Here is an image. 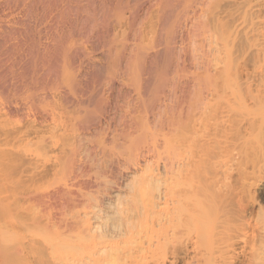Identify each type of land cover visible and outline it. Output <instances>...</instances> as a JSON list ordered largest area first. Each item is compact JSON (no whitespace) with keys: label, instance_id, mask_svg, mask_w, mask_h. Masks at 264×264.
<instances>
[{"label":"rangeland","instance_id":"obj_1","mask_svg":"<svg viewBox=\"0 0 264 264\" xmlns=\"http://www.w3.org/2000/svg\"><path fill=\"white\" fill-rule=\"evenodd\" d=\"M5 1V0H4ZM7 1V0H6ZM6 1L4 2V3H6ZM18 1V2H17ZM22 2H23V4L25 3V4H28V6H29V3L31 2L30 0H28V1H30L29 3L26 1V0H21ZM25 1V2H24ZM33 2H35V4H36V2L38 3V4H40L41 2H42V0H41V2L39 3V0H32ZM44 1V0H43ZM46 1V0H45ZM45 1H44V3H41L42 5L43 4H45V5H43L42 7H43V10H41V8H40V6H41V4H40V6L38 7L37 6V4H36V6L34 7V6H32V9L31 8H29V7H31V4H30V6L28 7L27 5L25 6V4L23 5L22 4V6H24L25 8H27L26 9V11L24 10V12H23V9H24V7L22 8V6L20 5L21 4V2H20V0H16V1H14L13 0V2L11 1H9V2H7L6 4H4L3 3V0H0V5H2V6H0V21L1 22H4V24L3 23H0L1 25H0V264H35V260L37 261L39 258H40V255H41V257H44V261L42 262L41 260H43V258H41V260H38L39 262L41 261V264H47V263H45V261H46V258L48 259L47 260V262L49 261V262H52L53 261V258L55 259V257L57 256H59L58 257V259H59V261L61 262V260H60V256H62L61 258L64 260V257H65V260L66 259H68L69 261H71V262H63V263H74V264H77V262L79 261V259H80V261H83V258H86V256H87V252H89L91 249L92 250H94V248H95V250L96 251H94L95 252V254L96 253H98V256L100 255V253H99V251L100 250H97L96 249V247L99 249L101 246H102V244L104 243H106L107 242V245H103L101 248H102V251H103V249L105 248V247H107L108 246V244H110L111 243V241H110V238H106V237H108L107 235H104V234H109V233H111V232H116V233H118V234H116V233H111L109 236L111 237V240L113 239V240H115V241H112V242H114L113 244H115V243H117L116 241H120L121 243H122V241H123V243H125V245L127 244L128 245V243L126 242V241H129L128 240V238H130V243H131V237H129L128 235V238L126 239V241L124 242V240H121V239H123L122 237H119V236H121V234L120 233H125L126 234V229H125V222H126V220H130L129 218H131L132 217V215L134 216L135 214V212L137 211L138 213H136V216H137V214L139 215V211L138 210H134V209H142V213H140V215L141 214H143V212H144V210L146 209L144 206H142V204H144L146 207H147V213H148V197H150L151 195H150V193L152 192H150L149 191V193H147V199L146 198H144V196L146 197V193L144 194L143 192L145 191V192H148V190H150V189H146L145 190V186H143V185H140V187L142 188V186L144 187V189H141V190H138V186L139 185H136L137 183H136V180L138 179L139 180V177H141V174H142V172H141V170L142 169H144V167H145V170L148 168V167H146L147 165H146V163L148 162V166H149V164H151L150 166H152V167H150V168H152V172H155V174H156V172L158 171V174L160 173V172H162L163 174H165V172L164 171H167L166 173H167V175H170V173H171V171H173L174 169V172L176 171V168L178 167V169L177 170H181V168L183 167H185V168H187L186 166L188 165V164H190L191 165V163L190 162H192V160H191V157H193V160L195 161L196 160V163L198 164L196 167H198V169L196 168V170L192 167V166H195L194 165V163L192 164V166L190 167L189 165H188V168L189 169H192L193 168V170L195 171V173H193L192 171H190V173L192 172L193 174H191V176H189V178H191V179H193V180H188V178L187 177H185L184 176V173L183 172H185L186 170H188V169H186L185 171H184V169L182 168V171L183 172H181V173H183L182 175H183V177H185L183 180H184V182L186 181V178H187V180L188 181H186L185 183H183V184H188L189 182H193V184H194V181H196L195 182V184H194V189L195 188H201V187H199L200 186V184L202 183V182H200V181H204V183H202V184H204V186L206 185V187H210L209 189V194H213V196H211V195H207L208 196V198H206L205 199V206L206 207H208V208H206L205 209V206H204V204L203 203H201L200 202V204H202L203 206H204V209L206 210V212H205V210H204V213H203V218H202V220H204V223L202 224V223H200L199 221H198V219H196V214L194 215L195 216V218H194V220H197L198 222V226H197V224H192V217H193V212L191 213V210H190V212H185V214H187V213H190L191 215H189V216H191L190 217V219H191V221H188V218H187V215L185 216V217H183V218H185V221L187 222V223H184L183 222V220H182V222H183V225H185V224H188L189 222H190V224H192L194 227H196L197 229L198 228H200L199 229V235L203 232L204 233V231H206L205 233V236H204V234L203 235H200V236H198L197 234H198V232H196V230H193L192 232H191V230L190 229H184L185 231H183V228H185L183 225V227H180V225H179V227H180V230H182L181 231V233H183V236H185V233L186 232H188V233H191V234H193V236L192 237H194L195 235H196V237L197 238H199V237H201V239H200V242H201V245H202V243H203V246L205 247V243H207V245L209 246V243H210V245H212V246H216L215 244H217V245H219V247L218 246H216L215 248H217V250L220 248V245L222 246V249L225 247V242H227L229 239L228 238H230L231 240H229L230 242H234V240L235 241H237V242H234L235 244V246H237V249H236V247H235V249L236 250H234V251H236L237 252V254L238 255H236L235 253H233V254H235V258H237V259H235V261H237L238 263H236L235 261V263L234 264H264V257H262L263 255H264V87L262 88L261 86V88L259 87V85H258V87L256 88V86H255V84H253L252 85V87H250L252 90H249L250 88H247V87H244L243 88V86H241L239 83H241L242 81H239V83L236 81L237 79V76L236 75H226V74H222L223 75V79H222V75L220 76L219 75V73H217V71H216V69L218 70V67H220L221 65L219 64L218 66H217V68L215 67L214 68V66L212 65V69L211 70H215V72L213 71V73H212V71H210L209 72V75H210V77H201L202 76V68L201 67H203L202 66V64L203 63H201L202 62V57H201V55L199 54L198 56L200 57V60L199 59H197V55H196V58L195 59H197V60H195L196 61V63H195V61H193L194 60V57L192 56V55H194L195 56V53H193V51H194V49H196V51H194V52H198V51H201L204 47H206V46H203V41H202V36H203V32L201 31V29H200V31L202 32H200V33H198L197 32V30L194 32L193 30H192V33L194 34V33H196V36H195V34H194V36H195V39H194V37L191 35L192 33H191V29L190 28H188L189 27V25H190V22H188V25L187 26H185V25H183L184 26V28L186 29V30H188V31H190V35L189 34H187L186 33V35H185V29L183 28V27H181V29L184 31H179V28H177V27H175V28H177L176 29V31H179V32H177L178 33V37L179 36H181V34H179L180 32H182V36H181V38L179 37H177L176 36V39L177 40H174L175 39V37H174V42L175 41H177V43H171L172 44V46H173V44H174V49H173V52H174V56L173 57H175V58H173L172 60V68H173V70H172V68L170 69V71H171V73H170V71H169V73H170V76H169V73H168V75L166 76L168 79H170V80H168L165 76H164V78H160L159 80H158V83H162V84H165V85H160V86H164L163 88V90H162V87H161V90H160V86L159 85H155L153 88L155 89V87H159V90H158V92L157 91H154V89L152 88H149V91H147L146 93H144L146 90H147V88H145L146 90H144L143 89V87H142V85L140 84L139 85V81H140V77H138V76H140L141 74V71L143 70V72H144V70L145 69H143V68H141L142 70H140L139 68H137V69H139V71L140 72H137V74L139 73L140 75H138L137 76V74L135 75L134 74V76H132L133 74L131 73V72H133V73H136V66L134 67V70L132 71V69H133V67H132V65L133 64H135L136 63V61H137V59H136V61H134V59L135 58H133V60H131V63H132V65L131 64H129L130 66H131V68H130V70L128 69V67H130V66H128V63L126 64V61L124 60V55L123 56H121L122 55V53L123 54H128V53H133V52H135V50H139L141 47H140V44L142 43L143 45H141L142 47H143V49L141 48V50H139V51H136V54H138L140 51H143L144 53H140V54H138L139 56L140 55H144V54H146L147 53V51H148V49H150L151 51H152V48L154 47L155 49H157L158 47L160 48V47H162V48H164L165 46H166V44L165 43H167L165 40L167 39V37H168V35H166V32H165V30H164V32H165V34H163V32H162V30L160 29V33H157L158 31H156V29H158L157 28V26H159V20L162 18L161 17V15H162V13H164V11L165 10H163V12L162 13H160L161 12V10L162 9H164V6L163 5H165V9H168L169 8V5H171V3H170V1L173 3V1L172 0H169V2L167 3L166 2V4H168V5H166V4H164V2H162V0H150L149 2L148 1H146L145 3H143L144 1H142V0H138V1H141L140 2V5H139V3H138V1H137V4H135V2H136V0H132L133 2H134V5L136 6V5H138V6H140L139 8H137V10L136 9H134L135 11L132 13V1L131 0H123V2L125 1V5H127L128 4V2H131V4L129 3L128 4V6H125L124 7V9L123 10H125V8H126V10L125 11H123V12H125V14L122 12L121 13V15H120V17H121V19H120V17H119V19H120V22H119V20H118V23H120V24H123L124 23V21L126 20L127 21V19H129V23L131 24L132 22V17L133 16H135L134 15V13L136 12V15L137 14H139V19H138V22H141V24L140 23H137V24H135V28H136V26L138 27V24H140L141 26H142V24H143V26L142 27H144V28H142V29H145V28H147V26H148V31L150 32V29H151V27H153L152 29L153 30H155L154 31V33H153V30L151 31V33H153V34H151V33H148V31H141V33L142 32H146V35H147V37H146V35H145V33H144V35H143V37H141L142 39V42H141V40H140V44H139V41H138V44H139V48L137 49L136 48V44L135 45H133L134 44V42H133V37H132V35L130 34V33H132V32H130V31H132L131 29H130V33H127L128 31H126V37H125V35H123V38H122V40H123V43H121L120 44V42L122 41L121 40V37L119 38L118 37V35L120 36V34H121V32L123 31H121L120 32V34H119V30H121V29H123L124 28V30L125 29H127V30H129L128 29V26H129V23H128V21L126 22L127 24H128V26H127V24H126V27L124 26V24H123V28L121 27L122 25H120V24H118L117 23V25H119L120 27H121V29H120V27H118V26H116L115 27V25H113L114 26V28H119L118 30H117V32H113L112 31V29L114 30V31H116V29H114V28H111L110 26H109V28H108V30H106L107 28H104L103 29V27H105L104 25H105V23L104 22H102V21H106V19H105V16L103 15V17L104 18H102L101 16H102V14L101 13H99L97 10L99 9V5H97V3L99 4V2H97L98 0H96V4H95V6H94V4L92 5L91 4V2H89L88 1V3H86L87 2V0H83V1H85V4L86 5H91V7H88V6H85L86 8H84V6H83V1L81 0V2L78 0V5L76 4V8L74 7V8H69L68 7V5L70 6V5H75V3L77 2V0H73V1H70V0H65V2H67V4H65V2H64V0H60V1H58L57 2V0H55L59 5H61L63 2V4H65V5H67V7L69 8V10H71L70 12L68 11V10H66V12L70 15V17L68 16V14L66 13V12H64V9H63V11H62V7L60 8V6L56 3V4H54V6H56V8H54L53 7V5H52V8H53V11H55L56 9L57 10H59V11H56V12H59L58 13V15L56 14V13H51L50 11H52V10H48L49 11V13L50 14H52V15H50V14H48V11H47V14H45L46 12L44 11L45 10V8H46V6L48 5L47 3H49L50 2V5H48V6H50V8H51V3L52 2H54V1H47L46 3H45ZM69 1V2H68ZM91 1V0H90ZM153 1V2H152ZM159 1V2H158ZM165 1V0H164ZM166 1H168V0H166ZM176 1H178V0H176ZM176 1L174 0V2L176 3ZM183 0H181V2H182ZM213 1V0H212ZM14 2H15V5H17V8H18V5L21 7V9H19L18 8V10L17 9H15L16 7H14V8H12L13 6H15L14 5ZM20 2V3H19ZM27 2V3H26ZM33 2H31V3H33ZM60 2H62L61 4H60ZM75 2V3H74ZM155 2H158V3H155ZM183 2H188L187 0L186 1H183ZM216 0L214 1V3L212 2L211 4H212V6L213 5H215L216 3ZM4 5H3V4ZM11 3V4H10ZM17 3V4H16ZM19 3V4H18ZM71 3V4H70ZM80 3L82 4V5H80ZM141 3H143V4H141ZM151 3V4H150ZM163 5H162V4ZM35 4H32V5H35ZM61 5V6H65V5ZM147 4H148V6H147ZM155 6H154V5ZM159 5V7L158 6H156V5ZM184 4V3H183ZM187 4V3H186ZM185 4V5H186ZM9 5V6H8ZM58 5V6H57ZM73 5L72 6H70V7H73ZM131 5V6H130ZM142 5V6H141ZM153 5V7L151 8L150 6H152ZM180 5L182 6V8L181 7H179L180 8V12L183 10V5L180 3ZM179 5V6H180ZM184 5V6H185ZM210 5V4H209ZM208 5V6H209ZM79 6H83L82 8H84V9H87V10H89V12H90V8H92V9H94L95 7H97V6H99V7H97V8H95V9H97L96 10V12H97V14L99 13V14H101L100 15V17H99V14H98V16H97V14H96V16L98 17V19L97 18H95V14H94V16L92 17L91 16V18H94V19H96V20H100L101 18H102V21L100 20V23L101 24H99V21H97L96 22V20H94L93 21V19H89L88 21H93L91 24H93V25H90L89 23L90 22H86V18L84 19L85 20V22H84V25H82V27L81 28H83V29H80L79 27H80V24H82V22H81V20L79 21V19H83V16L81 17L80 16V18L77 20V24H79V29L78 28H76L75 26H72L70 23H72L73 21V23H75V25H76V22H75V20H76V18H75V20L73 19L74 17H77V15L76 16H73V14L75 15V14H77V7L78 8H80ZM134 6V8H136ZM144 6V7H143ZM167 6H168V8H167ZM216 6V5H215ZM215 6L214 7H212V8H215ZM9 7H11L12 9H13V11H11L10 12V10H12L11 8L9 9V11H7V9L9 8ZM36 7H38L39 9H37ZM45 7V8H44ZM58 7V8H57ZM66 6H65V8H67ZM88 7V8H87ZM94 7V8H93ZM143 7V8H142ZM217 7H218V4H217ZM36 10H35V9ZM49 8V7H48ZM49 8V9H50ZM61 10H60V9ZM130 8H131V10H130ZM147 8V9H146ZM178 8V7H177ZM206 9L208 8L209 9V7H205ZM211 8V9H212ZM29 9H31L30 10V12L31 13H36L35 14V16H39L38 14H40L42 11L44 12V14L42 15V13L40 14V16L39 17H35V16H33L34 14H31L30 12H29ZM33 9L35 10V12L33 11ZM55 9V10H54ZM75 10V11H73V10ZM84 9H82V10H79V15H85V12L84 11H87V10H84ZM145 10V12H143L144 10ZM161 9V10H160ZM175 9H176V7H175ZM205 9V10H206ZM216 9V8H215ZM212 10V11H216V10H218V9H216V10ZM15 10V11H14ZM17 10V11H16ZM41 10V11H40ZM84 10V11H83ZM128 10L129 11H131V21H130V13L128 12ZM177 10L179 11V9H176V11H175V13H178L177 12ZM210 10V9H209ZM4 11H6V13H8V16H13L14 18H12V17H5V15H7ZM52 11V12H53ZM73 11V12H72ZM81 11H83L84 13H81ZM139 11H141L142 13H143V18L141 17V15H142V13L140 14L139 13ZM160 11V12H159ZM17 13L16 14V18L19 16V18L18 19H15V14L13 15L12 13ZM19 12H20V14H19ZM29 12V13H28ZM62 12V13H61ZM63 12H64V14H66L65 16L67 17V19H66V21H65V16H63V18H64V21H65V23L63 22V19L62 20H59V18L61 19L62 18V14H63ZM72 12V13H71ZM127 12V13H126ZM149 12V13H148ZM205 12V11H204ZM5 13V14H4ZM12 15H11V14ZM31 14L30 15V17H29V15L28 14ZM160 15H159V14ZM19 14V15H18ZM23 16H22V15ZM24 14H27L28 15V20L27 19H25L27 16L26 15H24ZM55 14H56V17H55ZM63 14V15H64ZM122 14H123V16L124 15H126L127 14V16H124V18H122L123 16H122ZM129 14V15H128ZM43 16V18H45V19H43V18H40V17H42ZM44 15H45V17H44ZM48 15H50V16H48ZM53 15H54V18H57L58 20H59V24L61 25H59L57 22H58V20L57 19H55V20H57V22L53 19ZM176 16L177 15H180V14H175ZM174 15V16H175ZM3 16V17H2ZM33 16V18H37V19H34V20H37V21H35V22H37V23H35L33 20H31L32 17ZM159 16L161 17L160 19H159ZM176 16L174 17L175 19H177V21H182V20H184V16H182L183 17V19L180 17V18H178V16H177V18H176ZM22 17H23V19H22ZM50 17V20H48V18ZM73 17V18H72ZM79 17V16H78ZM145 17H146V19H145ZM2 18H4V20H2ZM8 18H12V19H8ZM38 18H39V20H38ZM69 18H70V20H69ZM100 18V19H99ZM126 18V19H125ZM140 18H142V20L143 21H141V19ZM159 20H158V19ZM13 19H15V20H17V21H15V20H13ZM30 19V20H29ZM41 19V20H40ZM42 19L43 20H47V22L48 21H50V22H52V20H53V22L51 23L52 24V31L50 30V31H48L49 29V26H50V22L49 23H46L45 21H42ZM105 19V20H104ZM122 19H124V20H122ZM145 19V20H144ZM179 19V20H178ZM182 19V20H181ZM7 20V21H6ZM9 20V21H8ZM12 20V21H11ZM18 20H22L21 21V24H20V22L19 23H17L18 22ZM26 20V21H25ZM140 20V21H139ZM6 21V22H5ZM14 21V22H13ZM33 21V22H32ZM40 21V24H41V26H40V24L38 23ZM67 21H68V24H70L69 25V27L70 26H72V27H70V29L71 28H76L77 30H76V32H75V29L74 30H68V28H64V29H61L62 30V32L60 31V29L59 28H63L64 26L65 27H67L66 25H68L67 24ZM70 21V22H69ZM161 21V20H160ZM176 21V22H177ZM9 23V26H10V24H13L12 26H10V27H14V25L16 26V29H17V31H18V33H17V31H16V29H14L15 31H13V28H10L9 26H7V25H5L6 23ZM11 22H13V23H11ZM16 22V23H15ZM23 22V23H22ZM25 22H30L29 24L28 23H25ZM31 22H32V24H31ZM42 22V23H41ZM47 24V26H48V28H47V26H46V24ZM54 22H56V24L54 23ZM94 22H96V25H95V23ZM153 22L156 24L155 26H154V24H153ZM158 22V23H157ZM175 21H173V25H175V23H176ZM24 23H25V25L27 26V28L26 27H24V31H23V29H22V27L23 26H25L24 25ZM88 23V24H87ZM97 23H98V25H99V27L97 26ZM2 24H3V26H2ZM18 24V25H17ZM28 24V25H27ZM37 27V24L40 26V27H37V28H41V29H39L40 31H38V29L36 28L35 29V26ZM44 26H43V25ZM62 24L64 25V26H62ZM85 24H86V26H85ZM148 24V25H147ZM152 24V25H151ZM158 24V25H157ZM176 24H178V22L176 23ZM20 25H21V27H20ZM31 25V26H30ZM54 25V26H53ZM57 25H59L58 27L59 28H57ZM91 27L90 29H89V31H90V33H92V32H94L99 38H100V36H102V38L104 37V35L106 34V31H108L107 32V35L105 36L106 37V39L105 40H107V41H105L104 40V42H103V40H101V38L100 39H98V40H96V35L94 34V33H92L91 35H90V33H89V31H87L86 29H88V27L89 26ZM101 25V26H100ZM139 25V26H140ZM147 25V26H146ZM3 28H2V27ZM46 26V27H45ZM86 28L85 29V31H87L88 33V35H86L87 37H85V36H83L82 38L84 39V40H82V43L81 44H83L84 45V43L83 42H85V41H88V42H86L87 44H85L86 46H83V45H81L79 42H78V40H81L82 38H81V35L79 34V33H81L82 35H84V34H86V32L84 31V27ZM93 26V27H92ZM150 26V27H149ZM177 26V25H176ZM9 28V30L10 29H12V31H10V33L12 32H16L17 34H15V33H13V34H15L16 36L18 35V34H20L21 32H20V29L19 28H21V30L24 32V33H21V34H26L27 33V31L30 29V27H34L33 29L31 28L28 32L29 33H27L26 35H27V37H24V36H26V35H22V37L21 38H24V40H25V38L29 41V39H30V41H29V43L31 42V41H33V43L35 44V40H37V38H39V42H44L43 43V45L40 43L39 45H41V46H39L37 43H39V42H37L36 44L40 47V48H37L38 49V51H40V50H42V48L41 47H43L44 45H46V50L44 51V48H43V50H42V52H43V57H44V54H45V56H46V58H48L49 56H51V57H49L48 59L49 60H46V58H44L45 60H44V62L46 63V64H48V66H49V64L51 65V66H49V68L50 69H48V66L46 67V68H44V66L43 65H45V63L43 62V58L41 59V57H40V55L42 56V53L40 54L39 52L37 53V51H33L34 49L36 50V47L33 45V43L31 42L30 44H31V46H29V47H31L33 50V52L32 53H34V54H32V55H37V56H32L31 54V58L29 57V59L32 61L30 64L29 63H24V62H26V59H28V55H29V53H31V52H29V51H31V48H30V50H28V52H27V49H28V47L26 48V46L27 45H24V43H26V44H28V45H30L29 43H27L28 41L26 40L25 42L24 41H21L22 39H19V37H16V36H13V34L11 33V35L8 33L9 32V30L8 31H5V28ZM19 27V28H18ZM46 28V33L44 34L43 32H45L44 30H45V28ZM55 29H54V28ZM96 27H97V29H98V31L99 32H101L102 33V35H101V33H99L97 30H95L96 29ZM100 27H102V28H100ZM106 27H107V25H106ZM172 28H173V26H171ZM170 27V28H171ZM15 28V27H14ZM94 28V29H93ZM110 28H111V31H110ZM129 28H130V26H129ZM141 28V27H140ZM139 28V29H140ZM171 28V29H172ZM27 31H26V30ZM34 29H35V32H37L38 31V34L39 33H41L40 34V36L42 37V39L44 38V37H46V39H48V40H46L45 38H44V40H41L40 41V39H41V37H39V35L37 34V36H35L36 35V33L34 32ZM42 29H43V32H41L42 31ZM54 29V30H53ZM57 29V30H56ZM95 30V31H93V30ZM180 29V30H181ZM190 29V30H189ZM198 29V30H199ZM7 30V29H6ZM37 30V31H36ZM65 30H67V32L69 31V34L65 31ZM83 31V32H80V31ZM106 30V31H105ZM145 30H147V29H145ZM159 30V29H158ZM30 31H33V33L32 32H30ZM59 31L61 34L63 33V34H65V33H67V34H65L64 36H65V38H63L64 36H62L60 33H58L57 34V32ZM65 33H64V32ZM70 31H71V33H70ZM73 31V32H72ZM77 31H79V33H77ZM92 31V32H91ZM105 31V32H104ZM7 32V33H6ZM49 32H50V34H49ZM54 32V33H53ZM85 32V33H84ZM110 32H112V34L113 33H115V36H114V38H116V39H113V36H112V38L111 39H109V40H111V43H112V45L113 46H115V43H116V45H117V43H118V41H117V39L119 38L120 40V42H119V44L121 45V46H123L124 45V42L125 41H127L128 40V42H125V43H127V44H129V42L130 43H132V44H129V46L126 44L125 46H128V47H130L131 45H133V47L135 46V48H133L132 46L130 47V48H133V50L134 51H132V52H130L129 50H128V52H125V51H127V48L128 47H119L120 45L118 44V47L120 48H117V47H115V48H117V50L119 51H116V50H113L112 48H113V46H111V48H109V46H110V41H108V38L110 37ZM162 32V33H161ZM6 33V34H5ZM31 33V34H30ZM34 33H35V35H34ZM43 33V34H42ZM52 33V34H51ZM74 33L77 35V37H78V34L80 35V37L79 38H77L76 37V35H74ZM98 33V34H97ZM116 33H118L117 35H116ZM148 33V34H147ZM155 33H157L156 35H159V34H162L161 36H159V38L160 39H158L157 37L158 36H156L155 37ZM177 33H176V35H177ZM4 34V35H3ZM9 35V37H8V39L6 40V42L4 41L5 40V38L7 37H4V39L2 38L3 36H5V35ZM49 35V38H48V35ZM57 35L56 37H54L53 38V36L54 35ZM73 34V35H72ZM122 34H124V32H122ZM130 36H129V35ZM152 36H154L155 37V39H156V41H155V39H152V38H154L153 36H152V38L150 37V35ZM175 34V33H174ZM197 34H200L201 35V38H200V36H199V38H197L198 37V35ZM3 35V36H2ZM29 35H31V36H29ZM52 35V36H51ZM71 35V36H70ZM90 35V36H89ZM92 35H93V37H92ZM114 35V34H113ZM142 35V34H141ZM166 37H165V36ZM13 36V37H12ZM18 36H20V35H18ZM35 36V39L33 38ZM52 38H51V37ZM59 36H61V39L60 40H62V41H66L67 42V40L69 41L70 39V43H68L70 46V48L68 47V45H67V43H65V44H63L62 43V41H60V42H58L57 43V38L59 37ZM68 36H70L69 38H68ZM95 36V37H94ZM107 36H108V38H107ZM162 36H163V38H162ZM188 36V37H187ZM192 36V37H191ZM28 37H30V38H28ZM31 37H32V40H31ZM72 37L74 38V37H76V39H73V42H74V40H75V42H77V43H79L82 47H80V45L79 44H77V43H75V44H77V46L79 47V48H83L84 50H86L87 48V51L89 50V48H90V50L92 49L93 51H88V52H86V54H84V56H83V54L82 53H85L84 52V50H82L81 51V49H79L81 52H78V49L75 47V45L73 46V47H75V49L72 47V49H73V51L75 50L76 51V49H77V53H78V55L77 54H75V52H72L73 54H71L70 53V51L69 50H65V53H64V51L63 50H61L62 48L64 49L65 48V46H63V45H67V47L65 48V49H71V43H73L72 42ZM91 38V40L89 39V38ZM129 37H131V38H129ZM146 37V38H145ZM190 37H191V39H190ZM11 38H13V40L11 39ZM15 38V39H14ZM85 38H86V40H85ZM94 38H95V40H94ZM124 38H126V39H124ZM127 38H129V39H127ZM166 38V39H165ZM188 38V39H187ZM19 41H18V40ZM50 39H53V40H51L52 42L55 40V42H51V41H49ZM58 39V40H59ZM64 39V40H63ZM67 39V40H66ZM113 39V40H112ZM130 39L132 40V42L130 41ZM144 39V40H143ZM162 39H165L164 41L162 40ZM182 39V40H181ZM197 39H199V40H197ZM12 40V41H11ZM92 40L94 41L93 43H92ZM116 40V41H115ZM160 40H162L164 43H161V41ZM173 40H172V42H173ZM179 40V41H178ZM187 40V41H186ZM195 40V41H194ZM201 40V41H200ZM6 43H4V42ZM10 41V42H9ZM17 43H16V42ZM50 42V44L52 43V44H54L55 43V45H56V43H57V45L56 46H58V48H56V46L55 45H53L54 46V49H52L53 48V46H52V48H49V47H51L50 46V44L49 43H47V42ZM91 41V42H90ZM96 41L98 42V41H100V43H104L105 45H109V46H106L107 48L106 49H108L109 48V51H110V49H112L111 50V52L112 51H116L115 53H113L112 52V55H114V54H118L119 55V53H120V50L122 49L123 51H122V53L119 55L120 56V58H118V57H116L117 56V54L115 55V56H113V58L115 57V61L113 62L114 64H115V66L117 65L118 66V64H116L115 62H116V59H117V63H120L121 61L123 62V61H125L124 62V64H126V66L121 62L120 64L122 65H120L119 64V67H117L118 68V70H121L122 72L120 73V71H119V73H117L118 71L116 70V73H117V75L118 76H114V75H116V73L114 72H110L111 73V76L112 77H110V75H108V74H110L109 73V71L110 70H108L107 68L105 69L104 68V66L105 65H103L101 68H99L97 71H98V73L100 74H98L97 73V71L95 70V73H96V75H95V73H94V76L95 77H93V74L91 75V74H89V72H91V73H93L94 71H91V69L93 70V66L92 65H90L88 62H86V58L90 55V58H95L96 57V55L98 54H100L101 55V58L99 59V61H101V60H103L104 62H106V63H108V62H111V60L110 59H113V58H111L112 57V55H111V52H108V53H110L109 55H111L108 59H105L104 60V58L106 57L107 58V56L108 55H106L107 54V51H106V53H104L105 52V46L102 44V46H101V48L100 49H102V50H99V48L98 47H100V44H99V46L98 45H96L95 46V44H98V43H96ZM112 41H115V43L114 42H112ZM181 41H184L183 43H181ZM192 41H194V42H192ZM196 41H199V42H196ZM12 42V43H11ZM13 42H15V43H13ZM89 42H90V45H89ZM108 42V43H107ZM157 42H158V44H157ZM192 42V43H191ZM200 42L202 43V49L201 50H199L200 48H201V46L200 47H198V45H200ZM4 43V44H3ZM7 43H10V44H14V45H10L9 46V44H7ZM95 43V44H94ZM191 43V44H190ZM193 43H194V45H193ZM18 44V46H16ZM22 44V45H21ZM35 44V45H36ZM49 44V45H48ZM61 44V45H60ZM154 44V45H153ZM155 44H157L156 46H158V47H155ZM160 44H165V46L163 47V45H161L160 46ZM175 44H176V46H175ZM178 44V45H177ZM195 44H196V48H195ZM205 44V43H204ZM19 45H21L23 48H24V46H25V48L24 49H26V50H24L21 46H19ZM91 45H92V48H91ZM181 45V46H180ZM188 45V46H187ZM14 46V47H13ZM34 46V47H33ZM37 46V47H38ZM62 48H61V47ZM88 46V47H87ZM90 46V47H89ZM94 46V47H93ZM103 46H104V49H103ZM180 48H179V47ZM191 46V47H190ZM194 46V47H193ZM235 46V45H234ZM237 46V45H236ZM21 47V49H19ZM45 47V46H44ZM49 49H48V48ZM60 47V48H59ZM137 47H138V45H137ZM176 47V48H175ZM183 47V48H182ZM188 47V48H187ZM86 48V49H85ZM94 48V49H93ZM147 49V51H145V49ZM181 48H182V50H181ZM192 48V49H191ZM234 48V47H233ZM236 49L235 50H237V47H235ZM18 49V50H17ZM23 49V50H22ZM59 49V51H58V53L56 54V52H57V50ZM71 49V50H72ZM178 49H179V51H178ZM198 49V50H197ZM205 49V48H204ZM22 50V51H21ZM49 50V51H48ZM50 50H51V52H55V54L56 55H60L61 57V59H62V56H63V54H66V51H67V54H71V55H77V56H83L84 58H85V56H86V58H85V62L86 63H88L91 67V69L89 70L88 68H89V65L88 64H86V67H85V62L83 63V66L82 65H79L81 68H80V70H78L79 68H77V67H79L78 65H76L75 64V66H77V67H75L74 66V69L72 68V65H74V63L72 64V62H77V64H78V61L79 60H81L82 58L81 57H79V58H81V59H78V57H73V58H71V55H69L68 56V58H70V60L72 59V61H70V60H68V58H67V60L70 62V63H68V64H72V65H68V64H66V67L64 66V63L62 62L63 61V59L60 61V58H59V56L57 57L56 55H54L53 57V60H52V55H49L48 57H47V55L48 54H50L51 52H50ZM54 50V51H53ZM149 50V52H151ZM184 50H186V51H184ZM232 50V49H231ZM60 51H62L61 53H59ZM101 51V52H100ZM102 51H103V55H102ZM190 51H192L191 53H190ZM204 50H202L201 52H203ZM240 50H238V52H239ZM26 52V56H25V60L23 59V55H24V53ZM35 52H36V54H35ZM47 54H46V53ZM50 52V53H49ZM69 52V53H68ZM89 52H92V54H89ZM94 52V53H93ZM96 52V53H95ZM99 52V53H98ZM176 52V53H175ZM200 52V53H201ZM233 52H234V49L232 50V51H230V53L232 54V55H234L233 54ZM237 51L236 52H234L235 54L237 53V55H234L233 56V59H235L236 60V62H237V60H238V63H242V65L241 66H243V64H245V66L247 65V68H248V66H250V62L248 61V58L246 59V57L244 56V55H242V53H241V55H242V58H244V59H246L247 61H245L244 59L242 60V58L240 57L241 55H240V52L238 53ZM20 53H23V55L21 54V56H19V54ZM82 54V55H80V54ZM39 54V55H38ZM54 54V53H53ZM67 54H66V56H67ZM96 54V55H95ZM106 56H105V55ZM134 54V53H133ZM132 54V55H133ZM179 54V55H178ZM192 54V55H191ZM230 54V55H231ZM239 54V55H238ZM29 55V56H30ZM94 55V57H92V56ZM97 55V56H98ZM99 55V56H100ZM135 55V54H134ZM133 55V56H134ZM143 55H142V57H143ZM178 55V56H177ZM186 55V56H185ZM229 54H228V56H230ZM66 56H64V57H66ZM190 56H192L191 58H187V57H190ZM19 57H22V58H20L22 61H23V65H26V66H31L32 67V64H33V62H36L37 63V65L38 64H40V65H38V66H41V69H42V67H43V69L42 70H40L39 69V67L36 65V64H34V67H35V65H36V67H35V69L33 70V68H31L30 69V67L28 66V68H29V70L31 71V70H33L32 72H30L29 70H28V68L26 67H24L23 65H21V63L20 62H22V61H20L19 62ZM35 59V61H33V58ZM104 57V58H103ZM123 57V59H121ZM142 57H140V58H142ZM178 57V58H177ZM180 57V58H179ZM230 57H232V56H230ZM229 57V58H230ZM238 57V58H237ZM51 58V59H50ZM56 58H58V60H56ZM97 58V57H96ZM183 58V59H182ZM192 58H193V60H192ZM36 59H37V61H36ZM41 59V61L44 63V64H42L41 63V61H39ZM121 61H120V60ZM181 59V60H180ZM190 61H189V60ZM228 59V58H227ZM227 59H226V61H227ZM231 59V58H230ZM230 59H228L229 60V62L230 61H232V59L230 60ZM51 60V62L53 63H50V62H48V61H50ZM55 60L57 61V62H55ZM65 58H64V62L65 63H67L68 61H67ZM75 60V61H74ZM78 60V61H77ZM87 60H90V59H88L87 58ZM114 60V59H113ZM120 62H119V61ZM138 60H141V59H138ZM179 60V61H178ZM199 60V62L197 63V61ZM234 60V61H235ZM243 61V62H240V61ZM39 61V62H38ZM62 62L63 64H62V67H64V68H68L67 66H69L70 68H68L67 70L69 71H67V78L70 76V74H72V76H74V78L75 77H77V76H79L80 77V79L81 78H83V77H81V76H84V75H86V76H88V77H90L89 75H91V78H86V76H84L85 77V79L86 80H88V82H87V85H86V81H85V79L83 78V79H79V77L78 78H76V80L78 79L79 80V82L80 81H83L84 80V82H82L83 84H85V87L87 86L89 89H90V87L91 86H93V88L96 86L97 87V85H99L100 83H102L103 82V85L102 84H100L97 88H98V91H100V93L97 91V88L95 87V90H94V92L96 91V93H94L93 92V88L91 89V90H89L88 88H87V90L90 92V94H89V92H87V90L85 91V89L86 88H81V87H84V85L83 84H81V92H80V88L78 87L79 86V84L80 83H78V80L76 81L75 79H74V83H76L75 84V86H74V83H73V80L71 79V83L73 84V86H70L71 88H75L76 90H75V93H72V92H74V88L72 89V91L70 90V88L68 87V88H66L67 87V84H66V81H65V84H66V87L64 88V86H65V84H64V82L62 81V84L61 85H63L62 86V90L65 92V95H64V92H61V93H63L62 95L64 96H62L61 95V97H60V99L63 97V100L61 101V100H59L57 97H58V95L60 96V94H56L55 96L53 95V94H55L57 91H56V87H57V85H59L60 86V83H58V84H54V83H56V82H59L60 81V79H59V81H58V78L55 76V79L53 78V76H52V72H51V70L53 71H55V73H56V75L58 76V74L59 73H57V72H60L59 70H60V68L62 69V67H60L61 65V63L60 62ZM82 61H84V59H82ZM103 61H101V62H103ZM191 61H193V63L198 67V65L197 64H199V67H198V69H195V67H194V64H191L192 62ZM233 61V62H234ZM245 61V62H244ZM28 62V61H27ZM75 62V63H76ZM141 62H143V61H138V63H137V66H139V63L140 64H144V62L143 63H141ZM173 62L175 63L174 65H173ZM228 62V61H227ZM248 62H249V65H248ZM54 63H56L55 64V66H54ZM57 63H58V68L56 67V65H57ZM81 63V61H79V64H82ZM180 63V64H179ZM201 63V64H200ZM235 63V62H234ZM238 63H236L237 65H238ZM19 64V65H18ZM105 64V63H104ZM111 64V63H110ZM235 64V65H236ZM54 66V68L56 67V69H58V70H55L54 68L52 69L51 67H53ZM88 65V66H87ZM111 65H113V64H111ZM124 65V66H123ZM179 65V66H178ZM231 65H232V63H231ZM234 65V64H233ZM236 65V66H237ZM239 65V66H240ZM20 66H23L25 69H27V70H25L23 67H20ZM115 66H110L111 68L112 67H114V68H110L109 67V65L107 66V64H106V66L105 67H109V69H111V70H114V69H116L115 68ZM120 66L122 67V68H120ZM128 66V67H127ZM134 66V65H133ZM174 66V67H173ZM38 67V68H37ZM97 67H99L98 65H97ZM139 67H141V65L139 66ZM142 67H144V66H142ZM76 68H77V70H76ZM82 68L84 69V68H86V69H84V70H82ZM124 68H126V70L124 69ZM238 68V67H237ZM250 68V67H249ZM23 69L25 70V71H23ZM39 69V72L40 71H43L44 70V72L47 74L45 77L47 78V76H49V74H51L50 76H52V77H48V79H46L44 76H43V74H45V73H43L42 75H41V73L39 74V72H37V70ZM46 69V70H45ZM73 71H72V70ZM102 69V70H101ZM122 69H124V70H122ZM127 69L129 70V72L132 74V75H129L128 73V71H127ZM136 69V70H135ZM35 70H36V72H37V74H39V75H36V72H35ZM47 70H49L50 72L48 73L47 72ZM82 70V71H81ZM106 70V71H105ZM198 70H200V71H198ZM22 71H23V73L25 74V73H27V75H30V76H26V78H24L25 76L24 75H22L23 73H22ZM54 71H53V74H55L54 73ZM76 71H79V72H76ZM85 71H89V72H85ZM102 72V74H101V72ZM108 71V72H107ZM123 71H126V72H128V73H126V72H123ZM196 71H197V73H196ZM204 71V70H203ZM219 71V70H218ZM19 72H20V74L22 75H20L19 74ZM35 72V73H34ZM108 74H107V73ZM199 72H201V74L199 73ZM29 73V74H28ZM32 73H34V74H32ZM74 73H76L77 75H74ZM83 73H85L84 75H81V74H83ZM126 74V76L127 77H125V75L124 74ZM234 73V72H233ZM34 75V76H32V75ZM98 74V75H97ZM108 76H107V75ZM197 74H199L200 75V77L197 75ZM215 74V75H214ZM221 74V73H220ZM26 75V74H25ZM69 75V76H68ZM101 75L102 76H107V77H110V78H107L105 81H106V83H105V81H104V77L102 78V79H100L101 78ZM119 75H121V76H119ZM124 75V76H123ZM143 75V74H142ZM209 76V75H207V74H203V76ZM37 76V77H36ZM38 76H39V78H38ZM42 76H43V81H47V80H49L48 82H44L45 84H44V86H46V84H47V86L48 87H43L42 88V86H43V84H42V82H41V80H42ZM72 76H70L71 78H72ZM96 76H98V80H97V78H96ZM122 76L123 77H125L126 79H124V78H122ZM130 76V77H129ZM219 78H218V77ZM228 76V77H227ZM236 77V78H233V77ZM264 76V75H263ZM24 79V81H25V79L30 83V85L31 84H36V85H31L30 86V89H29V83L27 82V81H25V83H24V81H23V79ZM31 77H34L33 79H31V81H29L30 80V78ZM35 77L36 78H38V82L39 83H41V85H39L38 84V82H37V79H36V82L37 83H35L34 82V79H35ZM59 77V76H58ZM92 77L95 79V83H99V84H94L93 83V81L92 80H94V79H92ZM117 77H118V79L119 80H122V81H126L127 83L125 84L124 82H123V85L121 84V85H117V84H120V82L122 83V81H120V82H118L119 80H116L117 79ZM130 79H129V78ZM139 79H138V78ZM144 77V76H143ZM239 77V76H238ZM40 78H41V80H40ZM45 78V79H44ZM52 78H53V80H52ZM111 78H113L112 80H108V79H111ZM115 78V79H114ZM122 78V79H121ZM127 78H128V80H127ZM133 78V79H132ZM135 78V79H134ZM165 78L168 80V82H167V80H166V82L165 83H163L164 81H165ZM172 78V79H171ZM225 78H226V80H225ZM263 78V77H262ZM69 79V78H68ZM138 79V80H137ZM164 81H163V80ZM241 79H243V78H240V80ZM40 80V81H39ZM54 81L55 80V82H53V84H52V81ZM67 80V79H66ZM96 80H97V82H96ZM99 80H101V81H99ZM107 80L108 81H110L109 82V85H108V83H107ZM130 80H131V82H130ZM134 80V81H133ZM161 80V82H159ZM239 80V79H238ZM263 81H264V79H262ZM32 81H33V83H32ZM50 81H51V83H50ZM68 81H70V80H68ZM67 81V82H68ZM141 81H142V79H141ZM263 81H261V83H263L262 85H264V82ZM61 82V81H60ZM91 82H92V84H91ZM114 82V83H113ZM118 82V83H117ZM134 82H135V85H134ZM237 82V83H236ZM28 83V84H27ZM49 83L53 86V88H52V86L51 85H49ZM70 83V82H69ZM77 83H78V86H77ZM89 83H90V85H89ZM104 83H105V85H108V86H105L104 85ZM110 83L111 84H113L114 85V88H113V86H111L110 85ZM128 83H129V85L131 84V86H132V89H131V86L129 87V86H126L125 87V85H128ZM140 86V87H142L141 89H142V91L141 92H143V94H146V95H143L141 92H139V90H141L140 89V87L138 88V90L137 89H135V88H133V86H135L136 87V85L137 84ZM142 83V82H141ZM157 83V84H158ZM167 83V84H166ZM184 83H186V84H184ZM72 84H68V86L69 85H72ZM237 84H239L240 86L237 88ZM83 85V86H82ZM116 85L118 86V88L119 89H121L122 90V88H123V90L124 91H126L128 88V90L130 91L128 94L125 92L124 93V95L122 94L123 92L121 91H117V88H116ZM138 85H137V87H138ZM169 85V86H168ZM183 85V86H182ZM32 86H33V88L35 89V91H36V93L39 91V93L41 92V91H45V92H43L44 94H46V95H44V97L42 96V94L40 93V95H38L39 97H43L41 100H42V102L43 103H45L46 105H47V108H51L52 109V111H53V113H54V109H56V111H55V113L54 114H51L52 113V111H51V113H50V111L49 110H47V108L45 109V108H43V106L45 107L46 105L45 104H39V103H41V102H39L40 101V98H36L37 96H35L34 95V90H33V88H32ZM38 86L40 87V89L38 88ZM49 86H51L50 88H49ZM55 86V87H54ZM58 86V87H59ZM102 86H103V88H102ZM123 86V87H122ZM184 86H186V87H184ZM28 87V88H27ZM61 87V86H60ZM105 87V88H104ZM109 87H110V89H109ZM136 87V88H137ZM241 87V89H240V94H239V91L237 90V89H239ZM45 88V89H44ZM52 88V89H51ZM64 88V89H63ZM79 88V89H78ZM100 88V89H99ZM108 90H107V89ZM113 88V89H112ZM116 88V89H115ZM166 88V89H165ZM246 88H247V90L250 92H248L247 90H246ZM259 88V89H258ZM26 89V90H25ZM32 89V90H31ZM50 89L53 91H50ZM59 89V88H58ZM66 89H69L70 90V92H69V94H66V92L68 91H66ZM104 89V91H102ZM112 89V90H111ZM134 89H135V92L136 91H138L139 93H140V95H142V96H140V98L141 97H144L143 99V101H145L146 100V104H145V102H143V101H141V102H139L140 100H137V97L139 96V94H137L138 92H136V93H134L133 91H134ZM151 89V90H150ZM158 89V88H157ZM157 89H155V90H157ZM253 89H255V90H253ZM29 90V91H28ZM31 90V91H30ZM60 90H61V88H60ZM61 90V91H62ZM77 90H79L78 91V93H79V95L80 94H83L82 95V97H79V95H77L78 96V99H79V101H78V99H77V97H76V99L74 98L75 96H76V92H77ZM82 90H84V91H82ZM110 90V91H109ZM152 90H153V92H155V93H153L152 92ZM258 90V91H257ZM33 91V95L35 96H33L30 92H32ZM56 91V92H55ZM59 91V90H58ZM109 91V92H108ZM132 91V92H131ZM161 91V92H160ZM49 92H51V93H49V95H48V93ZM93 92V93H92ZM98 92V93H97ZM110 93L109 95H108V93ZM128 92V91H127ZM156 92H157V94H156ZM28 93H29V95H28ZM39 93H37V94H39ZM53 93V94H52ZM58 93V92H57ZM77 93V94H78ZM88 93V94H87ZM118 93V94H117ZM119 93H121L122 94V97H121V95L119 94ZM147 93H150V96H148V99H149V97L151 98V99H149V102H153L154 101V97H155V99H157L158 97H159V103H157V102H155V105H154V103H152V106L150 105L149 106V103L147 102ZM36 94V95H37ZM72 96H74V97H71V95ZM73 94H75V95H73ZM94 94H96V96H97V94H99L100 96H98V98L94 95ZM154 94H156L157 95V97H156V95L154 96ZM54 96L55 97V99L57 98V104H56V102L54 101L55 99H54V97H51V96ZM70 95V96H69ZM94 95V96H93ZM106 95V96H105ZM119 95V96H118ZM126 95V96H125ZM152 95H153V97H152ZM241 95V96H240ZM67 96H68V98H67ZM87 96H89V97H87ZM90 96H92V97H90ZM145 96H146V98H145ZM47 97H49L50 99H51V103L52 104H50L49 103V100L50 99H47ZM69 97H71L72 99L74 98V100L72 101L74 104H75V106H74V104L71 102V100H69ZM94 97V98H93ZM95 97H96V100H94L95 99ZM105 97V98H104ZM34 98V100H35V103H33L32 101H34V100H32ZM36 98V99H35ZM46 98V99H45ZM65 98H67V99H65ZM85 98V99H84ZM90 98H92V100H90ZM100 98H101V100H102V105H101V101H100ZM107 98V99H106ZM140 98H138V99H140ZM39 99V100H38ZM64 99L66 100V101H64ZM81 99V100H80ZM86 99L88 100V101H94V102H96V103H91V104H89V103H87V101H86ZM99 99V100H98ZM38 100V101H37ZM53 100V101H52ZM58 100H59V102H58ZM83 100H85V101H83ZM103 100L105 101V102H103ZM108 100V101H107ZM142 100V99H141ZM153 100V101H152ZM158 100V99H157ZM156 100V101H157ZM46 101V102H45ZM62 102V106H61V102ZM71 102V103H69V102ZM77 103H76V102ZM80 101H83L82 103H83V105H81L80 103ZM141 103L142 104V106L141 105H139V103ZM161 101V102H160ZM28 102H30V103H28ZM32 102V103H31ZM36 102H37V104H36ZM39 102V103H38ZM63 102L65 103V107H67V104H68V107H69V109L71 108V107H74L73 108V113H72V109H68V108H64L63 106H64V104H63ZM97 102H99V103H97ZM107 102V103H106ZM84 103L86 104V105H84ZM105 103V104H104ZM27 104L29 105V106H27ZM33 104H36V106H35V108H33L34 107V105ZM56 106H55V105ZM77 104V105H76ZM96 104V105H95ZM97 104H100V105H98L97 106ZM104 104V105H103ZM138 104V105H137ZM160 104V105H159ZM33 107H32V106ZM37 105H38V107H37ZM41 105H43V106H41ZM51 105H52V107H51ZM73 105V106H72ZM90 107H89V106ZM92 105V106H91ZM106 105V106H105ZM144 105H148V107L147 106H145L144 107ZM157 105V106H156ZM32 107V110L30 109L31 107ZM71 106V107H70ZM78 106V107H77ZM82 108H80V107ZM88 107V110H87V107ZM97 106V107H96ZM103 106V108H101ZM154 106V107H153ZM21 107V108H20ZM29 107V108H28ZM55 107V108H54ZM76 107V108H75ZM96 107V109L98 108V109H100V110H96V111H98L97 113H96V111L94 110V108ZM154 109H153V108ZM14 108V109H13ZM16 108V109H15ZM38 108H43L42 110H40V115L42 114H44V116H46V115H48L47 117H45L46 119H48V120H51V121H53V123H55L54 121H56V119L57 118H60V119H62L61 117L62 116H64V118H65V120L64 119H62L61 120V122H60V119H58L57 121H56V123H58V122H60V123H58V124H60V125H56V124H52L53 125V127L55 126V127H58L57 129H67V131L68 130H70V129H73L74 130V128H75V131H68V135H70L71 136V134H72V136H74V134H76V132L78 133V132H82L83 130L82 129H85V128H87V127H89L88 129H85L84 131H86L87 130V132H89V137H88V135L86 134L85 136H84V138H86V139H84V142H83V139L81 140V142H80V140H78L80 143H77L78 145H76V146H79V148H80V146H81V148L79 149L78 148V152H81L82 153V158H83V162H81V163H85L84 165L83 164H80V165H82V166H80L78 163V161H77V165L76 166H78L81 170H79V169H77V171H80V172H78V174L76 175V173H75V171H76V169L74 170H72V167L70 168L69 166L68 167H66L68 170H72L73 172H74V174L76 175V176H73V173H72V171H71V175H72V177L68 174V170L66 169V171L63 169H58L59 171L61 170V171H65L69 176H70V178H69V180H68V178L67 177H69V176H67L65 179H67L69 182H70V180H72V183H67L68 181L67 180H64V177L66 176V173L64 174V175H60V178H58L57 176H56V173H55V175H52V174H46L45 176L46 177H44V175L41 177V176H39V175H42V174H39L38 176H37V174H35L32 178H30V180L29 181H27L29 178V175L30 176H32V173L31 174H27L26 173V175H23L22 173L23 172H27V171H25V170H23L22 168L25 166H22V164H21V168H20V166H18V165H20V162L22 161V160H24V158L22 157V156H24L25 157V153L27 152V151H29V150H31V151H29L28 152V154L30 153V154H32V149L31 148H35V147H32V146H34V145H32V146H30L31 144H28L29 146H30V149H27V145H23L24 144V142L26 143V141H25V139H26V137H27V139H28V136H26V132H28V130L27 129H31V127H32V122H37V121H39V118H43L44 116H40L39 115V113H37V110H38ZM57 108H60V109H57ZM80 108V109H79ZM148 108H152L153 110H151V109H148ZM36 109V110H35ZM50 109V110H51ZM64 109V110H63ZM91 109V110H90ZM104 109V110H103ZM62 110V111H61ZM90 110V114L88 113V111ZM102 110V111H101ZM26 111L29 113V114H27L26 113ZM36 111V112H35ZM47 111H48V114H47ZM58 111H60V112H62L63 113V115L62 114H60L59 115V113L60 112H58ZM64 111V112H63ZM65 111H66V113H65ZM69 111H70V113L72 114H70L69 113ZM99 111H100V114H99ZM151 111H153V112H151ZM35 112V113H34ZM38 112H39V110H38ZM69 113V117H68V113ZM102 112V113H101ZM34 113V114H33ZM58 113V115L56 116V114ZM65 113V114H64ZM85 113H86V116H85ZM94 113H96V114H94ZM152 113H153V115H152ZM30 114H33V115H30ZM38 115L37 117H36V115ZM49 114L50 115H53V116H49ZM67 114V115H66ZM94 115L93 117L92 116H90V119H89V115ZM31 117H30V116ZM71 115V116H70ZM95 115H96V118H97V121L99 122V123H97V121L95 120L96 118H94L95 117ZM97 115H99L100 117H98ZM102 115V116H101ZM104 115V116H103ZM33 116V117H32ZM61 116V117H60ZM73 116V117H72ZM88 116V117H87ZM35 117H36V119H35ZM51 117H53V118H51ZM68 117V118H67ZM71 117V118H70ZM87 117V119H89L88 121H87V119H85ZM102 117V118H101ZM29 118V120L31 119V121H27V119ZM51 118V119H50ZM77 119V120H75V119ZM81 118V119H80ZM83 118H84V120H83ZM38 119V120H37ZM75 121H74V120ZM93 120V121H90V120ZM101 119V120H100ZM103 119V120H102ZM132 119V120H131ZM133 119H134V121H133ZM35 120V121H34ZM67 120H68V122H67ZM69 120H70V122H69ZM81 120V121H80ZM85 121V122H83V121ZM94 120H95V122L96 123H94ZM65 121V122H64ZM81 123V124H85V126L84 125H81V124H79V122ZM26 122H27V124H26ZM32 123L31 125H30V123ZM68 123V124H72V126L71 127H69V125L67 124H65L64 126L66 127L67 126V128H64V126H63V124L64 123ZM73 122V123H72ZM87 122V123H86ZM88 122H90L89 124H88ZM102 122V123H101ZM19 123V124H18ZM29 123V124H28ZM62 123V124H61ZM73 124L75 125L74 126V128H72L73 127ZM77 124V125H76ZM101 124V125H100ZM128 124H129V126H128ZM140 124V126H138ZM154 124V125H153ZM160 124H163V125H161L160 126ZM168 124V125H167ZM203 124H210L211 126L212 125H214V128L216 127L217 129L219 128L220 130H221V132L220 133H222V137H221V141H215V140H211V139H215V136H216V134L215 133H217V137L218 138H220L219 136H221V135H219L218 136V132H219V129H218V131H215L214 130V128H211V126L210 125H208V128H209V126H210V128H211V130L213 129L214 131L212 132V131H209L210 133H213L214 134V138H212V136H211V138H209L210 136H209V132H207V134H208V136L206 135V133L204 134V135H206L207 137H208V139H210L211 141H215V142H210V144L211 145H207L206 144V146H209V148H206L205 146H204V144L206 143V142H208L209 143V141L210 140H207V138H206V136H204L205 138H206V140L205 139H203L204 137H203V135H202V137L203 138H199L200 139V141H201V143H199L200 141H199V139H197L198 137H199V135L198 134H200V136H201V134H203V132H202V130L200 129V125L201 126H203ZM27 125V126H26ZM33 125H35V124H33ZM61 125H62V127H61ZM89 125V126H88ZM134 125V126H133ZM136 125H137V127H136ZM157 125V126H156ZM203 126V128L205 127L206 128V126ZM29 126H30V128H29ZM77 126V127H76ZM78 126L80 127V128H78ZM84 126V127H83ZM97 126H98V129H97ZM131 126V127H130ZM133 126V127H132ZM28 127V128H27ZM52 127V128H53ZM213 127V126H212ZM70 128V129H69ZM134 128H136L135 130H134ZM139 128V129H138ZM202 128V127H201ZM207 128V129H208ZM210 128H209V130H210ZM215 128V129H216ZM236 128V129H235ZM57 129H55L54 130V128H53V130L54 131H52L51 130V132H52V134L51 135H58V132H56L55 133V131L57 130ZM79 129V130H78ZM89 129H92V130H89ZM95 129V130H94ZM100 129V130H99ZM134 130V133L132 132L131 133V131H133ZM193 129H195V131L193 130ZM198 129H199V131H198ZM26 130V131H25ZM63 130V131H64ZM77 130V131H76ZM99 130V131H98ZM140 130V131H139ZM196 130L199 132H197V134H193V137L194 138H196V139H194L195 141L196 140H198L199 142V145H197V144H195V141L193 142V143H189L188 141H189V139L190 138H192V134H190V132H192V131H194L193 133H195L196 132ZM204 131H205V129H203ZM25 131V132H24ZM58 131V130H57ZM63 131H61L60 130V132H63ZM66 130L64 131V133H66L67 132ZM93 131H94V133H93ZM136 131H137V133H136ZM70 132V133H69ZM72 132H74V133H72ZM99 132V133H98ZM139 132H142V133H140L139 134ZM202 132V133H201ZM14 133V134H13ZM25 133V134H24ZM54 133V134H53ZM93 134V135H91V134ZM187 133H188V135H189V137H188V135H187ZM6 134V135H5ZM7 134H8V136H9V138H8V136H7ZM10 134V135H9ZM18 134H20L19 136H18ZM135 134V135H134ZM137 134V135H136ZM12 135H14L15 136V138L14 137H12ZM17 135V136H16ZM25 135V136H24ZM55 135V137H58V136H56ZM61 135V134H60ZM91 135V136H90ZM130 135L132 136L131 137V140H130ZM187 135V137H185ZM194 135H196V136H194ZM198 135V136H197ZM1 136H4V138L3 137H1ZM71 136V137H72ZM134 136V137H133ZM138 136V138H139V136H140V138L139 139H136V137ZM226 136H227V138H226ZM5 137H7V139L5 138ZM11 137V138H10ZM19 137V138H18ZM18 138V139H17ZM90 138V139H89ZM134 138V139H133ZM185 138H187V139H185ZM189 138V139H188ZM3 139V140H2ZM132 139H133V141L136 139V140H138V141H135L136 143L135 144H137L139 141V145H140V147H137V146H139L138 144L137 145H135L134 143V145L136 146V148H138V151H137V149H136V152H133V151H135V146L132 144ZM202 139L204 140V141H206L205 143H204V141H202ZM20 140V141H19ZM72 140H73V138H72ZM70 141L69 140V142H73V141ZM89 140V141H88ZM128 140V141H127ZM187 140V141H186ZM216 140H218V139H216ZM220 140V139H219ZM227 140V141H226ZM229 140V141H228ZM231 140V141H230ZM77 141V142H78ZM93 141V142H92ZM126 141H127V144H128V142H129V144L132 146H134V148L132 147V149H131V146H130V149H131V151L129 150V148L128 147H126V146H128L127 144H126ZM190 141H191V139H190ZM193 141V140H192ZM191 141V142H192ZM225 141L227 142V143H225ZM28 142H29V140H28ZM155 142V143H154ZM164 142L165 143V146L164 145H162V143ZM202 142L204 143V144H202ZM224 142V143H223ZM20 143V144H19ZM88 143V144H87ZM89 143H91L90 145H89ZM149 143H154V152H153V154H151V153H149V149H152V151H153V148H151L152 146L151 145H153V144H148ZM157 143V144H156ZM163 143V144H164ZM76 144V143H75ZM80 144V145H79ZM81 144H84V146L83 145H81ZM85 144H86V146H85ZM126 146H125V145ZM143 144V145H142ZM201 144V145H200ZM124 145V146H123ZM158 146L160 149V153L162 154V149L165 147V149L169 146V148L171 147V148H174L173 150L171 149L170 151H168L167 153H169L170 154V156H166L165 154H164V152H166L165 150H163V154L161 155V157H160V153H158L157 154V152L155 153V150L157 151L158 149V147L156 148L155 146ZM160 145V146H159ZM92 146V147H91ZM143 146V148H145V149H142L141 147ZM145 146V147H144ZM148 146V147H147ZM151 146V147H150ZM202 146V147H201ZM24 147H26V148H24ZM83 147H84V149H85V147L87 148V147H89L90 149H92V150H90L89 148L88 149H86L87 150V152L83 149ZM97 147V148H96ZM147 147V148H146ZM161 147H163V148H161ZM203 147H205L206 148V150H205V148L203 149ZM218 147V148H217ZM141 148V149H140ZM168 148V149H169ZM215 148H217L216 150H215ZM219 148H220V150H221V152H218L219 151ZM25 150L24 151V154L23 153H19L18 154V152H21V150ZM26 149H27V151H26ZM134 149V150H133ZM199 149H201V150H199ZM207 149H208V151H207ZM209 149L212 151L213 149L215 150L214 152L212 151V152H209ZM34 150V149H33ZM82 150V151H81ZM90 152H89V151ZM94 150V151H93ZM125 150V151H124ZM128 150H129V152H128ZM133 150V151H132ZM139 150H142L143 152H145V151H147V153H148V155L147 156H149V154H150V156H154L157 160H159L160 158V160L159 161H155L156 159H153V157L151 158V157H149L148 159L147 158H145L144 156H145V154L146 153H143L142 151H139ZM159 150H158V152H159ZM171 151H172V153H171ZM208 152V154L207 153H205L204 154V152ZM23 152V151H22ZM77 152V153H78ZM127 152V153H126ZM138 152H141L142 153V156H141V153H139L138 154ZM219 153L217 156H220L219 158H217V157H214L212 154L213 153ZM81 153H78V154H81ZM83 153H85V155L83 154ZM123 153V154H122ZM128 153H131V154H128ZM132 153H135L136 155H139V156H134L135 154H132ZM209 153H211L210 155H212L213 156V158H211L212 156H210L209 155ZM23 154V155H22ZM50 154V153H49ZM52 154V153H51ZM50 154V157L47 155V157H49L48 158V162H47V160L45 159V157H43V158H41V161H43L42 159H45L44 161H45V164H43V165H47V164H50L51 162L53 163L54 161H55V163H53V164H55L56 165V157L55 156H57V157H60V155L58 156V154H54V156H52ZM93 154V155H92ZM115 154L119 157H117V156H115ZM120 154V155H119ZM159 155V158H157L156 156L157 155ZM20 155H22V156H20ZM90 155H92V156H90ZM97 157H96V156ZM122 155V156H121ZM131 155H133L132 157H134V158H132L131 157ZM144 155V156H143ZM19 156V157H18ZM95 156V157H94ZM121 156V157H120ZM125 156H128V157H125ZM163 156H165L164 158V160H163ZM171 156H173V157H171ZM210 157L211 159H209V160H207V157ZM21 157V159H19ZM46 157V158H47ZM53 157H55L54 159H53ZM78 160H80L81 159V157L78 155ZM91 157V158H90ZM93 157V158H92ZM116 157H117V160H115L116 159ZM124 159H123V158ZM131 157V158H130ZM139 157V158H138ZM140 157H143V158H140ZM17 158V159H16ZM127 158H128V160H127ZM136 158V161L135 160H133V159H135ZM138 158V159H137ZM173 158V159H172ZM13 159H15V161H13ZM50 159V160H49ZM94 159V161H93V164H92V161L90 162V160H93ZM123 159V160H122ZM147 159V162L145 163V160ZM150 159V160H149ZM152 159V160H151ZM168 159H170V160H173V162H172V164H174L176 167H174V165L172 166V164L171 165H169V167L170 168H168L167 166V164H168V162L166 161V160H168ZM176 159V160H175ZM10 160L11 161H13V162H10ZM16 160H21L20 162L18 161H16ZM52 160V161H51ZM58 160H59V158H58ZM86 160V161H85ZM113 160V162H111ZM115 160V161H114ZM138 160V161H137ZM142 160V161H141ZM169 160V161H170ZM25 161V160H24ZM85 161V162H84ZM122 161V162H121ZM153 161V162H152ZM157 162V163H155V162ZM162 161H163V163H162ZM188 161H190V162H188ZM206 161V162H205ZM23 162V161H22ZM26 162V161H25ZM38 162H40V161H38ZM87 162H89V163H91V165L89 164V163H87ZM111 162V163H110ZM119 162V163H118ZM137 162V163H136ZM139 162H140V164H139ZM150 162V163H149ZM160 162V163H159ZM165 162H167L166 164H165ZM180 162V163H179ZM15 163V164H14ZM18 165H17V164ZM40 163H42V162H40ZM44 163V162H43ZM51 163V166L49 165V167H52L53 166V164ZM59 163H61V160H60V162H58V164ZM162 163V164H161ZM169 163H171V161L169 162ZM178 163V164H177ZM186 165L187 163V165L186 166H183L184 164ZM25 164V163H24ZM57 164V165H58ZM154 164V165H153ZM157 164L159 165L158 167H157ZM183 164V165H182ZM199 164H201V165H199ZM40 165V164H39ZM54 165V166H55ZM53 166L54 168H56V167H58V166ZM85 165H87L88 166V168H84V166ZM108 165H110V167L108 168ZM140 167H139V166ZM143 165H146V166H144L143 167ZM164 165L166 166V169H170V171L168 172V170H166V169H164L165 167H164ZM179 165H180V167H179ZM182 165V166H181ZM10 166H12V167H10ZM87 166H85V167H87ZM91 167V170L92 171H90L89 169H90V167ZM112 166H113V168H112ZM19 167V168H18ZM42 167V166H41ZM40 167V168H41ZM52 167V168H53ZM82 167H83V169H82ZM139 167V168H138ZM141 167H143V168H141ZM164 167V168H163ZM173 169H172V168ZM12 168V169H11ZM21 170V171H19V172H21V174L19 173V176H17V173L18 172H16L15 170ZM18 168V169H17ZM45 168H48V166L46 167L45 166ZM52 168L50 169V170H52ZM53 168V169H54ZM70 168V169H69ZM77 168V167H76ZM107 168V169H106ZM111 168V170H108V169H110ZM141 168V169H140ZM149 168V169H150ZM180 168V169H179ZM25 169V168H24ZM154 169H158L157 171H154ZM164 169V170H163ZM26 170H27V168H26ZM47 170V169H46ZM50 170H48V171H50ZM87 172V173H89V171H90V173L89 174H87L85 171ZM89 170V171H88ZM138 170V171H137ZM15 171V172H14ZM47 171V172H48ZM83 171V172H82ZM107 171V172H106ZM147 171V170H146ZM46 172V173H47ZM70 172V171H69ZM139 172V173H138ZM140 172H141V174H140ZM151 172V173H152ZM29 173V172H28ZM58 173V172H57ZM59 173H61V172H59ZM147 173V172H146ZM148 173H150V172H148ZM187 173H188V171H187ZM25 174V173H24ZM54 174V173H53ZM81 174V175H80ZM84 174V175H83ZM86 174V175H85ZM91 174V175H90ZM154 174V173H153ZM173 175H174V173H172ZM186 174V173H185ZM212 174L215 176H212ZM23 175V176H22ZM54 177V176H56V178L54 177H52V176ZM57 175H59V174H57ZM80 175V176H79ZM140 175V176H139ZM157 175V174H156ZM162 175V174H161ZM176 175V174H175ZM174 175V176H175ZM189 175V174H188ZM21 176V177H20ZM25 176H28L27 178L25 177ZM36 176V177H35ZM50 176V177H49ZM62 176H64L63 178H62ZM77 176L79 177L78 179H76L77 178ZM84 176L89 180V181H87L86 180V178L84 179ZM89 176L91 177V178H89ZM165 176V175H164ZM186 176H187V174H186ZM195 176V177H194ZM213 177V178H211V179H208V178H206V177ZM19 177L22 179V177H25V179L23 178L22 179V181H18V180H21V179H19ZM49 177V178H48ZM177 177V176H176ZM205 177V178H204ZM209 177V178H210ZM34 178L36 179L35 180V182H32V180H34ZM37 178H39V179H41V180H39V179H37ZM74 178H75V180H74ZM81 178V179H80ZM96 178V179H95ZM44 179H46L45 180V182L43 181ZM49 179V180H48ZM51 179V180H50ZM52 179H54V180H52ZM79 179H80V181H79ZM83 179V180H82ZM91 179V180H90ZM23 180H24V182H25V180H26V182L24 183L23 182ZM37 180H39V181H37ZM55 180L57 181V184H58V182L59 183H61V185H63V184H65V182L68 184V186L70 187V185L72 184V186L73 185H75V183H76V185H77V190L78 191H76L77 193L76 194H78V192L80 191V193L82 192V190H79V188L78 187H80V188H82V189H84L86 192H84V194H87V192H88V194H87V197H90V198H87V200L85 199V203H86V205H89L90 206V208H92L91 207V203L93 204L92 206H94V208H92V209H88L86 206H85V203H84V208L86 207L87 209H88V211L89 210H93V211H90V213H89V216H90V218H91V223H93V225L96 227V225H98V226H101V227H99V228H97V230L99 229L100 231L102 230V231H104V233H102V231H101V237H100V239L103 241H101L102 242V244L99 242V240L100 239H98V238H96V237H98L97 236V234L98 233H96L95 235H94V237L96 238V239H98L97 241H96V239L95 238H90L91 239V242L94 240L95 242V245L97 244V243H100L99 245H101V246H97L96 245V247H95V245L94 244H92V245H94V248H91L92 247V245H87V244H90V243H88L87 241H86V239H84L83 238V236H81V234L79 235V234H75L76 236L78 235V237L79 236H81V238H77L78 239V241L81 239V241H83V242H81L80 241V245L79 244H77V243H75L74 241V239L76 238V236L74 237V238H71V239H73L74 241H70L71 239H70V237L71 236H69V234L67 235V232H65L64 231V235L65 236H61L60 234L61 233H63V231H61V230H59V232L61 231V233H58V231H55V232H51V234H50V230L52 229H50L49 230V232L46 230V225H44V221H46V218L49 216L50 217V214H51V216L52 217H50V219L52 218H55V220L56 219H59V218H66V219H69V220H71V218L73 217V215H74V217H76V214L77 213H79V212H81V214L83 215V213H84V211H86L87 209L85 208V210H83L84 208L82 207V205L80 206V204H83L82 202H80L81 200H83V198H84V195L81 193V195H83V198L81 199V198H79V199H81L80 201H75V203L73 202V203H71V205L69 206V204H66V203H62L63 205H60L61 203H57V202H55L54 203V201L55 200H57L58 202H60V200H58V199H53L52 197H51V199L52 200H54V201H52L50 198H48V197H45V198H48V199H50V200H48V199H43V198H39L40 196L39 195H37L36 194V191H38L40 194L42 193V194H44V191L42 190V188H44V190H45V188H47L48 187V189H51V190H53L52 188H54L55 186V184L56 183H51L52 181L53 182H55ZM63 180H64V183H63ZM82 180V181H81ZM85 180L87 181V186L85 185ZM95 180V181H94ZM96 180H97V182H96ZM141 180V179H140ZM179 180V179H178ZM200 180V181H199ZM41 181V182H40ZM46 181H47V183H46ZM49 181V182H48ZM51 181V182H50ZM77 181H79V182H77ZM84 181V182H83ZM197 181H198V184H199V186L196 184L197 183ZM22 182H23V184H24V187H23V184H22ZM29 182H31V184L29 183ZM44 182V183H43ZM92 182V183H91ZM138 182V181H137ZM181 182H182V180H181ZM40 183H42V186L41 185H39ZM80 183V184H79ZM82 183H84V184H82ZM89 183H91V185L89 184ZM93 183H95V187H93L94 185H93ZM96 183H97V185H96ZM25 184H26V187H25ZM27 184H29L28 186H27ZM35 184V185H34ZM36 184H37V190L36 189H34L33 190V188H34V186H35V188H36ZM43 184H45V185H43ZM49 185V186H46V185ZM50 184H51V186L52 187H50ZM81 185V186H79V185ZM89 184V185H88ZM139 184V183H138ZM180 184H182V183H180L179 182V186H180V190L182 189V191L185 189V187H184V185L182 186V185H180ZM192 184V185H193ZM31 185V187H29ZM66 185V184H65ZM64 185V186H65ZM185 185V186H186ZM189 185V184H188ZM190 185H191V183H190ZM41 186V187H40ZM43 186H46V187H43ZM58 186H59V184H58ZM57 185H56V187H58ZM71 186V187H72ZM84 186L85 187H89L88 189L87 188H84ZM181 186H182V188H181ZM198 186V187H197ZM40 187V188H39ZM90 187H91V189H90ZM139 187V188H140ZM183 187H184V189H183ZM190 188H191V186H189ZM189 187L187 186V188L189 189ZM192 187V188H193ZM25 188V189H24ZM27 188H31V189H27ZM73 190H74V192H75V190H76V186H73ZM203 188V187H202ZM207 188V189H208ZM40 189L43 191H40ZM55 189V188H54ZM178 189V186L176 187V190ZM187 189V190H188ZM193 189V190H194ZM211 189H214V190H211ZM27 190V192H25ZM33 190V191H32ZM50 190V191H51ZM89 190H91V191H89ZM142 190H144V191H142ZM187 190H185V192H187ZM190 190V189H189ZM192 190V189H191ZM191 190L190 191H188V193L189 192H191ZM197 190H199V189H197ZM197 190H195V191H197ZM201 190V189H200ZM24 191V194L22 193ZM34 191H35V194H33L34 193ZM47 191V190H46ZM49 191V190H48ZM211 191V192H210ZM32 192V194L34 195V196H38V198L39 199H41V201L43 202V200H44V202L46 203V204H48L49 203V205H41V204H43L42 202H41V204L39 203L40 201H38L37 200V204L35 203V200H32L31 202L33 203H35L36 205H37V208L35 209L36 210V212H38V208L40 207L41 209H43L42 211H41V209L39 210V212H38V215L36 216V212L34 211L33 212V210H31V209H33V207L34 206H36L35 204H32V203H29L28 202V200L30 201L31 199H27L28 197V195H30L29 196V198L31 197V193ZM37 192V193H38ZM181 192V191H180ZM184 192V193H185ZM193 192V191H192ZM197 192H199V191H197ZM201 192V191H200ZM199 192V193H200ZM213 192V193H212ZM214 192H215V195L217 196L216 198L214 197ZM28 193V194H27ZM188 193H186V194H188ZM194 193V192H193ZM193 193H190V194H192V195H196V194H193ZM196 193V192H195ZM199 193H197V194H199ZM202 193H203V191H202ZM205 193V192H204ZM151 194H153V192L151 193ZM205 194H208V193H205ZM204 194V195H205ZM24 195H27V196H24ZM32 195V196H33ZM80 195V194H79ZM81 195H80V197H81ZM150 195V196H149ZM179 195V194H178ZM181 195H184L185 196V194H182L181 193ZM181 195H179V197L181 196ZM192 195H187V196H189L188 198L191 200V196ZM201 195H203V194H201ZM86 196V195H85ZM187 196L185 197V198H187ZM197 196V195H196ZM209 196H211V197H209ZM22 197H23V199H22ZM24 197H27V198H25L26 200H24ZM91 197H93L94 199H93V201L94 200H96V199H98V200H96L94 203H96L98 206L96 207V205H94V203L93 202H90V201H92V198ZM203 197V196H202ZM206 197V196H205ZM205 197H203V199L205 198ZM214 198V200L216 199V201H214L213 203L214 204H211V202H210V204L208 203V205H207V199H208V201H209V199L210 198ZM31 198H34V197H31ZM96 198V199H95ZM181 198H183L182 196H181ZM180 198V199H181ZM185 198H183V199H185ZM187 198V199H188ZM196 198H198V197H195L194 198V196H193V198H192V200H196ZM201 198V196H199V200H201L200 199ZM37 199V198H36ZM43 199V200H42ZM91 199V200H90ZM144 199H146V204H145V200ZM183 199H181L182 201H183ZM89 200V202H90V204L88 203L87 204V201ZM190 200H188V201H190ZM191 200V201H192ZM198 200V201H199ZM47 201H50V202H48L47 203ZM187 201V200H186ZM188 201L185 203V201L183 202V204L181 203V201H180V204H181V207L184 205V203L185 204H188ZM210 201H211V199H210ZM23 202H25V204L29 207V209H28V207L27 208H25L26 206L24 205V203ZM80 202V203H79ZM193 202V201H192ZM39 203V204H38ZM44 203V204H45ZM53 203L55 204V205H53ZM56 203L58 204V205H56ZM77 203V204H76ZM79 203V204H78ZM161 203H163L164 205H165V201L164 200H162L161 201ZM170 203V204H169ZM189 203H191V202H189ZM193 203H195V204H193V205H195V208H196V206H198V204H196V203H199V202H193ZM18 204H19V207H18ZM32 205V206H29V205ZM168 205H169V207H171L172 205V203H171V201H168V203H167ZM192 204V203H191ZM20 205L23 207H20ZM34 205V206H33ZM38 205H41V206H39L38 207ZM52 205V206H51ZM65 205V206H64ZM68 205V206H67ZM74 205V207H72ZM202 205H200V206H202ZM210 205V206H209ZM54 206V207H53ZM62 206V207H61ZM75 206L77 207L76 209H75ZM80 206V207H79ZM160 206H162V209L160 210ZM185 206V205H184ZM183 206V207H184ZM188 206V205H187ZM186 206V207H187ZM190 207H191V205H189ZM188 206V207H189ZM200 206H199V210H202L203 209V207L202 208H200ZM30 207H31V209H30ZM43 207V208H42ZM45 207V208H44ZM47 207V208H46ZM49 207H52V210H50V208ZM59 208V209H61V210H59V209H56V208ZM79 207V208H78ZM82 207V208H81ZM96 207V208H95ZM132 208V207H134V208H132V211H131V209H130V211H129V213H132L133 212V210L135 211L132 215H130V214H128V208ZM159 207V210L157 209V211H160L161 212V214H160V212H157V211H155V212H157V213H154V216H156V217H158L159 216V214H160V217H161V215H164V217H165V219L167 218V216H168V214L167 215H165V212L168 210H166L165 209V212L163 213L162 212V210H164L163 208V205H159V206H157L156 208H158ZM168 206H165V208H167ZM182 207V208H183ZM185 207V209L187 210V208ZM189 207V208H190ZM49 208V209H48ZM55 208V209H54ZM62 208H63V210H62ZM68 209V211H66L65 212V209ZM71 208V209H70ZM82 210H81V209ZM120 208H126L125 210H123V209H120ZM145 208V209H144ZM173 207H171V209H172ZM194 207L193 208H191V209H193L192 211H194V212H196L198 209L196 208L195 209ZM25 209V210H24ZM26 209H27V211H28V214L29 213H31V212H33L31 215L32 216H36V217H39V218H37L38 220H40L41 219V217L43 216V215H45V214H48V215H46L45 216V218H44V216H43V219H41L39 222H38V220L36 219V220H34L35 218H32L30 215H29V217H31L30 219H31V222L33 223H31V222H29L28 223V221H30V219H27V218H29V217H27L26 216V214H25V212L24 211H26ZM50 211H48V210ZM66 209V210H67ZM75 209V210H74ZM79 209V210H78ZM128 209V210H127ZM171 209H170V212L169 213H172L171 212ZM185 209H183L182 211H184ZM31 210V211H30ZM47 210V211H46ZM54 210V211H53ZM55 210H59L60 211V213H59V211L58 212H55ZM74 211L75 212V214L72 212V211ZM78 210V211H77ZM81 210V211H80ZM118 210V211H117ZM119 210H120V212H119ZM154 210H156L155 209V207H154V209H153V212H154ZM30 211V212H29ZM46 211V212H45ZM70 211H71V213H73V214H69L70 213ZM77 211V212H76ZM118 213H117V212ZM125 211V212H124ZM174 211V210H173ZM181 211V212H182ZM188 211V210H187ZM40 212L42 213V212H44V214L42 213V216L40 217ZM54 212V213H53ZM64 212V213H63ZM67 212H69L67 215H66V213ZM83 212V213H82ZM87 212V211H86ZM92 212V213H91ZM94 212V213H93ZM124 214H123V213ZM149 212L150 213H148V215H150L151 214V211L149 210ZM168 212V211H167ZM202 212V211H201ZM200 212V214H202ZM27 213V212H26ZM58 213H59V215H58ZM62 213L63 214H65V215H62ZM96 213V214H95ZM121 213V214H120ZM127 213V214H126ZM145 214H144V216H143V218H142V220L145 218V216L147 215L146 214V212H144ZM182 213H184V212H182ZM181 213V214H182ZM58 216H57V215ZM62 216H65V217H62ZM80 214V213H79ZM93 214H95V216H92ZM118 214V215H117ZM120 214V215H119ZM156 214V215H155ZM185 214H183V215H185ZM199 214V215H200ZM71 217H70V216ZM78 215V214H77ZM121 215H122V219H121ZM124 215H130L129 217H124ZM139 215V216H140ZM147 215V216H148ZM158 215V216H157ZM34 216V217H35ZM61 216V217H60ZM67 216V217H66ZM89 216H88V219H89ZM119 216V217H118ZM135 216V217H136ZM151 216H153V213L151 214ZM175 216H177V214L175 215ZM181 216V215H180ZM202 216V215H201ZM26 218V220H25V218ZM57 217V218H56ZM59 217V218H58ZM70 217V218H69ZM73 217V218H74ZM80 217H83V216H80ZM93 217V218H92ZM135 217H132L131 219H134ZM149 217V216H148ZM148 217H146V219H149L147 222H149L150 221V223H151V220H154L155 219V217L152 219V217H151V220H150V218H148ZM160 217H158V219H160ZM163 217V216H162ZM161 217V218H162ZM179 217V216H178ZM177 217V218H178ZM197 217H198V213H197ZM72 218V219H73ZM86 218H87V216H86ZM118 218H120V220L118 219ZM124 218L126 219V218H128V219H126V220H124ZM176 218V217H175ZM174 218V219H175ZM176 218V219H177ZM181 218V217H180ZM33 219V220H32ZM48 219V218H47ZM51 219V220H52ZM118 219V220H117ZM136 219V218H135ZM137 219H140L138 216H137ZM146 219H144L143 221H145ZM157 219V218H156ZM157 219V220H158ZM163 219V218H162ZM164 219V220H165ZM94 220V221H93ZM178 220V219H177ZM176 220V221H177ZM181 220V219H180ZM193 220V221H194ZM200 220H201V218H200ZM42 221L44 222V223H42ZM48 221H50L49 219L46 221V223L48 222ZM122 221V222H121ZM138 222H139V220H137ZM155 221V220H154ZM175 221V222H176ZM25 222V223H24ZM35 222H37V224L38 225H40L41 226V223L44 225V226H42V227H44V230L43 231H47L48 233L46 234V231L44 232V234H46V235H44L43 234V231H41V228H40V231H41V233L39 234V235H41V237H38L39 235H38V233H39V231L37 230L38 228H36V226L35 225H37ZM90 222V221H89ZM124 222V223H123ZM130 222H131V220L129 221V224H130ZM132 222H135V221H132ZM131 222V223H132ZM157 222V221H156ZM182 222H180L179 223V221L176 223L177 225L178 224H182ZM202 222V221H201ZM205 222H206V224H205ZM221 222L223 223V226H222V229H219V228H221ZM31 223V224H30ZM45 223V224H46ZM98 223V224H97ZM101 225H100V224ZM118 223H120V225H118ZM124 225H123V224ZM127 223V222H126ZM137 223V222H136ZM149 223V224H150ZM158 223V222H157ZM199 223L201 224V226H199ZM24 224L26 225V226H24ZM35 224V225H34ZM122 224V225H121ZM128 224V223H127ZM129 224L128 225H126L127 227L129 226ZM176 224H173L174 226H177ZM190 224H188L189 226V228H192L191 227V225ZM221 224V225H220ZM30 225H34V226H30ZM92 225V224H91ZM154 225H156V228H153V229H150V227L148 228L149 229V231L151 232V230H152V235L153 236H155V237H157L156 239L155 238H153V239H155V240H157V239H159V237H160V235L162 234V233H165V232H163L162 231V233L161 234H158V231H160V230H158L157 231V224L155 223ZM153 225V226H154ZM170 225V224H169ZM203 225L205 226V225H210V227L211 228H208L207 226L204 228L203 227ZM220 227H219V226ZM120 226V227H119ZM124 226V227H123ZM151 226V225H150ZM152 226V227H153ZM186 226V228H187V225H185ZM218 226V227H217ZM26 227H28L27 229H26ZM38 227V226H37ZM103 227V228H102ZM120 229H119V228ZM126 227V228H127ZM155 227V226H154ZM170 227V226H169ZM179 227H177V229L176 230H178L179 229ZM193 227V228H194ZM204 229H203V228ZM213 227V228H212ZM215 227H217L216 229H215ZM31 228V229H30ZM129 228V227H128ZM146 228V232H145V234L147 233V235L150 233H148V229ZM174 228V227H173ZM172 228V229H173ZM195 228V229H196ZM201 228H202V230H201ZM244 228V229H243ZM30 229V230H29ZM33 229H35L34 230V232L35 231H38L37 233H35V235H33L34 234V232H31V231H33ZM55 229V228H54ZM54 229H52V230H54ZM61 229V228H60ZM122 229H125V231L123 232V230ZM168 229V228H167ZM211 229L212 230V232L210 231L209 232V230ZM221 231H219V230ZM244 231H243V230ZM30 232H29V231ZM51 230V231H52ZM62 230H64V229H62ZM106 230V231H105ZM117 230H118V232H117ZM120 230H122V231H120ZM170 230H171V227H170ZM176 230L174 229V231L173 232H176ZM189 230H190V232H189ZM202 232H201V231ZM216 230H218V231H216ZM71 231H73V230H71ZM70 231V232H71ZM100 231H97V232H99L100 233ZM110 231V232H109ZM157 231V232H156ZM179 231V230H178ZM56 232L59 234V237H58V234L56 235ZM76 232H78V231H76ZM120 232V233H119ZM170 232H172V231H170ZM185 232V233H184ZM195 232V233H194ZM243 232V233H242ZM32 233V234H31ZM73 233H75V230H74V232ZM176 233H178V232H176ZM175 233V234H176ZM181 233H179V236L181 235ZM197 233V234H196ZM220 233V234H219ZM243 235H242V234ZM246 233V234H245ZM53 234H54V237L57 239H55L54 237H53ZM120 234V235H119ZM125 234H123V237L125 236ZM157 234H158V236H157ZM168 234H169V231H168ZM174 234V235H175ZM187 234V233H186ZM195 234V235H194ZM47 235H49V236H47ZM56 235V236H55ZM70 235H72V233L70 234ZM106 236V237H104V236ZM115 235V236H114ZM146 235V236H147ZM167 235V234H166ZM171 234H169V236H168V238H171V236H173L170 240H172L173 238H175V240L173 241V242H171L169 239V243L170 244H168V243H166L167 241H163L162 239H161V242L162 243H164V247H162V246H160V247H162L161 249H162V251H163V254H164V251H165V253H167L169 250H172L174 247L172 246L173 244L172 243H174V245L175 244H178L179 243V241H181L183 238H181V237H183V236H176V237H174V235H171ZM187 235H189V234H187ZM236 235V236H235ZM45 236V237H44ZM87 236V235H86ZM86 236H84L85 238H87ZM89 236V235H88ZM100 236V235H99ZM104 238H103V237ZM150 236V234L148 235V237ZM152 236V237H153ZM223 236H225V237H227L226 239H228V240H226V239H223L224 237ZM234 236H235V238H234ZM50 237V238H49ZM67 237H68V239H67ZM90 237V236H89ZM114 237H116L115 239H114ZM119 237V238H118ZM148 237H145L144 238V246L145 245H147V243H148V245L151 243V236H150V238H148ZM190 237H191V235H190ZM191 237V238H192ZM195 237V238H196ZM221 237V238H220ZM46 238V239H45ZM61 238H66L65 240H68L67 242V245L70 243V247L72 246L71 245V242H74L75 244V246L74 247H76V250H74V249H72V247L68 250V246H65L66 245V243H65V245H64V242H63V244L61 243L62 241H63V239L61 240ZM106 238V239H105ZM121 238V239H120ZM147 238L150 240V243L149 242H147V241H149V240H147ZM164 238V237H163ZM165 238H167V237H165ZM165 238H164V240H165ZM179 238H181V240L179 239ZM234 238V239H233ZM42 240L41 242H43L44 240L46 241V240H48V244L46 243L45 245L46 246H48V247H50L51 246V244H53L54 242H55V244H61V248H59V247H57V245H55L54 244V249H56V248H59L60 250H56L57 252H55V251H53L52 249V251H53V254H55V256L53 255L52 256V251H51V253L49 252L50 251V249H49V251H47V250H45L44 249V253L45 254H43V251H42V249L45 247V246H43V248H42V245H44V244H42L41 246H39V244H37V243H39L40 242V240ZM44 239V240H43ZM55 239V240H54ZM87 239H89V238H87ZM104 239L105 240H107V241H105L104 242ZM152 239V240H153ZM217 239H219V241L217 240ZM221 239H222V243H220L221 242ZM36 240H38V241H36ZM49 240H50V242H51V244H49ZM52 240L54 241V242H52ZM110 242H109V241ZM152 241V244H150V248H153V246H154V242H155V246L156 247H154L153 249H155V248H157V245H156V242H158V241ZM167 240V239H166ZM178 240V241H177ZM202 240V241H201ZM204 240V241H203ZM226 240V241H225ZM44 241V242H45ZM56 241H57V243H56ZM61 241V242H60ZM77 241V240H76ZM84 241H86L87 243H85ZM146 241V242H145ZM183 241V240H182ZM217 243H216V242ZM223 241H225L224 242V244H223ZM41 242H40V244H41ZM43 242V243H44ZM90 242V241H89ZM97 242V243H96ZM109 242V243H108ZM120 242H118V244L120 243ZM176 242H178V243H176ZM212 242V243H211ZM214 242H215V244H214ZM120 243V244H121ZM129 243V244H130ZM30 244V245H29ZM35 244H37L38 245V248L37 247H35V246H37V245H35ZM81 244H83L82 246L84 247V244H85V248H83L82 247V249L80 248H78L77 249V247L79 246H81ZM117 244V246H119ZM161 244V243H160ZM160 244H158V245H160ZM165 244H166V246L168 245H171V246H169L171 249H169L168 248V246H167V249H166V246H165ZM197 244H198V241H197ZM32 245V246H31ZM34 245V246H33ZM76 245H78V246H76ZM87 245V246H86ZM111 245V244H110ZM109 245V246H110ZM116 245V244H115ZM114 245V246H115ZM123 244H121L120 246H119V249L120 250H122L123 248H121V246H122ZM127 245L124 247V245H123V247L124 248H126L127 247ZM132 244H130V246H131ZM153 245V246H152ZM162 245V244H161ZM179 245V244H178ZM178 245H177V247H178ZM191 245V244H190ZM189 245V246H190ZM206 245V247H208ZM223 245H224V247H223ZM90 246V247H89ZM108 246V247H109ZM129 246V247H130ZM200 246V245H199ZM27 247H28V249H27ZM31 247H34L33 249H34V252L33 253H35L36 252V254H35V256H31V255H34L33 253H32V251H33V249L31 248ZM47 247V248H48ZM67 248V249H63V248ZM104 247V248H103ZM111 248L113 247V245L112 246H110ZM109 247V248H110ZM147 247V246H146ZM202 247V246H201ZM209 247H211V246H209ZM214 247H212V249H214L213 251L215 252V248ZM37 248V249H36ZM39 248H42V249H39ZM91 248V249H90ZM100 248V249H101ZM108 248V249H109ZM175 248H176V245H175ZM31 249V250H30ZM108 249H104V250H108ZM112 249H114V248H112ZM118 249V250H119ZM128 249V248H127ZM127 249H124V250H127ZM158 249H159V247H158ZM161 249H159V250H161ZM164 249V250H163ZM200 249H202V248H200ZM204 249H206L207 250V248H204ZM225 249V248H224ZM41 250V251H40ZM114 250H117V249H114ZM148 250V249H147ZM149 250H151V249H149ZM148 250V251H149ZM159 250H157V253L158 252H161V251H159ZM174 250V249H173ZM172 250V251H173ZM209 250V249H208ZM216 250V251H217ZM220 250V249H219ZM37 251H40V255L38 254L39 252H37ZM48 253H47V252ZM98 251V252H97ZM101 251V253H103ZM113 251V250H112ZM155 251V250H154ZM203 252L202 253H204L205 251L204 250H202ZM221 251V250H220ZM262 251V252H261ZM27 252V253H26ZM30 252H31V254H30ZM59 252V254H57ZM90 252H92V251H90ZM147 252V251H146ZM145 251H144V253L145 254H147V255H149V257H153V255H156V254H154L153 253V251H150V252H152V254H150V253H146ZM207 252V251H206ZM212 253V254H215V253ZM217 252H219V251H217ZM42 253V254H41ZM171 254V252L169 251L168 252V254ZM220 253V252H219ZM219 253H216V256L219 254ZM223 253V252H222ZM260 253H262V254H260ZM38 254V255H37ZM89 254V253H88ZM105 254V253H104ZM144 254V255H145ZM168 254H164L165 256H168V257H170ZM208 254V253H207ZM29 255V256H28ZM38 257H37V256ZM43 255V256H42ZM44 255H46V256H44ZM84 255H86V256H84ZM92 255H93V257H95V256H97V254L96 255H94V254H92L91 253V255H89V257H91L92 258ZM134 255V254H133ZM136 255V254H135ZM134 255V256H135ZM211 255V254H210ZM210 255H208V256H205L206 258H205V260H203L204 261V263L202 262V264H205V262H207L208 261V264H212L213 262H211L212 260L209 258V256ZM262 255V256H261ZM48 256V257H47ZM66 256H67V258H66ZM84 256V257H83ZM101 257H99L100 259H102L103 257H104V255L102 256V255H100ZM138 256L139 255H137V258H138ZM146 256V255H145ZM158 255H156L155 257H157ZM162 256V255H161ZM213 257H215L214 255H212ZM219 256V255H218ZM217 256V257H218ZM259 256H261V257H259ZM51 257H52V260H51ZM57 257H56V260H57ZM69 257H70V259H69ZM80 257H82V258H80ZM88 257V256H87ZM89 257L86 259V260H89ZM131 257V256H130ZM158 257H160V256H158ZM213 257H211V258H213ZM217 257H215L216 258V260H214V262H216L217 261V259H219V258H217ZM35 258V259H34ZM36 258H38V259H36ZM73 258V259H72ZM74 258L76 259V258H79L78 260H74ZM132 258L135 260H138L137 258H135V257H133L132 256ZM132 258H130V259H132ZM154 258V257H153ZM208 258V259H207ZM261 258H263V260H261ZM92 259H98V258H92ZM130 259L128 258V259H126V261L128 262V260L130 261ZM150 259H152V258H150ZM55 260V261H56ZM62 260V261H63ZM68 260H66V261H68ZM73 260V261H72ZM85 260V259H84ZM139 260H140V258H139ZM201 260V261H202ZM37 261V262H38ZM54 261V262H55ZM74 261H76V263L74 262ZM79 261V262H80ZM125 261V262H126ZM183 262V260L181 259L180 261H179V263L178 264H181L182 262ZM201 261H200V263H201ZM37 262H36V264H37ZM48 262V263H49ZM53 262V263H54ZM57 263H58V260L56 261ZM55 262V264H57ZM78 262V263H79ZM127 262L125 263V264H127ZM53 263H50V264H53ZM62 262L60 263V264H63ZM81 263V262H80ZM184 263V262H183ZM199 263V264H200ZM218 263V262H217ZM40 264V263H39ZM123 264V263H122ZM207 264V263H206Z\"/></svg>","mask_w":264,"mask_h":264},{"label":"bare ground","instance_id":"obj_2","mask_svg":"<svg viewBox=\"0 0 264 264\" xmlns=\"http://www.w3.org/2000/svg\"><path fill=\"white\" fill-rule=\"evenodd\" d=\"M5 1H6V0H5ZM5 1L3 0V3H4ZM9 1H10V2L12 1V2H13V0H7L6 3L9 2ZM14 1H16V0H14ZM26 1H27L28 3H29L30 1L33 2L32 0H30V1L26 0ZM44 1H45V0H44ZM44 1L42 0V2H41V0H39V3H40V2H41V3H44ZM47 1H54V2L51 3V8H50V6H48V5H50V2L47 3L48 5L46 6V8L44 7V8H45L44 11L46 12L45 14H47V11H48V10H52V11H53L52 5H53L54 8H56V6H54V4H56V3H57L58 1H60V0H57V2H56L55 0H46L45 3H46ZM61 1H62V0H61ZM66 1H67V0H66ZM70 1H73V0H70ZM74 1H75V0H74ZM79 1L81 2V0H79ZM82 1H83V0H82ZM88 1L91 2L92 5L94 4V6H95V4H96V3H95L96 0H91V1H90V0H87L86 3H88ZM126 1H127V0H126ZM131 1H132V0H131ZM133 1H134V0H133ZM133 1H132V4H133V5H132V6H133V7H132V13L135 11L134 9L137 10V8L140 7V6H138V5H136V6H137V7H136V6L134 5V2H135V1H134V2H133ZM137 1H138V0H136L135 4H137ZM142 1H144L143 3H145L146 1L149 2L150 0H146V1H145V0H142ZM172 1H173V3L170 1L171 5H169V8H168V6H167L168 9H165V5H163V4L161 3V4L164 6V9H162V10L160 9L161 12H160V11H159V12L162 13L163 10H165V11H164V13H162V15H161L162 18L159 16V19L161 18V19H160L161 21L157 18V19L159 20V23L157 22V23L159 24V26H157V28H158L159 30L156 29V31H158L157 33H160L159 31H160V29H161L162 32H163V34H165V32H166V35H168L167 39L165 38L166 40H165V39H162L163 41L165 40V41L167 42V43H165L166 46H165V44H160V46L163 45V47H164V46H165V47H164V48H162V47L159 48L158 46H156V45L158 44V42H157V44H155V47H158L157 49H155V48L153 47V48H152V51H151L150 49H148V51H147V49L144 48L145 51H147V53L144 54V55L142 54L143 57H142V55H140V56L138 55V54H140L141 52L144 53L143 51H140L138 54H136V51H139V50H141V48L143 49V47H144V46H143V47L141 46V45H143V44H142L143 42H142V40H141V39H142L141 37H143L144 33H145V35H146V32H142V33H141V31H142V30H143V31H148V26H147L148 24L146 25L147 28H145V29H147V30L142 29V28H144L145 26L142 27L143 24H142V26H141V25H140L141 22H138V19H139L140 16H139V14L136 15V12H137V11L134 13L135 16L132 15V16H133V17H132V16H131V11H129V10H128V12L130 13V15H129V14H128V15L130 16V17H129V18H130V21H131V19L133 18L132 21H131V22H132L131 24L129 23V19H127L130 28H129L128 24L126 23V22H127L126 20H125L126 22L124 21V23H123L125 27H126V24H127L129 30H127V29L124 30V28H123V27H124L123 24H120V23H121V22H120V19H121L120 15H121V13H122L123 11H125L126 8H127V7H126L125 10H123L124 7H125V6H128L129 3L131 4V2H128V4L125 5V4H124L125 1L123 2V0H98L97 2H99V4L97 3V5H99L100 7H99V6H97V7H99V9L97 10V9H95V8H97V7H95V8L93 7L94 9L90 8L91 10H90V12H89V10L84 9V8H86L85 6L91 7V5H90V4H89V5H86V4H85V1H83V6L85 5L84 8H82L83 6H79L80 8L77 7V9H76V10H77V14H75V15L73 14V16H76V15H77V17H74V18L72 17L74 20H75V18H76V20H75L76 25H75V23H73L74 21H73L72 23H70V24H71L72 26H75L76 28H78V27H79V24H77V23H78L77 20L80 18V16H81V17L83 16V19H82V18L79 19V21L81 20V22H82V24H80V27H79V28H80V29H83V28H81V27H82V25H84V22H85L84 19H85V18L87 19L86 22H90L89 24H90V25H93V24H91V23H92L94 20H96V19L91 18V16L93 17L94 14H95V18L98 19L97 16H98L99 13H101V14H102L101 17L104 18V17H103V15H104V16H105V19H106V21H102V18H101V19L99 18L102 22L105 23V25H104V24L101 22V23L105 26V27H103V29H104V28H107L106 30H108L109 26H110V27L112 26L111 28H114L113 25H115V27H116V26L120 27L119 25H117L118 20H119L120 23H118V24L122 25L121 27L123 28V29H121V27H120L121 30H119V34H120V32H121L122 30H123L122 32H124V34H122V32H121L120 36L118 35L119 38L122 36V37H121V40H122V38H123V35H125V37H126V34H127V33L132 32V33H130V34H131V35L133 34V35H132V37H133L132 40H133V42H134L133 45L136 44V48H137V49L139 48V44H140V40H141V42H142V43L140 44V47H141V48H140L139 50H135V49H134L135 52H133V53H134L135 55H134L133 53H128V54L125 53V54H123V53H122V51H123L122 49L120 50L119 55H120L121 53H122L121 56L124 55V60L126 61V64L128 63V66H130L129 64L132 65L133 62L131 63V60H133V58H135L134 61H136V59H137L136 63L133 64L134 66L132 65V67H133L132 71L134 70V67H135V66H136V69H137V68H139L140 70H142L141 68L145 69L144 72H143V70L141 71V73H140L141 75H140L139 73L137 74V72H140L139 69H137V70L135 69V70H136V73H133L134 71H133V72L130 71V72L133 74V75H132V74L129 72L131 66H130V67L127 66L128 69H129V70L127 69V71H128L129 73L126 72V71H123V72H126V73H128L129 75H132V76H134V74H135V75L137 74V76L140 75V76H138V77H140L139 85L141 84L144 90H146L145 88H147V90H146L145 92L143 91L144 93H146L147 91H149V88H151V87L153 88L155 85H156V86L159 85V84H160V85H165V84H162V83H158V80H159L160 78H164V76L166 77V76L168 75L170 69L172 68V61H173L172 59L175 58V57H173V56H174V52H173L174 44H173V46H172L171 43H177V41L174 42V40H177V39H176V36L178 37V33H177V32H179V31H183V30L181 29V27L184 28L183 25L187 26V25H188V22H190V25H189L188 28L191 29V33H192V30H193L194 32L197 30L198 33H200L201 31L203 32V33L201 32V33L203 34L202 38H201V35H202L201 33H200L201 35H200V34H197V35H198L197 38H199V36H200V38H201L202 41H203V42H202V43H203V46H206V47H204L205 49H204V48L202 49V43L200 42V45H198V47L201 46V48H200L199 50L202 49V50H204V51L201 52V51H202V50H201V51H198V52L196 53V52H194V51H196V49H194L193 53H195V56L191 54V55L194 57V60H193V58H192L193 61H195V60H197V59L200 60V57L198 56L199 54H200L201 57H202V59H201V60H202L201 63H203V64H202L203 67H201V68H202V69H201V70H202V71H201V72H202V76H201L202 78H203V77H204V78H205V77H210L209 72H210V71H212V73H213V71L215 72L214 69L211 70V69L213 68L212 65L214 66V68H215V67L217 68V66L220 64L221 66L218 67V70H219V71L216 69L217 73H219L220 76H221L222 74H223V75L226 74V75H228V76H229V75H232V74H233V75H236L237 78H236L235 76H234L233 78H236V79H237L236 81H237L238 83H239V81H242V80H243L241 83H239L241 86H243V88H244V87L250 88V87H252V85L255 84V83H256V84H255L256 88L258 87L259 84H260L259 87H260V86H261V87H262V86L264 87V85H262L263 83H261V81H263L262 79H264V76H263V75H264V0H216V2H217V3L215 2V3H216V4H215L216 6H215V5L212 6V4H211L212 2L214 3L215 0H213V1H212V0H187V1H188V2H186L187 4H186L185 2H183V1H186V0H183L182 2H181V0H178V1L175 0L176 3L174 2V0H172ZM17 2H18V1H17ZM20 2H21L20 5L22 6L23 2H22L21 0H20ZM20 2H19V3H20ZM24 2H25V1H24ZM27 2H26V3H27ZM31 2L29 3V6H30V4H31V7H29L28 4H25V3H24V4H25V6L27 5V6H28L29 8H31V9H32V6L35 7L36 4H37V6H38V5L40 6V4H41V3L38 4L37 2H36V4H35V2H33V3H31ZM64 2H65V0H64ZM64 2H63V3H64ZM68 2H69V1H68ZM140 2H141V1H138L139 5H140ZM152 2H153V1H152ZM158 2H159V1H158ZM158 2H155V3H158ZM162 2H164V4H166V2H167V3L169 2V0H168V1H166V0H165V1L162 0ZM0 3H1V2H0ZM3 3H2V4H3ZM6 3H4V4H6ZM19 3H18V4H19ZM61 3H62V2H60V4H61ZM63 3H62V4H63ZM74 3H75V2H74ZM143 3H141V4H143ZM180 3L183 5V10H182L181 12H180V8H179V7L182 8V6L180 5ZM183 3H184V4H183ZM4 4H3V5H4ZM10 4H11V3H10ZM16 4H17V3H16ZM24 4H23V5H24ZM32 4H35V5H32ZM57 4H58V3H57ZM62 4H61V5H62ZM65 4H67V2H65ZM65 4H63V5H65ZM70 4H71V3H70ZM76 4H77V5L79 4V3H78V0H77V2L75 3V5L72 4L73 7H70V6H72V5H70V6L68 5V7H69V8H74V7L76 6ZM150 4H151V3H150ZM185 4H186V5H185ZM209 4H210V5H209ZM217 4H218V7H217ZM14 5H15V2H14ZM43 5H45V4H43ZM43 5L41 4L40 8H41ZM58 5H59V4H58ZM58 5H57V6H58ZM61 5H59V6H60V8L62 7V11H63V9H64V12H66V10H68L69 12L71 11V10H69V8L67 7V5H65L67 8H65V6H61ZM80 5H82V4L80 3ZM153 5H154V4H153ZM153 5L150 6V7L152 8ZM166 5H168V4H166ZM179 5H180V6H179ZM184 5H185V6H184ZM208 5H209V6H208ZM0 6H2V5H0ZM8 6H9V5H8ZM39 6H38V7H39ZM130 6H131V5H130ZM134 6H135L136 8H134ZM141 6H142V5H141ZM147 6H148V4H147ZM154 6H155V5H154ZM156 6L159 7L158 4H157ZM206 6L209 7L210 10H209L208 8L206 9V8H205ZM214 6H215L216 9H218V8H219V9L216 10L215 8H212V7H214ZM14 7H16L15 9H17V10H18V8L21 9V7H20L19 5H18V8H17V5L13 6L12 8H14ZM23 7H24V6H22V8H23ZM28 7H27V8H28ZM38 7H36V8L39 9ZM48 7H49L50 9H49ZM88 7H87V8H88ZM128 7H129V6H128ZM143 7H144V6H143ZM143 7H142V8H143ZM175 7H176V9H179V11L177 10L178 13H175V11H176ZM177 7H178V8H177ZM10 8H11V7H9V8L7 9V11H9ZM12 8H11V9H12ZM27 8L24 7L23 12H24V10L26 11ZM57 8H58V7H57ZM60 8H59V9H60ZM75 8H76V7H75ZM140 8H141V7H140ZM211 8H212V9H211ZM31 9H29V12H30ZM34 9H35V8H34ZM34 9H33V11L35 12L36 9H35V10H34ZM82 9L87 10V11H84V10H83V11L85 12V15H84V14H83V15H82V14H81V15L78 14V13H79V10H82ZM146 9H147V8H146ZM205 9H206V10H205ZM214 9L216 10L215 12L212 11V10H214ZM17 10H16V11H17ZM27 10H28V9H27ZM41 10H43V7L41 8ZM41 10H40V11H41ZM46 10H47V11H46ZM54 10H55V9H54ZM60 10H61V9H60ZM72 10H73V9H72ZM96 10H97L98 12H99V11H100V12L97 14ZM122 10H123V11H122ZM130 10H131V8H130ZM143 10H144V9H143ZM11 11H13V9L10 10V12H11ZM14 11H15V10H14ZM31 11H32V10H31ZM52 11H50V12H51V13H56L57 15H58V13H59V12H56V11H59V10H57V9H56L55 11H53V12H52ZM68 11H67V12H68ZM73 11H75V10H73ZM73 11H72V12H73ZM83 11H81V13H84ZM126 11H127V10H126ZM204 11H205V12H204ZM4 12L6 13V11H4ZM29 12H28V13H29ZM42 12H43V11H42ZM42 12H41V13H42ZM64 12H63V14H64ZM67 12H66V13H67ZM69 12H68V13H69ZM72 12H71V13H72ZM75 12H76V11H75ZM140 12H141V11H139V13H140ZM143 12H145V10H144ZM5 13H4V14H5ZM8 13H9V12H8ZM8 13H6L7 15H5V17H12V18H14L13 16H8ZM28 13H27V14H28ZM30 13H31V12H30ZM41 13H40V14H41ZM61 13H62V12H61ZM68 13H67V14H68ZM123 13L125 14V12H123ZM126 13H127V12H126ZM141 13H142V12H141ZM141 13H140V14H141ZM148 13H149V12H148ZM10 14H11V13H10ZM12 14L14 15L15 13L13 12ZM12 14H11V15H12ZM16 14H17V13H16ZM16 14L14 15V16H15V19H18L19 16L16 18ZM19 14H20V12H19ZM19 14H18V15H19ZM27 14H24V15L27 16L25 19L28 18V15H29V17H30L31 14H34L33 16H35L36 13H31V14H28V15H27ZM40 14H38V15L40 16ZM43 14H44V12L42 13V15H43ZM48 14H50L49 11H48ZM56 14H55V17H56ZM59 14H60V13H59ZM63 14H62V18H61V19L59 18V20H62V19H63V22L65 23L67 17L65 16L66 14H64V15H63ZM69 14H70V13H69ZM69 14H68V16L70 17L71 14H70V15H69ZM96 14H97V16H96ZM101 14H99V17H100ZM158 14H159V13H158ZM175 14H180V15H177V16H178V18L181 17L182 19H183L182 16H184V17H185L184 20L181 19L182 21H177V19L174 18V17L176 16ZM21 15H22V14H21ZM36 15H37V14H36ZM42 15H41V16H42ZM50 15H52V14H50ZM50 15H48V16H50ZM159 15H160V14H159ZM174 15H175V16H174ZM22 16H23V15H22ZM33 16L31 17V18H32L31 20H33L34 22L37 21V20H34V19H37V18H33ZM39 16H35V17H39ZM58 16H59V15H58ZM63 16L66 17V18H65V21H64ZM78 16H79V17H78ZM122 16H123V14H122ZM124 16H127V14L124 15ZM124 16H123L122 18H124ZM142 16H143V13H142L141 17H142ZM177 16H176V18H177ZM2 17H3V16H2ZM44 17H45V15H44ZM50 17H51V16H50ZM50 17L48 18V20H50ZM84 17H85V18H84ZM119 17H120V19H119ZM131 17H132V18H131ZM12 18H8V19L10 20V19H12ZM20 18H21V17H20ZM20 18H19V19H20ZM40 18H43V16L40 17ZM51 18H52V17H51ZM57 18H58V17H57ZM57 18H54V15H53V19H54V20L57 19ZM70 18H71V17H70ZM70 18H69V20H70ZM77 18H78V19H77ZM142 18H143V17H142ZM142 18H140L141 21H143ZM15 19H13V20H15ZM22 19H23V17H22ZM43 19H45V18H43ZM43 19H42V21H45V20H43ZM89 19H93V21H92V20H91V21H88ZM105 19H104V20H105ZM125 19H126V18H125ZM145 19H146V17H145ZM145 19H144V20H145ZM2 20H4V18H2ZM9 20H8V21H9ZM23 20H24V19H23ZM27 20H28V19H27ZM29 20H30V19H29ZM38 20H39V18H38ZM40 20H41V19H40ZM57 20H58V19H57ZM57 20H55V21L57 22ZM59 20H58V22H57L58 24H59ZM100 20H96V22L99 21V24H101V23H100ZM122 20H124V19H122ZM178 20H179V19H178ZM6 21H7V20H6ZM6 21H5V22H6ZM11 21H12V20H11ZM15 21H17V20H15ZM21 21H22V20H18L17 23L20 22V24H21ZM25 21H26V20H25ZM33 21H32V22H33ZM50 21H51V20H50ZM50 21L47 22V20H46L45 22H46V23H49ZM139 21H140V20H139ZM173 21H175V22L177 21L178 24H176V23H177V22H176L175 25H173V24H174ZM13 22H14V21H13ZM13 22H11V23H13ZM32 22H31V24H32ZM45 22H44V23H45ZM52 22H53V20H52ZM52 22L49 23V24H50L49 28H48L47 24L45 23L46 26H47V28L49 29L48 31H50V30L52 31V28H51V27H52V24H51ZM56 22H54V23L56 24ZM69 22H70V21H69ZM86 22H85V23H86ZM96 22H94L95 25H96ZM0 23H3V24H4V22H1V21H0ZM15 23H16V22H15ZM22 23H23V22H22ZM25 23H28V24H29L30 22H25ZM25 23H24V25H25ZM35 23H37V22H35ZM38 23L40 24V21H39ZM41 23H42V22H41ZM125 23H126V24H125ZM137 23H140V24H138V27L136 26V28H135V24H137ZM172 23H173V24H172ZM3 24H2V26H3ZM7 24H8V25H7ZM13 24H14V23H13ZM13 24H10V26H12ZM28 24H27V25H28ZM60 24H61V23H60ZM60 24H59V25H60ZM67 24H68V21H67ZM70 24L66 25L67 27H65V26L62 24V26H64L63 28H62V27L59 28V27H58L59 25H57V28H59L60 31L62 32L61 29H64V28L66 29V28H68ZM87 24H88V23H87ZM153 24H154V26L156 25L154 22H153ZM158 24H157V25H158ZM0 25H1V24H0ZM5 25L9 26V23L7 22ZM17 25H18V24H17ZM21 25H22V24H21ZM21 25H20V27H21ZM33 25H34V24H33ZM42 25H43V24H42ZM106 25H107V27H106ZM139 25H140V26H139ZM151 25H152V24H151ZM176 25H177V26H176ZM2 26H1V27H2ZM10 26H9V27H10ZM30 26H31V25H30ZM34 26H35V25H34ZM40 26H41V24H40ZM40 26L37 24V27H40ZM43 26H44V25H43ZM46 26H45V27H46ZM53 26H54V25H53ZM60 26H61V25H60ZM72 26H70V27H72ZM77 26H78V27H77ZM85 26H86V24H85ZM88 26H89V25H88ZM97 26L99 27L98 23H97ZM100 26H101V25H100ZM171 26H173V28H172ZM14 27H15V28H14ZM14 27H10V28H13V31H15L14 29H16V26L14 25ZM24 27L27 28V26L25 25V26L22 27L23 31H24ZM37 27L35 26V29H36ZM45 27H44V28H45ZM70 27L68 28V30H74V29H75V32H76V30H77L76 28H71V29H70ZM83 27H84V26H83ZM86 27H87V26H86ZM92 27H93V26H92ZM140 27H141V28H140ZM149 27H150V26H149ZM170 27H171L172 29H171ZM175 27H177V28L180 27V28H179V31H176L177 28H175ZM2 28H3V27H2ZM18 28H19V27H18ZM31 28H32V27H30V29H31ZM33 28H34V27H33ZM33 28H32V29H33ZM41 28H42V27H41ZM41 28H37L38 31H40L39 29H41ZM53 28H54V27H53ZM55 28H56V27H55ZM55 28H54V29H55ZM79 28H78V29H79ZM90 28H91L90 26L88 27V29H86V28L84 27V31H85V29H86L87 31H89ZM100 28H102V27H100ZM111 28H110V31H111ZM139 28H140V29H139ZM152 28H153V27H151L150 32L148 31V33H151V31L154 29V28H153V29H152ZM199 28L201 29V31H200ZM6 29H7V30H6ZM19 29H20V32H21V33H24V32L21 30V28H19ZM30 29H29V30H30ZM35 29H34V32H35ZM54 29H53V30H54ZM93 29H94V28H93ZM93 29H92V30H93ZM114 29H116V31H114L113 29H112V31H113V32H117V30H118L119 28H114ZM130 29H131L132 31H130ZM180 29H181V30H180ZM184 29H185V28H184ZM190 29H189V30H190ZM198 29H199V30H198ZM8 30H9V28L6 27V28H5V31H8ZM25 30H26V29H25ZM29 30H28V31H29ZM56 30H57V29H56ZM95 30L98 31L97 27H96ZM95 30H93V31H95ZM106 30H105V31H106ZM164 30H165V32H164ZM185 30H186V29H185ZM10 31H12V29H10L9 32H8V33L11 35L12 32L10 33ZM16 31H17V29H16ZM18 31H19V30H18ZM18 31H17V33H18ZM26 31H27V30H26ZM28 31H27V33H29ZM36 31H37V30H36ZM38 31L35 32L36 35H35V33H34L35 36H37ZM44 31H45V32H43V29H42L41 32H43V33L45 34L46 31H47L46 28H45ZM65 31L67 32V30H65ZM87 31H85L86 34H84V35H82L81 33H79V31H77V33H79V34L81 35V38H82L83 36L87 37L86 35H88V34L90 33V31H89V33H88ZM99 31H100V30H99ZM99 31H98V32H99ZM105 31H104V32H105ZM108 31H109V30H108ZM108 31H106V34L104 35L103 38H102V36H100V38H101V40H103V42H104V40L106 39L105 36L107 35V32H108ZM126 31H128V32L126 33ZM129 31H130V32H129ZM154 31H155V30H153V33H154ZM199 31H200V32H199ZM30 32L33 33V31H30ZM56 32H57V31H56ZM63 32H64V31H63ZM72 32H73V31H72ZM80 32H83V31L81 30ZM85 32H84V33H85ZM91 32H92V31H91ZM162 32H161V33H162ZM183 32H184V31H183ZM6 33H7V32H6ZM6 33H5V34H6ZM13 33L17 34L16 32H13ZM13 33H12V34H13ZM21 33L18 34V35H20V36H18V35L16 36L15 34H13V36L19 37V39H22L21 41H24V42H25L27 39L25 38V40H24V38H21V37H22V35L24 36V35H26L27 33H26V34H21ZM43 33H42V34H43ZM53 33H54V32H53ZM58 33H60V32L58 31L57 34H58ZM64 33H65V32H64ZM67 33L69 34V31H68ZM67 33H65V34H67ZM70 33H71V31H70ZM77 33H76V34H77ZM87 33H88V34H87ZM92 33H94V32H92ZM92 33H90V35H91ZM99 33H101V32H99ZM108 33H109V32H108ZM110 33H111V34H110V37L108 38V36H107L108 41H110V42H109V43H110V46H109V45H105L103 42L100 43V41H98L99 43L96 41V43H98V44H95V43H94L95 46H96V45L99 46V44H100V47H98L99 50H102V49H100L101 46H102V44L105 46V49L107 48L106 46H109V48H111V46H113L112 43H111V40H109V39H111L112 36H113V39H116L117 37L114 38L115 33H113L114 35L112 34V32H110ZM125 33H126V34H125ZM148 33H147V34H148ZM153 33H151V34H153ZM157 33H155V37L158 36L157 38L160 39L161 37L159 38V36H161L162 34L156 35ZM174 33H175V34H174ZM176 33H177V35H176ZM186 33L189 34L190 31L186 30V31H185V35H186ZM191 33H190V34H191ZM30 34H31V33H30ZM40 34H41V33L38 34L39 37H41ZM49 34H50V32H49ZM51 34H52V33H51ZM60 34H61V33H60ZM62 34H63V33H62ZM62 34H61V35H62ZM65 34H63L62 36H64ZM76 34L74 33V35H76ZM79 34H78V37H77V35H76L77 38L80 37ZM94 34H95V33H94ZM97 34H98V33H97ZM117 34H118V33H116V35H117ZM141 34H142V35H141ZM179 34H181V36H182V32H180ZM190 34H189V35H190ZM194 34H195V36H196V33H194ZM194 34L192 33L191 35H192V36L194 37V39H195ZM3 35H4V34H3ZM3 35H2V36H3ZM27 35H28V34H27ZM27 35L24 36V37H27ZM47 35H48V34H47ZM53 35H54V34H53ZM72 35H73V34H72ZM90 35H89V36H90ZM95 35H96V34H95ZM101 35H102V33H101ZM128 35H129V34H128ZM145 35H144V36H145ZM149 35H150V34H149ZM6 36H7V37H6ZM13 36H12V37H13ZM29 36H31V35H29ZM35 36L33 37L34 39H35ZM51 36H52V35H51ZM51 36H50V37H51ZM56 36H57V35H54L53 38L56 37ZM70 36H71V35H70ZM70 36H68V38H69ZM98 36H99V35H98ZM98 36L96 35V37H97L96 40L100 39ZM129 36H130V35H129ZM152 36H153V35H152ZM152 36L150 35L151 38H152ZM164 36H165V35H164ZM181 36H179V37L181 38ZM192 36H191V37H192ZM4 37H6L5 40H4V41L6 42V40H7L8 37H9V35L7 34V35L3 36L2 38L4 39ZM46 37H47V36H46ZM46 37H44V38L46 39ZM76 37H74V38L72 37V42H73V39H76ZM92 37H93V35H92ZM92 37H91V38H92ZM94 37H95V36H94ZM146 37H147V35H146ZM146 37H145V38H146ZM153 37H154V36H153ZM155 37L152 38V39H155ZM165 37H166V36H165ZM174 37H175V39H174ZM179 37H178V38H179ZM187 37H188V36H187ZM191 37H190V39H191ZM28 38H30V37H28ZM44 38L42 39V37H41L40 41H41V40H44ZM48 38H49V35H48ZM51 38H52V37H51ZM59 38L61 39V36H59V37L57 38V43L60 42V41H62V40H60ZM63 38H65V36H64ZM83 38H84V37H83ZM83 38H82L81 40H78V42L80 41V42H79L80 44L82 43V40H84ZM88 38H89V37H88ZM91 38H89V39L91 40ZM104 38H105V39H104ZM119 38L117 39V41H118L117 45H116V43H115L116 40H115V41H112V42L115 43V46H113V48H112L113 50L118 51V50L120 49L119 47H124V48H125V47H128L129 44H132V43H130V42H129V44L125 43V42H128V40H127V41L124 42V45L121 46L120 44L123 43V40L121 41ZM129 38H131V37H129ZM129 38H127V39H129ZM157 38H156V39H157ZM162 38H163V36H162ZM11 39L13 40V38H11ZM14 39H15V38H14ZM58 39H59V40H58ZM113 39H112V40H113ZM124 39H126V38H124ZM156 39H155V41H156ZM158 39H157V40H158ZM173 39H174V40H173ZM187 39H188V38H187ZM12 40H11V41H12ZM17 40H18V39H17ZM31 40H32V37H31ZM38 40H39V38H37V40H35V41H36L35 44H36L37 42H39ZM46 40H48V39H46ZM51 40H53V39H50L49 41H51ZM63 40H64V39H63ZM66 40H67V39H66ZM70 40H71V39H70ZM70 40H69V41L67 40V42L70 43ZM85 40H86V38H85ZM94 40H95V38H94ZM119 40H120L121 42H120ZM132 40L130 39L131 42H132ZM143 40H144V39H143ZM162 40H160L161 43H164ZM172 40H173V42H172ZM181 40H182V39H181ZM197 40H199V39H197ZM0 41H1V40H0ZM4 41H3V42H4ZM18 41H19V40H18ZM27 41H28V40H27ZM29 41H30V39H29ZM29 41H28L27 43H29ZM49 41H48L47 43L50 44ZM105 41H107V40H105ZM138 41H139V44H138ZM178 41H179V40H178ZM186 41H187V40H186ZM194 41H195V40H194ZM194 41H192V42H194ZM200 41H201V40H200ZM5 42H4V43H5ZM9 42H10V41H9ZM15 42H16V41H15ZM15 42H13V43H15ZM31 42L33 43V41H31ZM31 42H30V43H31ZM51 42H52V41H51ZM53 42H55V40H54ZM53 42H52V43H53ZM63 42H64V41H62V43H63ZM67 42L65 41L63 44H65V43H67ZM74 42H75V40H74ZM74 42L71 43V44H72V45H71V49H72V47H73L74 45H75V47H76L77 44H79V43H77V42H75V43H77V44H75ZM86 42H88V41L83 42L84 45H83V44H81V45L86 46V45H85V44H87ZM90 42H91V41H90ZM90 42H89V45H90ZM93 42H94V41L92 40V43H93ZM119 42H120V44H119ZM183 42H184V41H181V43H183ZM192 42H191V43H192ZM196 42H199V41H196ZM4 43H3V44H4ZM11 43H12V42H11ZM16 43H17V42H16ZM30 43H29V44H30ZM40 43H41V42H39V43H37V44L39 45ZM43 43H44V42H42L41 44L43 45ZM52 43L50 44L51 47H49V48H52V46L55 45V43H54V44H52ZM57 43H56V45H57ZM60 43H61V42H60ZM68 43H67V45H68V47H69L70 45H69ZM107 43H108V42H107ZM191 43H190V44H191ZM204 43H205V44H204ZM5 44H6V43H5ZM7 44H9V46H10V45H11V46L14 45V44H10V43H7ZM35 44L33 43V45L36 47V50H35L34 48H33V49H34V50H33L31 47H29V46H31V44L28 45V44L24 43V45H27L26 48L28 47L27 52H28V50H30V48H31V51H29V52H31V53L28 52L29 55H30V54H31V55L34 54V53H32L33 51H37V53H38V52H39V53L41 52V53H42V56L40 55V57H41V59L43 58L42 60H43V62H44V60H45L44 58H46V56H45V54H44V57H43V52H42V50H43V48H44V51L46 50V45H44L45 47H44V46L41 47L42 50L38 51L37 48H40L39 46H41V45L38 46L37 44H36V45H35ZM49 44H48V45H49ZM58 44H59V43H58ZM80 44H79V45H80ZM118 44L120 45L119 47H118ZM126 44H127L128 46H125ZM21 45H22V44H21ZM21 45H19V46H21ZM56 45H55V46H56ZM60 45H61V44H60ZM67 45H63V46H65V48H66ZM81 45H80V47H82ZM133 45H131V46L133 47ZM137 45H138V47H137ZM153 45H154V44H153ZM177 45H178V44H177ZM193 45H194V43H193ZM234 45H235V46H234ZM236 45H237V46H236ZM16 46H18V44H17ZM34 46H33V47H34ZM37 46H38V47H37ZM104 46H103V49H104ZM131 46H130V47H131ZM175 46H176V44H175ZM180 46H181V45H180ZM187 46H188V45H187ZM13 47H14V46H13ZM21 47H22V46H21ZM21 47H20L19 49H21ZM60 47H61V46H60ZM60 47H59V48H60ZM75 47H73V48L75 49ZM87 47H88V46H87ZM89 47H90V46H89ZM93 47H94V46H93ZM115 47H117V48H119V49L117 50V48H115ZM130 47H128V48H127V51H125V52H128L129 49H130V50H129L130 52L134 51L133 48H135V46H134L133 48H130ZM178 47H179V46H178ZM190 47H191V46H190ZM193 47H194V46H193ZM233 47H234V48H233ZM235 47H237V50H235V49H236ZM22 48H23V47H22ZM24 48H25V46H24ZM24 48H23V49H24ZM47 48H48V47H47ZM49 48H48V49H49ZM56 48H58V46H56ZM61 48H62V47H61ZM65 48H64V49H63V48L61 49V50L64 51V53H65V50H69L71 54H73L72 52H75V54L78 55V53L76 52L77 49L79 48L78 46L76 47V48H77L76 51H75V50L73 51V49L71 50V49H65ZM69 48H70V47H69ZM83 48H84V47H83ZM83 48H79V49H81V51H82V50H84ZM91 48H92V45H91ZM109 48L106 49V50L104 49V50H105L104 53H106V51L108 50V51H107V54H106V55H108V56H107V58H106V57H105V58L103 57L104 60H105V59H108V58L112 55V52H113V53L116 52V51H112V52H111L112 49H110V51H109ZM175 48H176V47H175ZM179 48H180V47H179ZM182 48H183V47H182ZM182 48H181V50H182ZM187 48H188V47H187ZM195 48H196V44H195ZM23 49H22V50H23ZM52 49H54V46H53ZM79 49H78V52H81ZM85 49H86V48H85ZM87 49H88V48H87ZM87 49L84 50V52H85V51H86V52H88V51H93L92 49L90 50V48H89L88 51H87ZM93 49H94V48H93ZM191 49H192V48H191ZM231 49H232V50L234 49V52H236V51L238 52V50H240V51H239V52H240V55H241V53H242V55H244V56L246 57V59L248 58V61L251 63L250 66H248V68H247V65L245 66L246 63L243 64V66H241L242 63H238V60H237V62H236V60L233 59V56H234V55H237V53L235 54V53L233 52L234 55H232V54L230 53V51H232ZM17 50H18V49H17ZM22 50H21V51H22ZM24 50H26V49H24ZM32 50H33V51H32ZM54 50H55V49H54ZM54 50H53V51H54ZM131 50H132V51H131ZM149 50H150L151 52H149ZM197 50H198V49H197ZM48 51H49V50H48ZM58 51H59V49L57 50V52L55 51L56 54L58 53ZM71 51H72V52H71ZM178 51H179V49H178ZM184 51H186V50H184ZM50 52H51V50H50ZM50 52H49V53H50ZM55 52H51L50 54L47 55V57H48L49 55H52V60H53V58H54L53 56L56 55ZM61 52H62V51H60L59 53H61ZM82 52H83V51H82ZM82 52H81V53H82ZM86 52H85V53H82L83 56H84V54H86ZM100 52H101V51H100ZM108 52H111V55H109L110 53H108ZM118 52H119V51H118ZM191 52H192V51H190V53H191ZM200 52H201V53H200ZM239 52H238V53H239ZM41 53H40V54H41ZM45 53H46V52H45ZM53 53H54V54H53ZM62 53H63V52H62ZM68 53H69V52H68ZM70 53L67 54V51H66L67 56H66V54H63V56H62V59H63L62 62L64 63V66H65V67H66V64L70 63V62L68 61V60H70V58H68V56L71 55ZM93 53H94V52H93ZM95 53H96V52H95ZM98 53H99V52H98ZM175 53H176V52H175ZM21 54L23 55V53H20L19 56H21ZM25 54H26V52H25L24 55L22 56L23 59H24L25 56H26ZM35 54H36V52H35ZM46 54H47V53H46ZM79 54H80V53H79ZM82 54H80V55H82ZM89 54H92V52H89ZM116 54H117V53H116ZM116 54L112 55L111 58H113V56H115ZM132 54H133L134 56H133ZM228 54H229V55L231 54L230 56H232V57L228 56ZM29 55H28V59L25 58V59H26V62H24V63H26V64L29 63V62H30V63L32 62V61H31L32 59H31V60L29 59V57L31 58V55H30V56H29ZM38 55H39V54H38ZM60 55H61V54H60ZM60 55H56V56H57V57L59 56V58H60V57H61ZM77 55H71V58H73V57H78V59H81V58H82V59H84V61H82V59L79 60V61H81V63H82V62L84 63V62H85V58H86L87 55L85 56V58H84L83 56H77ZM95 55H96V54H95ZM97 55H98V54H97ZM97 55H96L97 58H96V57H95V58H90V55H89L87 58L90 59V60H87V58H86V62H88L90 65L93 66V70L90 68L91 66H90L88 63H86V62L84 63V64H85V67H86V64H88V65H89V68H88V69H89V70L91 69V71H94L93 73H91V72H89V71H85V72H89V74H91V75L93 74V77H95V76H94L95 70L97 71V70H98L99 68H101L103 65L106 66V64H107V66L109 65V67H110V66H115V64L113 63V62L115 61V57L113 58L114 60L109 58V59L111 60V62L106 63V62H107L106 60H105L106 62H104L103 60H101V61H103V62L99 61V59L101 58V55H100V54H99L100 56H99V55L97 56ZM102 55H103V51H102ZM104 55H105V54H104ZM106 55H105V56H106ZM119 55L117 54L116 57L120 58ZM178 55H179V54H178ZM178 55H177V56H178ZM196 55L198 56L197 59H195V58H196ZM238 55H239V54H238ZM242 55L240 56L241 58H242ZM32 56L35 57V56H37V55H32ZM64 56H66V57H64ZM72 56H73V57H72ZM91 56H92V55H91ZM185 56H186V55H185ZM192 56L187 57V58H191ZM22 57H19V59L22 58ZM49 57H51V56H49ZM49 57H48V58H49ZM69 57H70V56H69ZM79 57H81V58H79ZM92 57H94V55H93ZM140 57H142V58H140ZM172 57H173V58H172ZM229 57L232 59V61H230V62H229V60H228V59H230ZM32 58H33V57H32ZM48 58H46V60H49ZM64 58H65L66 60H67V58H68V60H67L68 62H67V63L64 62ZM98 58H99V59H98ZM177 58H178V57H177ZM179 58H180V57H179ZM227 58H228V59H227ZM237 58H238V57H237ZM25 59H24V60H25ZM41 59H40L39 61H41ZM50 59H51V58H50ZM62 59L60 58V61H61ZM73 59H74V58H73ZM101 59H102V58H101ZM121 59H123V57H122ZM138 59H141V60H138ZM182 59H183V58H182ZM226 59H227L228 62L226 61ZM231 59H230V60H231ZM243 59H244V58H242V60H243ZM246 59H244V60L247 61ZM46 60H45V61H46ZM56 60H58V58H56ZM56 60H55V62H57ZM119 60H120V59H119ZM119 60H118V61H119ZM180 60H181V59H180ZM188 60H189V59H188ZM199 60L197 61V63L199 62ZM234 60H235V61H234ZM242 60H241L240 62H243ZM20 61H22V60L20 59L19 62H20ZM27 61H28V62H27ZM33 61H35L34 58H33ZM36 61H37V59H36ZM39 61H38V62H39ZM53 61H54V60H53ZM60 61H59V62H60ZM70 61H72V59H71ZM74 61H75V60H74ZM77 61H78V60H77ZM79 61H78V64H77V62L75 61L76 63H75V62H72V64L74 63V65H72V64H68V65H72V68H73V69H74L75 64L78 65V66H79V65H82V66H83V63H82V64H79ZM120 61H121V60H120ZM120 61H119V62H120ZM125 61H123V62L121 61V62L124 64ZM138 61H139V62H140V61H143L144 64L142 65V64L139 63V66L141 65V67H139V66H137ZM178 61H179V60H178ZM189 61H190V60H189ZM193 61H191V62H192L191 64H194ZM233 61H234L235 63H234ZM245 61H244V62H245ZM43 62L41 61L42 64L45 63V62H44V63H43ZM48 62L52 63L51 60L48 61ZM62 62H60V63H61V64H60V65H61L60 67H62V64H63ZM121 62H120V63H121ZM143 62H141V63H143ZM249 62H248V65H249ZM20 63H21V65H23V64H22L23 61L20 62ZM30 63H29V64H30ZM104 63H105V64H104ZM110 63L113 64V65H111ZM115 63L118 64V66L116 65V66H115L116 69H114V70H111V69L114 68V67H112V68L110 67L111 69H109V67H105V66H104V68H105V69L107 68L108 70H110L109 73H110V72H113V73L115 72V73H116V70L118 71L117 73H119V71H120V73H121L122 71H121V70H118V68H117V67H119V64H120V63H117V59H116V62H115ZM195 63H196V61H195ZM201 63H200V64H201ZM231 63H232V65H231ZM236 63H238V65H237ZM34 64L37 65L36 62H33L32 67L28 65V66L30 67V69L34 67ZM52 64H53V63H52ZM55 64H56V63H54V66H55ZM126 64H124V65L126 66ZM174 64H175V63L173 62V65H174ZM179 64H180V63H179ZM233 64H234V65H233ZM235 64H236L237 66H236ZM240 64H241V65H240ZM18 65H19V64H18ZM36 65H35V67H36ZM38 65H40V64H38ZM38 65H37V66H38ZM88 65H87V66H88ZM97 65H98L99 67H97ZM120 65H121V64H120ZM124 65H123V66H124ZM197 65H198V67H199V64H197ZM239 65H240V66H239ZM23 66L25 67L26 65H23ZM23 66H20V67H23ZM28 66H26V67L28 68ZM43 66H44V68H46V67L48 66V64L45 63V65H43ZM45 66H46V67H45ZM49 66H51V65L49 64ZM49 66H48V69H50ZM52 66H53V65H52ZM54 66L51 67V68L53 69ZM82 66H81V67H82ZM100 66H101V67H100ZM121 66H122V65H121ZM121 66H120V68H122ZM142 66H144V67H142ZM174 66H175V65H174ZM174 66H173V67H174ZM178 66H179V65H178ZM195 66H196V65L194 64V67H195ZM24 67H23V68H24ZM26 67H25V68H26ZM35 67L33 68V70L35 69ZM38 67H39L40 70L43 69V67H42V69H41V66H38ZM38 67H37V68H38ZM56 67L58 68V63H57V65H56ZM56 67H55L54 69H55V70H58L59 68L56 69ZM67 67L70 68L69 66H67ZM75 67H77V66H75ZM81 67H80V66L77 67V68H79L78 70H80ZM198 67L196 66L195 69H198ZM237 67H238V68H237ZM249 67H250V68H249ZM25 68H24V69H25ZM68 68H64V67H62V69L60 68V70H59L60 72H57V73H59V74H58L59 77L56 75V73H55L54 70H53V71H54L55 74H53V71L51 70L53 78L55 79V76H56V77L58 78V81H59V79H60V81H61V82L59 81V82L54 83V84H58V83H60V86H61V87H60L59 85H57V87H56V88H57L56 91H57L58 93H57L56 91H55V92H56L55 94L52 93L54 96H55L56 94H57V95L60 94V96L58 95V97H57L59 100H61V99L63 100V97H64V96L62 95L63 93H61V92H64V91H65V90H64V91L62 90V86L65 84V81H66L67 87H66V84H65L64 88H65V87H66V88L69 87L70 90L72 91V89H73L74 87H73V88L70 87V86H73V84L71 83V82H72L71 79L73 80V83H74V79L76 80V78H78V77L80 76V75H79V76H77V77L74 78V76H72V74H70V76H72V78L68 75V76H69V77H68L69 79H68V78H67V71H68L67 69H68ZM77 68H76V70H77ZM102 68H103V67H102ZM24 69H23V71L27 70V69H25V70H24ZM39 69H38V70L36 69L37 72H39ZM84 69H86V68H84ZM84 69L82 68V70H84ZM94 69H95V70H94ZM124 69L126 70V68H124ZM124 69H122V70H124ZM28 70H29V68H28ZM28 70H27V71H28ZM33 70H31V71L29 70V71L32 72ZM36 70H35V72H36ZM45 70H46V69H45ZM66 70H67V71H66ZM71 70H72V69H71ZM82 70H81V71H82ZM86 70H87V69H86ZM101 70H102V69H101ZM172 70H173V68H172ZM203 70H204V71H203ZM23 71H22V73H23ZM72 71H73V70H72ZM105 71H106V70H105ZM198 71H200V70H198ZM35 72H34V73H35ZM37 72H36V75H39L40 73H41V75H42L43 73H45L44 70H43V71H40L39 74H37ZM47 72L49 73L50 71L47 70ZM68 72H69V71H68ZM76 72H79V71H76ZM100 72H101V71H100ZM107 72H108V71H107ZM107 72H106V73H107ZM201 72H199V73L201 74ZM233 72H234V73H233ZM34 73H32V74H34ZM79 73H80V72H79ZM97 73H98V71H97ZM117 73H116V75H114L115 77L118 76ZM120 73H119V74H120ZM170 73H171V71H170ZM170 73H169V76H170ZM196 73H197V71H196ZM210 73H211V72H210ZM215 73H216V72H215ZM220 73H221V74H220ZM19 74H20V72H19ZM25 74H26V75H25ZM25 74H24V73L22 74V75L25 76L24 78H26V76H30V75H27V73H25ZM28 74H29V73H28ZM32 74H31V75H32ZM84 74H85V73H83V74H81V75H84ZM98 74H99V73H98ZM98 74H97V75H98ZM101 74H102V72H101ZM107 74H108V73H107ZM107 74H106V75H107ZM123 74H124V73H123ZM142 74H143V75H142ZM203 74H207V75H209V76H205V75L203 76ZM20 75H21V74H20ZM22 75H21V76H22ZM44 75L46 76L47 74L45 73V74H43V76H44ZM50 75H51V74H49V76H50ZM74 75H77V74L74 73ZM86 75H87V74H86ZM86 75H84V76H86ZM91 75H89L90 77L86 76V78H87V77H88V78H91ZM95 75H96V73H95ZM99 75H100V74H99ZM106 75H105V76H102V75H101V78H100V79H102V78L104 77L103 79H104V81H105L107 78L112 77V76H111V73L108 74V75H110V77H107L108 75H107V76H106ZM124 75H125V77H127L126 74H124ZM124 75H123V76H124ZM197 75L200 77L199 74H197ZM214 75H215V74H214ZM223 75H222V79H223ZM32 76H34V75H32ZM43 76H42V80H41V78H40L41 82L43 81ZM45 76H44V77H45ZM49 76H47V78H46V77H45V78L48 79ZM52 76H50V77H52ZM84 76H81V77H83V78L85 79ZM119 76H121V75H119ZM123 76H122V78L126 79V78L123 77ZM143 76H144V77H143ZM220 76H219V77H220ZM228 76H227V77H228ZM238 76H239V77H238ZM36 77H37V76H36ZM36 77H35V79H34V82H35V83L38 82V78H39V76H38V78H36ZM93 77H92V79H94ZM129 77H130V76H129ZM129 77H128V78H129ZM138 77H137V78H138ZM170 77H171V76H170ZM217 77H218V76H217ZM219 77H218V78H219ZM262 77H263V78H262ZM21 78H22V77H21ZM27 78H28V77H27ZM27 78H26V79H27ZM29 78H30V77H29ZM33 78H34V77H31L29 81H31V79H33ZM45 78H44V79H45ZM53 78H52V80H53ZM83 78H81V79H83ZM96 78H97V80L99 79L98 76H96ZM122 78H121V79H122ZM128 78H127V80H128ZM166 78H167V77H166ZM166 78H165V81L162 79V80L164 81L163 83H165L166 80L168 79V78H167V79H166ZM240 78H243V79L240 80ZM22 79H23V78H22ZM26 79H25V81H27ZM36 79H37V82H36ZM66 79H67V80H66ZM79 79H80V77H79ZM81 79H80V80H81ZM112 79H113V78L108 79V80H112ZM114 79H115V78H114ZM119 79H120V78H119ZM119 79H118V77H117L116 80H119ZM129 79H130V78H129ZM132 79H133V78H132ZM134 79H135V78H134ZM138 79H139V78H138ZM138 79H137V80H138ZM141 79H142V81H141ZM171 79H172V78H171ZM238 79H239V80H238ZM40 80H39V81H40ZM52 80H51V81H52ZM68 80H70V81H68ZM77 80H78V79H77ZM77 80H76V81H77ZM97 80H96V82H97ZM108 80H107V83H108V85H109V82H110V81H108ZM168 80H170V79H168ZM168 80H167V82H168ZM225 80H226V78H225ZM23 81H24V79H23ZM25 81H24V83H25ZM48 81H49V80H47L46 82H48ZM51 81H50V83H51ZM62 81L64 82L63 85H61V84H62ZM67 81H68V82H67ZM85 81H86V85H87L88 80L85 79ZM92 81H93L94 84H99V83H95V82H94L95 79L92 80ZM99 81H101V80H99ZM120 81H122V80H119L118 82H120ZM133 81H134V80H133ZM27 82H28V81H27ZM44 82H45V81L42 82V84H43L42 88H43V87H48L47 84H46V86H44V84L46 83V82H45V83H44ZM53 82H55V80L52 81V84H53ZM69 82H70V83H69ZM82 82H84V80H83V81H80V82H79V80H78V83H80V84H79V86H78V83H77V86H78L79 88L81 87V84H83ZM118 82H117V83H118ZM123 82H124L125 84L127 83L126 81H122V83L120 82V84H117V85H118V86L121 85V84L123 85ZM130 82H131V80H130ZM141 82H142V83H141ZM159 82H161V80H160ZM237 82H236V83H237ZM263 82H264V81H263ZM28 83H29V82H28ZM28 83H27V84H28ZM30 83H31V82H30ZM30 83L28 84V85H29V89H30V86H31V85H33V86L36 85V84L33 83V81H32L33 84L30 85ZM50 83H49V85H51ZM105 83H106V81H105ZM105 83H104V85H105ZM113 83H114V82H113ZM157 83H158V84H157ZM38 84L41 85V83H39V82H38ZM68 84H72V85H69V86H68ZM75 84H76V83H74V86H75ZM91 84H92V82H91ZM100 84L103 85V82L100 83ZM100 84H99V85H100ZM136 84H137V83H136ZM166 84H167V83H166ZM184 84H186V83H184ZM239 84H237V85H238L237 88L240 86ZM257 84H258V85H257ZM83 85H84V87H81V88H82V89H83V88H86V89H85V91H86L88 87H87V86L85 87V84H83ZM83 85H82V86H83ZM89 85H90V83H89ZM92 85H93V84H92ZM99 85H97V87H98ZM108 85H105V86H108ZM110 85L113 86V88H114V85H113V84L110 83ZM117 85H116L117 91H118V90L120 91L121 89H119L120 87L118 88ZM134 85H135V82H134ZM137 85H138V84H137ZM137 85H136V87H137ZM139 85H138L137 88H136L135 86H133V88H135V89L138 90V88L140 87ZM160 85H159V86H160ZM33 86H32V88H33ZM51 86H52V85H51ZM51 86H49V88H50ZM58 86H59V87H58ZM126 86H129V87H130L131 84L129 85V83H128V85H125V87H126ZM168 86H169V85H168ZM182 86H183V85H182ZM34 87H35V86H34ZM54 87H55V86H54ZM75 87H76V86H75ZM95 87H96V86H95ZM95 87L93 88V86H91L90 89H89V88H88V89L91 90V89L93 88L92 90H93V92H94ZM97 87H96V88H97ZM122 87H123V86H122ZM142 87H140V89H141ZM144 87H145V88H144ZM161 87H162V86H160V90H161ZM163 87H164V86H163ZM163 87H162V90L164 89ZM184 87H186V86H184ZM261 87H260V88H261ZM263 87H262V88H263ZM27 88H28V87H27ZM38 88L40 89L39 86H38ZM52 88H53V86H52ZM52 88H51V89H52ZM58 88H59V89H58ZM60 88H61L62 91L60 90ZM64 88H63V89H64ZM79 88H78V89H79ZM81 88H80V92H81ZM102 88H103V86H102ZM104 88H105V87H104ZM113 88H112V89H113ZM116 88H115V89H116ZM152 88H151V89H152ZM157 88H158V89H157ZM247 88H246V90H247ZM44 89H45V88H44ZM51 89H50V91H52ZM99 89H100V88H99ZM106 89H107V88H106ZM109 89H110V87H109ZM112 89H111V90H112ZM128 89H129V88H128ZM128 89H127L126 91H124L123 88H122V90H121V91L123 92L122 94L124 95L125 92L128 94V93L130 92ZM131 89H132V86H131ZM135 89H134L133 92H134V93L138 92V91L135 92ZM151 89H150V90H151ZM153 89H154V88H153ZM155 89H157V90H155ZM155 89H154V91H157V92H158L159 87H155ZM165 89H166V88H165ZM240 89H241V87H240L239 89H237V90L239 91V94L241 93V92H240ZM258 89H259V88H258ZM25 90H26V89H25ZM31 90H32V89H31ZM31 90H30V91H31ZM33 90H34V92H35L34 95L37 96L36 98H40V101H39V102H41V103H39V102H38V103H39V104H45V103H43L44 101L42 102V100L44 99V98H43L44 95H46V94L43 93V92H45V91H41L43 94L40 92V93L42 94V96H43V97H42L43 99H42L41 97L38 96V95H40V93H39L40 90L37 92V93H39V94L36 93V91H37L38 89L35 91V89L33 88ZM58 90H59V91H58ZM67 90H68V91H67ZM70 90H69V89H66V91H67L66 94H69ZM75 90H76V89L74 88V92H72V93H75ZM107 90H108V89H107ZM249 90H252V89L250 88ZM253 90H255V89H253ZM28 91H29V90H28ZM78 91H79V90H77V92H76V96H75V97L72 96V95L70 94L71 97H74L75 99H76V97H77V99H78V96H77V95H79ZM82 91H84V90H82ZM85 91H84V92H85ZM97 91H98V88H97ZM102 91H104V89H103ZM109 91H110V90H109ZM109 91H108V92H109ZM121 91H120V92H121ZM127 91H128V92H127ZM141 91H142V89L139 90V92H141ZM247 91H248V90H247ZM257 91H258V90H257ZM52 92H53V91H52ZM87 92H89V91L87 90ZM93 92H92V93H93ZM98 92L100 93V91H98ZM98 92H97V93H98ZM108 92H107V93H108ZM131 92H132V91H131ZM139 92L137 93V94H139V96L137 97V100H140L139 102H141V101L144 100V99H143L144 97H141V98H140V96H142V95H140ZM143 92H141V93L143 94ZM152 92H153V90H152ZM157 92H156V94H157ZM160 92H161V91H160ZM248 92H249V91H248ZM250 92H251V91H250ZM250 92H249V93H250ZM30 93L32 94L33 91L30 92ZM47 93H48V92H47ZM49 93H51V92H49ZM49 93H48V95H49ZM77 93H78V94H77ZM94 93H96V91H95ZM153 93H155V92H153ZM31 94H30V95H31ZM36 94H37V95H36ZM87 94H88V93H87ZM89 94H90V92H89ZM109 94H110V93H108V95H109ZM117 94H118V93H117ZM119 94H120L121 97H122V94H121V93H119ZM147 94H148V95H147V102L149 103V106H150V105L152 106V103H154V105H155V102L159 103V102H158V101H159V97L157 98L158 100L155 99V97H154V98H153L154 101L152 100L153 102H149V99H151L150 97H149V99H148V96H150V93H147ZM156 94H154V96H155ZM28 95H29V93H28ZM30 95H29V96H30ZM32 95H33V94H32ZM32 95H31V96H32ZM34 95H33V96H34ZM53 95H52L51 97H54ZM57 95H56V96H57ZM61 95H62L63 97L60 99ZM64 95H65V92H64ZM70 95H69V96H70ZM73 95H75V94H73ZM82 95H83V94H80L79 97H82ZM94 95L96 96V94H94ZM94 95H93V96H94ZM143 95H146V94H143ZM35 96H34V97H35ZM65 96H66V95H65ZM98 96H100V95L97 94L96 97L98 98ZM105 96H106V95H105ZM118 96H119V95H118ZM125 96H126V95H125ZM240 96H241V95H240ZM71 97H69V100H71V102H72V101L74 100V98L72 99ZM87 97H89V96H87ZM90 97H92V96H90ZM96 97H95L94 100H96ZM100 97H101V96H100ZM152 97H153V95H152ZM156 97H157V95H156ZM36 98H35V99H36ZM57 98L55 99V97H54V99H55L54 101L56 102V104H57V101H56ZM67 98H68V96H67ZM67 98H65V99H67ZM93 98H94V97H93ZM104 98H105V97H104ZM138 98H140V99H138ZM145 98H146V96H145ZM41 99H42V100H41ZM45 99H46V98H45ZM47 99H50V98L47 97ZM65 99H64V101H66ZM84 99H85V98H84ZM106 99H107V98H106ZM141 99H142V100H141ZM32 100H34V98H33ZM38 100H39V99H38ZM38 100H37V101H38ZM59 100H58V102H59ZM62 100H61V101H62ZM80 100H81V99H80ZM90 100H92V98H90ZM98 100H99V99H98ZM156 100H157V101H156ZM52 101H53V100H52ZM61 101H60V102H61ZM78 101H79V99H78ZM83 101H85V100H83ZM83 101H80V102H81V103H80L81 105H83V103H82ZM86 101H87V103L90 102V101H88L87 99H86ZM100 101H101V105H102V100H101V98H100ZM107 101H108V100H107ZM32 102L35 103V100L32 101ZM32 102H31V103H32ZM45 102H46V101H45ZM68 102H69V101H68ZM71 102H69V103H71ZM75 102H76V101H75ZM103 102H105V101L103 100ZM137 102H138V101H137ZM139 102H138V103H139ZM143 102H145V104H146V100L143 101ZM160 102H161V101H160ZM28 103H30V102H28ZM49 103L52 104V103H51V99L49 100ZM72 103H73V102H72ZM76 103H77V102H76ZM91 103L94 104V103H96V102H94V101L92 102V101H91L89 104H91ZM97 103H99V102H97ZM106 103H107V102H106ZM141 103H142V102H141ZM141 103H139V105L142 106ZM36 104H37V102H36ZM36 104H33L34 107H33L32 105H31V106H32L33 108H35ZM60 104H61V106H62V102H61ZM63 104H64L63 107H64L65 109H66V108L69 109L68 104H67V107H65L66 105H65L64 102H63ZM73 104H74V103H73ZM104 104H105V103H104ZM104 104H103V105H104ZM29 105H30V104H29ZM29 105L27 104V106H29ZM45 105H46V104H45ZM54 105H55V104H54ZM76 105H77V104H76ZM84 105H86V104L84 103ZM95 105H96V104H95ZM98 105H100V104H97V106H98ZM137 105H138V104H137ZM159 105H160V104H159ZM31 106H30V107H31ZM41 106H43V105H41ZM55 106H56V105H55ZM72 106H73V105H72ZM74 106H75V104H74ZM88 106H89V105H88ZM91 106H92V105H91ZM97 106H96V107H97ZM105 106H106V105H105ZM145 106L148 107V105H144V107H145ZM156 106H157V105H156ZM32 107L30 108L31 110H32ZM37 107H38V105H37ZM51 107H52V105H51ZM70 107H71V106H70ZM77 107H78V106H77ZM79 107H80V106H79ZM86 107H87V106H86ZM89 107H90V106H89ZM96 107L94 108V110L96 109ZM153 107H154V106H153ZM153 107H152V108H153ZM20 108H21V107H20ZM28 108H29V107H28ZM43 108L46 109V108H47V105H46L45 107L43 106ZM43 108H42V109H43ZM52 108H53V107H52ZM54 108H55V107H54ZM73 108H74V107H71V108H70V109H72V113H73ZM75 108H76V107H75ZM80 108H81V107H80ZM80 108H79V109H80ZM101 108H103V106H102ZM152 108H148V109L153 110L154 108H153V109H152ZM13 109H14V108H13ZM15 109H16V108H15ZM42 109H41V108H38L39 112H38V110H37V113H39V115H40V110H42ZM50 109H51V108H50ZM50 109L47 108V110H49L50 113H51L52 109H51V110H50ZM57 109H60V108H57ZM70 109H69V110H70ZM81 109H82V108H81ZM35 110H36V109H35ZM43 110H44V109H43ZM43 110H42V111H43ZM54 110L56 111V109H54ZM63 110H64V109H63ZM66 110H67V109H66ZM87 110H88V107H87ZM90 110H91V109H90ZM90 110L88 111V113L90 112ZM96 110H100V109L97 108ZM96 110H95V111H96ZM103 110H104V109H103ZM32 111H33V110H32ZM55 111H54V113H55ZM61 111H62V110H61ZM101 111H102V110H101ZM28 112H29V111H28ZM28 112L26 111L27 114H29ZM35 112H36V111H35ZM35 112H34V113H35ZM56 112H57V111H56ZM58 112H60V111H58ZM63 112H64V111H63ZM97 112H98V111H96V113H97ZM151 112H153V111H151ZM34 113H33V114H34ZM54 113H53V111H52L51 114H54ZM65 113H66V111H65ZM65 113H64V114H65ZM67 113H68V112H67ZM69 113H70V111H69ZM69 113H68V117H69ZM96 113H94V114H96ZM101 113H102V112H101ZM33 114H30V115H33ZM44 114H45V113H44ZM44 114H43V115L41 114L40 116L42 117V116H44ZM47 114H48V111H47ZM60 114L63 115L62 112H60L59 115H60ZM70 114H71V113H70ZM89 114H90V113H89ZM99 114H100V111H99ZM30 115H29V116H30ZM35 115H36V114H35ZM57 115H58V113L56 114V116H57ZM59 115H58V116H59ZM66 115H67V114H66ZM71 115H72V114H71ZM71 115H70V116H71ZM152 115H153V113H152ZM37 116H38V115H36V117H37ZM47 116H48V115L44 116L42 119L39 118V121H37V122H32L33 120L31 121V119L29 120V118L27 119V121H31V122H32L33 124H35V125H33L32 123L29 122L30 125L32 124V127H31L30 130L27 129L28 132H26V136H28V139H27V137H26V139H25L26 143L24 142L23 145H27V146H26L27 149H30V146H32V145H34V146H32V147H35V148H31V149H32V154H30V153L28 154V152L31 151V150L27 151V149H26L27 152L25 153V154H26L25 157L22 156V155L24 154V151H25L24 149L21 150V152H18V154H19V153H23V154L20 155V156H22L26 162H25L24 160H22L23 162H22L21 160H16L17 162H18V161H19V162L21 161V162H20V165H18L19 163H18V164L16 163L18 166H20V168H21L22 166L25 165L22 169L25 170V171H27V172H23V173H22L23 175H26V173H27V174H31V173H32V176H30V175H29V177H28V176H25L26 178H27V177L29 178L27 181H29L30 178H32L35 174H37V176H38L39 174H42V175H39V176L42 177V176L44 175V177H46V176H47L46 174H48V173H49V174H52V175H55V173H56V176H57V177L59 176L58 178H60V175H64V174L66 173V172H65L66 169H67L66 167H68V166H69L70 168L72 167V170H73V169H74V170L76 169L75 173L77 172V173H76V175H77L78 172H80V171H77V169L81 170L78 166H76V165H77V161L79 162V163H78L79 165H80V164H83V163H81V162H83L82 153H81V152H78V151H79V150H78L79 146H76V145H78L77 143H80V142H81V140L84 138V136H85L86 134H87V135L89 134L90 131H89V132H87V130L84 131L85 129H88L89 127L85 128V129H82V130H83L82 132H78V133L76 132V134H74V136H72V134H71V136H72V137H71V136L68 135L67 133H68V131H75V128H74L75 125H74V124H73V127H72V128H74V130L69 128L70 130L67 131V129H65L67 132L64 133L65 130L63 129V130H64V131H63L62 129H60L61 131H63V132H60V130L57 129V128L59 127L58 125H60V124H58V123H60L62 119L65 120L64 116H62V117L60 116L62 119H60V118H57V119H56V121H57L58 119H60V122H58V123H56V121H54L55 123H53V121L48 120L49 118L46 119L45 117H47ZM49 116H53V115H50V114H49ZM85 116H86V113H85ZM90 116L93 117L94 115H93V114H92V115H89V119H90ZM97 116L100 117L99 115H97ZM101 116H102V115H101ZM103 116H104V115H103ZM30 117H31V116H30ZM32 117H33V116H32ZM36 117H35V119H36ZM38 117H39V116H38ZM38 117H37V118H38ZM53 117H54V116H53ZM53 117H51V118H53ZM68 117H67V118H68ZM72 117H73V116H72ZM87 117H88V116H87ZM87 117H86L85 119H87ZM51 118H50V119H51ZM70 118H71V117H70ZM94 118H96V115H95ZM101 118H102V117H101ZM53 119H54V118H53ZM74 119H75V118H74ZM74 119H73V120H74ZM80 119H81V118H80ZM89 119H87V121H88ZM37 120H38V119H37ZM75 120H77V119H75ZM75 120H74V121H75ZM83 120H84V118H83ZM83 120H82V121H83ZM95 120L97 121V118H96ZM95 120H94V123H96ZM100 120H101V119H100ZM102 120H103V119H102ZM131 120H132V119H131ZM34 121H35V120H34ZM58 121H59V120H58ZM65 121H66V120H65ZM65 121H64V122H65ZM80 121H81V120H80ZM90 121H93V120L91 119ZM133 121H134V119H133ZM64 122H63V123H64ZM67 122H68V120H67ZM69 122H70V120H69ZM78 122H79V121H78ZM83 122H85V121H83ZM29 123H28V124H29ZM72 123H73V122H72ZM86 123H87V122H86ZM89 123H90V122H88V124H89ZM97 123H99V122L97 121ZM101 123H102V122H101ZM18 124H19V123H18ZM26 124H27V122H26ZM52 124H56L58 127H55V126L53 127ZM61 124H62V123H61ZM65 124H66V123H64L63 126H64ZM67 124H68V123H67ZM67 124H66V125H67ZM79 124H81V123L79 122ZM90 124H91V123H90ZM68 125H69V127L72 126V124H68ZM76 125H77V124H76ZM81 125H84V126H85L84 123L81 124ZM100 125H101V124H100ZM153 125H154V124H153ZM161 125H163V124H160V126H161ZM167 125H168V124H167ZM204 125H205V124H203V126H204ZM206 125H207V124H206ZM206 125H205V126H206ZM208 125H210V124H208ZM208 125L206 126V128H205V127L203 128V126L200 125V129L202 130L203 134H201V136H200V134H198L199 137H198L197 139H199L200 137L203 138V137L206 136V135L208 136V134H209V136L211 135L212 138H214V134H213V133H210L209 131H212V132H213L214 130H215V131H218L219 128L217 129V128L215 127V128H216V129H215V128H214V125H212L213 127L210 125L211 128H214V130H213V129L211 130L210 126H209L210 130H209ZM26 126H27V125H26ZM84 126H83V127H84ZM88 126H89V125H88ZM128 126H129V124H128ZM133 126H134V125H133ZM133 126H132V127H133ZM138 126H140V124H139ZM156 126H157V125H156ZM52 127L54 128V130H55V129L58 130V131H57V130L55 131V133L58 132V135H59V136L55 134V135L58 136V137H55V135H54V136L51 135V134H52L51 130L54 131ZM61 127H62V125H61ZM76 127H77V126H76ZM130 127H131V126H130ZM136 127H137V125H136ZM201 127H202V128H201ZM27 128H28V127H27ZM29 128H30V126H29ZM64 128H67V126H66V127L64 126ZM78 128H80V127L78 126ZM207 128H208V129H207ZM97 129H98V126H97ZM135 129H136V128H134V130H135ZM138 129H139V128H138ZM203 129H205V131H204ZM235 129H236V128H235ZM78 130H79V129H78ZM89 130H92V129H89ZM94 130H95V129H94ZM99 130H100V129H99ZM99 130H98V131H99ZM132 130H133V129H132ZM134 130L131 131V133H132V132L134 133ZM193 130L195 131V129H193ZM25 131H26V130H25ZM25 131H24V132H25ZM76 131H77V130H76ZM139 131H140V130H139ZM194 131L190 132V134H192V138H190V139H191V141H192V140H193V141L191 142L190 139L188 138V139H189V141H188L189 143H193V142L195 141L194 139H196V138L193 137V134H197V132L199 131V129H198V131L196 130V132L193 133ZM215 131H214V132H215ZM202 132H201V133H202ZM204 132L206 133V135H204V134H205ZM207 132H209V133L207 134ZM220 132H221V130L219 129L218 136L221 135V136H219L220 138H218V137H217V133H215V134H216L215 139H211V140H215V141H218V142L221 141V140H222L221 137H222V133H223V132H222V133H220ZM69 133H70V132H69ZM72 133H74V132H72ZM93 133H94V131H93ZM98 133H99V132H98ZM136 133H137V131H136ZM140 133H142V132H139V134H140ZM198 133H199V132H198ZM13 134H14V133H13ZM24 134H25V133H24ZM53 134H54V133H53ZM60 134H61V135H60ZM90 134H91V133H90ZM5 135H6V134H5ZM9 135H10V134H9ZM19 135H20V134H18V136H19ZM91 135H93V134H91ZM91 135H90V136H91ZM134 135H135V134H134ZM136 135H137V134H136ZM140 135H141V134H140ZM187 135H188V133H187ZM187 135H186L185 137H187ZM198 135H197V136H198ZM202 135H203V137H202ZM7 136H8V134H7ZM16 136H17V135H16ZM24 136H25V135H24ZM194 136H196V135H194ZM207 136H206L207 140H210V139H208L209 136H208V137H207ZM211 136H210L209 138H211ZM1 137L4 138V136H1ZM12 137L15 138L14 135H12ZM19 137H20V136H19ZM19 137H18V138H19ZM88 137H89V135H88ZM131 137H132V136L130 135V140H131ZM133 137H134V136H133ZM188 137H189V135H188ZM5 138L7 139V137H5ZM8 138H9V136H8ZM10 138H11V137H10ZM18 138H17V139H18ZM72 138H73V140H72ZM139 138H140V136H139ZM139 138H138V136L136 137V139H139ZM193 138H194V139H193ZM206 138L204 137L203 139L206 140ZM226 138H227V136H226ZM84 139H86V138H84ZM84 139H83V142H84ZM89 139H90V138H89ZM133 139H134V138H133ZM133 139H132V141H133ZM136 139L132 142V144H133V143L135 144V143H136L135 141H138V140H136ZM185 139H187V138H185ZM203 139H202V141H204ZM216 139H218V140H216ZM219 139H220V140H219ZM2 140H3V139H2ZM28 140H29V142H28ZM69 140H70V141L72 140L73 142H69ZM78 140H80V142H79ZM207 140H206V141H207ZM211 140L209 141V143L206 142V141H204V143H205V142H206V143L204 144V143L202 142V144H204V146H205L206 148H209V146H206V144H207V145H208V144L211 145L210 142H212V143L215 142V141H211ZM19 141H20V140H19ZM77 141H78V142H77ZM88 141H89V140H88ZM127 141H128V140H127ZM127 141H126V144H127ZM186 141H187V140H186ZM199 141H200V139H199ZM199 141L196 140V141H195V144H197ZM226 141H227V140H226ZM226 141H225V143H227ZM228 141H229V140H228ZM230 141H231V140H230ZM92 142H93V141H92ZM139 142H140V141H139ZM139 142L137 143L138 145L140 144ZM75 143H76V144H75ZM154 143H155V142H154ZM154 143H149V144H153V145H151L152 147L150 146L151 148L154 147ZM161 143H162V142H161ZM163 143H164V142H163ZM163 143H162V145L165 146V143H164V144H163ZM199 143H201V141H200ZM199 143H198L197 145H199ZM223 143H224V142H223ZM19 144H20V143H19ZM28 144H31V145L29 146ZM87 144H88V143H87ZM90 144H91V143H89V145H90ZM128 144H129V142H128ZM128 144H127V145H128ZM130 144H131V143H130ZM130 144H129V145H130ZM134 144H133V145H134ZM137 144H135V145H137ZM147 144H148V143H147ZM149 144H148V145H149ZM156 144H157V143H156ZM79 145H80V144H79ZM81 145L84 146V144H81ZM91 145H92V144H91ZM124 145H125V144H124ZM124 145H123V146H124ZM129 145H128V146L125 145V146L128 147L129 150L131 151L132 147L134 148L135 145H134V146H133V145H132V146L130 145V146H131V149H130V146H129ZM142 145H143V144H142ZM200 145H201V144H200ZM85 146H86V144H85ZM92 146H93V145H92ZM92 146H91V147H92ZM159 146H160V145H159ZM26 147H24V148H26ZM137 147H140V145L137 146ZM144 147H145V146H144ZM147 147H148V146H147ZM147 147H146V148H147ZM155 147L157 148L158 146L156 145ZM201 147H202V146H201ZM205 147H203V149H204ZM80 148H81V146H80ZM80 148H79V149H80ZM88 148H89V147H87V148L85 147V149H84V147H83V149H84L86 152H87L86 149H88ZM96 148H97V147H96ZM141 148H142V149H145V148H143V146H142ZM141 148H140V149H141ZM161 148H163V147H161ZM168 148H169V146H168L166 149H165V147H164V148L162 149V154H163V150H165V151L167 150L166 152H164V154H165L166 156H167V155L170 156V154L167 153V152L170 151L171 149L173 150L174 148H171V147H170L169 149H168ZM206 148H205V150H206ZM217 148H218V147H217ZM217 148H215V150H216ZM33 149H34V150H33ZM89 149H90V148H89ZM92 149H93V148H92ZM92 149H90V150H92ZM134 149H135V151H133ZM134 149L132 150L133 152H136V149H137V151H138V148H136V146H135ZM157 149L159 150L160 148L158 147ZM77 150H78V151H77ZM129 150H128V152H129ZM158 150H157V151L155 150V153H156V152H157V154L160 153V150H161V149L159 150V152H158ZM199 150H201V149H199ZM215 150L213 149L212 151L214 152ZM22 151H23V152H22ZM81 151H82V150H81ZM88 151H89V150H88ZM93 151H94V150H93ZM124 151H125V150H124ZM139 151H142V150H139ZM173 151H174V150H173ZM207 151H208V149H207ZM212 151L209 149V152H212ZM77 152H78V153H81V154H78ZM89 152H90V151H89ZM142 152H143V151H142ZM153 152H154V148H153V151H152V149H149V153L153 154ZM218 152H221L220 148H219V151H218ZM218 152H217V153H213L212 155H213L214 157L219 158L220 156H217V155L219 154ZM49 153H50V154L52 153V154H51L52 156H54V154H58V156L60 155V157L55 156V157H56V165H57L58 162H60V160H61V163H59V164L57 165L58 167L54 168V167L56 166L55 164H53V163H55V161H54L53 163L51 162V163L53 164V166L55 165L54 167L52 166L54 169H53L52 167H49V165L51 166V163H50V164H47V165H43V164H45V161H46V160H47V162H48V158L50 157V154H49ZM53 153H54V154H53ZM126 153H127V152H126ZM139 153H141V152H138V154H139ZM143 153H146L145 156H144V155H143V156H144L145 158H147V159H148L149 157H151V158L153 157V159H156V158L154 157L155 155H154V156H150V154H149V156H147V155H148L147 151H145V152H143ZM171 153H172V151H171ZM205 153L208 154V152H206V151L204 152V154H205ZM83 154L85 155V153H83ZM122 154H123V153H122ZM128 154H131V153H128ZM132 154H135V153H132ZM157 154H156V155H157ZM162 154L160 153V157H161ZM164 154H163V155H164ZM172 154H173V153H172ZM210 154H211V153H209V155H210ZM47 155H48L49 157H47ZM78 155L81 157L80 160H78V158H79ZM92 155H93V154H92ZM92 155H90V156H92ZM119 155H120V154H119ZM212 155H210V156H212ZM95 156H96V155H95ZM95 156H94V157H95ZM115 156H117V155L115 154ZM121 156H122V155H121ZM121 156H120V157H121ZM132 156H133V155H131V157H132ZM134 156H139V155H136V154H135ZM141 156H142V153H141ZM213 156H212L211 158H213ZM18 157H19V156H18ZM43 157H45L46 160H45V159H42L43 161H41V158H43ZM46 157H47V158H46ZM55 157H53V159H54ZM96 157H97V156H96ZM117 157H118V156H117ZM117 157H116L115 160H117ZM125 157H128V156H125ZM131 157H130V158H131ZM156 157L159 158V155H157ZM164 157H165V156L162 157L163 160L166 158V157H165V158H164ZM171 157H173V156H171ZM206 157H207V156H206ZM58 158H59V160H58ZM90 158H91V157H90ZM92 158H93V157H92ZM118 158H119V157H118ZM122 158H123V157H122ZM132 158H134V157H132ZM138 158H139V157H138ZM138 158H137V159H138ZM140 158H143V157H140ZM208 158L211 159L210 157H207V160H209ZM16 159H17V158H16ZM19 159H21V157H20ZM123 159H124V158H123ZM123 159H122V160H123ZM147 159L145 160V163L147 162ZM160 159H161V158H160ZM160 159H159V160H160ZM166 159H167V158H166ZM172 159H173V158H172ZM44 160H45V161H44ZM49 160H50V159H49ZM54 160H55V159H54ZM81 160H82V161H81ZM115 160H114V161H115ZM127 160H128V158H127ZM133 160L136 161V158L133 159ZM149 160H150V159H149ZM151 160H152V159H151ZM159 160L156 159L155 161H159ZM169 160H170V159L166 160V161L168 162V164H167V165H168V166H167L168 168H170L169 165H171L172 162H173V160H170L171 163H169V162H170ZM175 160H176V159H175ZM191 160H192V162L188 161V162L191 163V165L188 164V163H187V164L191 167L192 164L194 163V165H195V164H196V165H195V166H192V167H193V168L195 167V168H194L195 170H196V168L198 169V167H196V166L198 165V164L196 163V160L194 161V160H193V157H191ZM13 161H15V159H13ZM13 161L10 160V162H13ZM38 161H40V162H42V163H40V162H38ZM51 161H52V160H51ZM80 161H81V162H80ZM85 161H86V160H85ZM85 161H84V162H85ZM91 161H92V164H93L94 159H93V160H90V162H91ZM137 161H138V160H137ZM141 161H142V160H141ZM155 161H154V162H155ZM43 162H44V163H43ZM49 162H50V161H49ZM49 162H48V163H49ZM111 162H113V160H112ZM111 162H110V163H111ZM121 162H122V161H121ZM152 162H153V161H152ZM167 162H165V164H166ZM205 162H206V161H205ZM22 163H23V164H22ZM24 163H25V164H24ZM85 163H86V162H85ZM85 163H84V164H85ZM87 163H89V162H87ZM118 163H119V162H118ZM136 163H137V162H136ZM149 163H150V162H149ZM155 163H157V162H155ZM159 163H160V162H159ZM162 163H163V161H162ZM162 163H161V164H162ZM179 163H180V162H179ZM14 164H15V163H14ZM21 164H22V166H21ZM39 164H40V165H39ZM84 164H83V165H84ZM89 164L91 165V163H89ZM139 164H140V162H139ZM174 164H175V163H174ZM174 164H172V166H173ZM177 164H178V163H177ZM183 164H184V163H183ZM183 164H182V165H183ZM187 164H186V165H187ZM146 165H147V166H146ZM146 165H143V167H144V166L148 167V168L146 169L147 171L145 170V167H144V169L141 170L142 174H141V172H140L141 177H139V180H138V179L136 180V183H137L136 185H139V186L137 187L138 190L144 189L143 186H145V190H146V189H150V190H148V192H145L144 190H142V191H144V192H143L144 194L146 193V197L144 196V198H146V199H147V197H148V196H147V193H149V191H150V192H151V191L153 192V194H151L152 192L150 193L151 196L149 195L150 197H148V199H147L148 202L146 201V199H144V200H145V204H146V202H147L148 205H149V206H148V208H149V209H148V213H150V212H149V210H150V211H151V214L153 213V216H151V214L148 215L147 210H146V209H147V207H146L147 205L145 206L144 204H142V206H144V207L146 208V209L144 208V209H145L144 212H146V214L149 216V217H148V216L146 215L144 219H146V217H148V218H150V220H151V217H152V219L155 217V219H154L155 221H154V220H151V223H150V221L147 222L149 219H146L145 221H143L144 219L142 220V218H143V216H144L145 213L143 212V214L140 215V213H142V209L140 210V209H137V208H136V209H134V210H138V211H139V215H140V216H139V215L137 214V216L140 218V219H137V216H136V213H138L137 211L135 212V211L133 210L132 213H129L130 209H131V211H132V208H134V207H132V208H128V207H127V208L129 209V210L127 209V210H128V214L132 215V214L135 212V213H134L135 215H134V216L132 215V217H135V216H136V217H135L136 219H135V218H134V219H131L132 217H131L130 215H128V216H127V215H124V217H129V216H130L131 218H129V219L131 220V222H132V221H135V222H132V223L130 222V224H129V221H130V220H126V219H128V218H126V219L124 218V220H126V222L129 224V226H128L129 228L126 226V225H128V224L125 222L126 234L123 233V234H125V236L123 237V234L119 232V233L121 234V236H119V237H122L123 239H121V238H120V239H121V240H124V242L126 241V239L128 238V236L131 237V240H132L131 243H130V238H128L129 241H126L127 243L129 242L130 244H132L131 246H130V244L128 243V245L126 244L127 247L124 248V247L126 246L125 243H123V241H122V243H121L119 240L116 241V242H117V243H115L116 245L113 244L114 242H112V241H115V240H116V239H115L116 237H114L115 240H113V239L111 240V237L109 236L111 233H113V232H111V233H109V234H104V235H107L108 237H106V236H104V235H103V236L106 237V238H110V241H111L110 244H111V245L108 244V246H109V245H110V246L113 245L112 248L117 249V250H114V249H112L110 246H109L110 248L107 246V247H105V248H106V249L109 248V249H108V250H104L105 248L103 247V248H104V249H103L104 252L102 251V248H101V247H102L103 245H104V246L107 245V242H106L105 244H104V243L102 244V242H103L102 240H103V239H102V238H101L102 240L100 239L101 234L104 233V231L101 230V231H102V233H101V231H100L99 229L97 230V228H99V227H101V226L96 225V227L98 226V227L96 228V227L93 225V223H91V218H90V216H89V213H90V211H93L94 209L88 211V209L90 208V206H89V205H86V203L84 202L85 199L87 200V198H90V197H87L88 192H87V194H84V192H86V191H85L84 189H82L83 187H82V188L78 187L79 190H82L81 193L84 195V198H83V195H81L80 191L78 192V194H76V193H77L76 191H78V190H77V185H76V183H75V185H73V186H76V190H75V192H74V190H73L74 188H73V186H72V184L74 183V182L72 183V180H73V179L70 180V182L68 181L69 178H70V176L72 177V175H71L72 173H73V176H76V175L74 174V172H73L70 168H69L70 170L67 169V170H68V174H69L70 176H69L67 173H66V176H65V177L62 176V178L64 177V180H67V179H65V178H66L67 176H69V177H67V178H68V180H67L68 182H67V183H68V184H69V183H72V184L70 185V187L68 186V184H67L66 182H65L66 185H65V184L61 185V183L58 182V184H59V186H58L56 180H55V182H53V181L51 182V181H50L52 184H53V183H56V184L54 185V186H55V187H54L55 189L52 188L53 190H51V189H48V187H47V188H45V190H44V188H42V190L44 191V194H42V193L40 194L38 191H36V194L40 196L39 198H43V197H44L43 199H45V200L48 199V198L51 199V197H52L53 199H54V198H55V199H58V198H59L58 200H60V202H58L57 200H55V201L52 200V199H51V200L54 201V203H55V202H57V203H61L60 205H63L62 203L64 202V203H66V204H69V206L71 205V203H73V202L75 203L76 200H77V201H80V200L83 198V200L80 201V202L83 201V202H82L83 204H80V206L82 205V207H83V206H84V203H85V206L88 208V209H87V208L85 207V208L87 209V210H86L87 212H86V211H84V213L82 212L83 215L81 214V212H79L80 214L77 213L78 215L76 214V217H74V215H73L74 218L72 217L73 219L71 218V220L66 219V218H62V219H61V218H59V217H58L59 219H56V220H55V218H53V219L51 218V219H52V220H51L50 217H52V216H51V214H50V217H49V216L47 217L50 221H48V222L46 223V221L48 220L47 218H46V221H44L46 224L42 221V223H44V225H46V226H45V227H46V230L49 232V230H50L51 228H52V229L55 228L54 230L51 229L52 231L50 230V234H51V232L53 233V232H55V231H58V233H61V231H63V233L60 234L61 236H65V235H64V234H65L64 231L67 232V235H68L69 233H70V234L72 233V235L69 234V236H71L70 239H71V238H74V237L76 236L75 234H79V235L81 234V236H83V235L86 236V235H87L86 237L89 238V239H87V238H85V237L83 236V238L86 239V241H87L88 243H90V244H87V245H92V244L95 245V243H94L95 241L93 240V241L91 242V239H92V238H95L94 235H95L96 233H98V234H97L98 237H96V238L100 239L99 242L102 244V246L99 245L100 243H97V242H96V243L98 244V245H97V244H96V245H97V246H101V247H100L101 249H100V248L98 249V248L96 247V245H95V247H96L97 250H100V251H99L100 255H102V256L104 255V257H103L102 259H100L99 257H101V256H100V255L98 256V253H96L97 256H95V257L98 258V259H92V258H95V257H93V255H92V258L89 257V255H91V253L94 254V255H96L95 252H94V251H96V250H95V248H94V245H92L91 248H94V250H92V249L90 248V249H91L90 251H92V252L89 251V252L86 253L87 256L89 257V260H86V259L88 258L86 255H84V256H86V258H83V261H80L79 258H76V259L74 258V260H78V259H79V261L81 262V263H80V262L78 261L79 263L77 262V264H122V263L125 264V263L127 262L126 259H128V258L130 259V258H132V256L135 257V258H137V255H139L138 258H137L138 260H136V259L134 260V259L132 258V259H130V261L128 260L127 264H178L179 261H180L181 259H182L183 262H184V263H183V262L181 261V262H182L181 264H199L200 261H201L203 258H204L203 260H205V258H206L205 256H208V255H210V254H211V255L209 256V258L212 260V261H211V262H213L212 264H234L235 262L238 263L237 261H235V259L238 258V257L235 258V257H236L235 254H236V255H238V254H237L236 251H234V250L237 249V246H235L236 244L234 243V242H237V241H235L236 239L234 240V242H230V241H229V240H231L230 238H228V239H229V240H228V239H226L227 237L223 236V237H224L223 239H226V240H228V241H227V242H225L226 240L223 241V244H224V242H225V244H224L225 247H224V245H223V247H224L225 249H224V248L222 249V246H221L222 244H221V245H220V248H219V249L221 250V251H220L219 249L217 250V248H215L216 246L219 247V245L215 244L216 241L214 242V244L216 245L215 247L212 246L213 244L210 245V243H209V246H211V247H209V246L207 245V243H205V244H206L208 247H206V245H205V247H204V246H203V243H202V245H201V242H200V239H201L202 236L199 237V238H197L195 234H194L195 236L192 237L193 234H191V233L186 232L187 234H189V235H187V234L184 232V233H185V236H183V233H181L182 230H180V227H183V226L185 227V228H183V231H185L186 229H187V230L190 229L191 232H192L193 230H196V232L199 231L200 228L197 229V228L194 227L192 224H194V223L196 222L195 224H197V226H198V223H197L198 221H199L200 223H202V224L204 223V220H202V218H203V213H204V210H205L206 208H208V207L205 206L206 204H205L204 202H205V199L208 198L207 195H211V194H209V192H208V191L210 190V189H209L210 187L208 188V187H206V185L204 186V184H205L204 181H200V180H199L200 182L204 183V184H202V183L200 184V183H199L200 186H199L198 181H197L196 184H197L199 187H201V188H195V189H194V187H195L194 184H195L196 181H194V184H193V182H189V183H188L189 185H188V184H187V185H186V184H183V183H185V182L188 181V180H190V181L193 180V179L189 178V176H191V174L195 173V171L193 170V168H192V169H189L190 167L188 168V165L186 166V165L184 164L183 166H186L187 168H185V167H184L185 169H184L183 167H182V168L184 169V171H185L186 169H188V170H186L185 172H183V171H182V168H181V170H177V169H178V167H177V168H176V171L174 172V170H175V169H174L173 171H171L170 175H167V173H166L167 171H164L165 174H163L162 172H160V173L158 174V171H157L158 169H157V170L154 169V171H157V172H156L157 175H156L155 172H152V168H150V167H152V166H150L151 164H149V166H148V162H147ZM153 165H154V164H153ZM182 165H181V166H182ZM199 165H201V164H199ZM41 166H42V167H41ZM45 166H46V167L48 166V168H45ZM80 166H82V165H80ZM85 166H87V165H85ZM85 166H84V168H88V166H87V167H85ZM138 166H139V165H138ZM158 166H159V165L157 164V167H158ZM176 166H177V165H176ZM176 166L174 165V167H176ZM10 167H12V166H10ZM40 167H41V168H40ZM76 167H77V168H76ZM89 167H90V166H89ZM109 167H110V165H108V168H109ZM139 167H140V166H139ZM139 167H138V168H139ZM143 167H141V168H143ZM164 167H165V168H164ZM164 167H163V168L166 169V166H165V165H164ZM179 167H180V165H179ZM18 168H19V167H18ZM18 168H17V169H18ZM24 168H25V169H24ZM26 168H27V170H26ZM49 168H50V169L52 168V170H50ZM65 168H66V169H65ZM112 168H113V166H112ZM141 168H140V169H141ZM149 168H150V169H149ZM171 168H172V167H171ZM11 169H12V168H11ZM13 169H14V168H13ZM22 169H21V170H22ZM46 169H47V170H46ZM58 169H62V170L64 169L65 171H64V172L61 171V170L59 171ZM82 169H83V167H82ZM106 169H107V168H106ZM164 169H163V170H164ZM172 169H173V168H172ZM179 169H180V168H179ZM14 170H15V169H14ZM21 170H19V171H21ZM23 170H22V171H23ZM48 170H50V171H48ZM89 170L92 171V170H91V167H90ZM89 170H88V171H89ZM108 170H111V168L108 169ZM166 170H168V169H166ZM15 171L18 172V173H17V176H19V173L21 174V172H19L18 170H15ZM15 171H14V172H15ZM47 171H48V172H47ZM69 171H70V172H69ZM71 171H72V173H71ZM84 171H85V170H84ZM90 171H89V173H90ZM137 171H138V170H137ZM169 171H170V169L168 170V172H169ZM187 171H188V173H187ZM190 171H192L193 173H192V172L190 173ZM28 172H29V173H28ZM46 172H47V173H46ZM57 172H58V173H57ZM59 172H61V173H59ZM82 172H83V171H82ZM85 172H86V171H85ZM106 172H107V171H106ZM146 172H147V173H146ZM148 172H150V173H148ZM151 172H152V173H151ZM181 172H183V173H184V176L188 178V180H187V178H186V181H185V182H184V180H185L184 178H185V177H183V175H182L183 173H181ZM24 173H25V174H24ZM53 173H54V174H53ZM63 173H64V174H63ZM86 173H87V172H86ZM89 173H87V174H89ZM138 173H139V172H138ZM153 173H154V174H153ZM172 173H174V175H175V174H176V175L174 176ZM185 173L187 174V176H186ZM49 174H48V175H49ZM57 174H59V175H57ZM161 174H162V175H161ZM188 174H189V175H188ZM23 175H22V176H23ZM45 175H46V176H45ZM52 175H51V176H52ZM80 175H81V174H80ZM80 175H79V176H80ZM83 175H84V174H83ZM85 175H86V174H85ZM90 175H91V174H90ZM164 175H165V176H164ZM214 175H215V174H214ZM214 175L212 174V176H214ZM56 176H54V177L56 178ZM139 176H140V175H139ZM176 176H177V177H176ZM212 176H211V177L209 176L210 178H209V177H206V176H205V177L208 178V179H211V178H213ZM215 176H216V175H215ZM215 176H214V177H215ZM20 177H21V176H20ZM20 177H19V179H21ZM25 177H22V179H23V178L25 179ZM35 177H36V176H35ZM49 177H50V176H49ZM49 177H48V178H49ZM52 177H53V176H52ZM54 177H53V178H54ZM86 177H87V176H86ZM86 177L84 176V179H85ZM194 177H195V176H194ZM205 177H204V178H205ZM72 178H73V177H72ZM78 178H79V177L77 176L76 179H78ZM89 178H91V177L89 176ZM22 179H21V180H18V181H22ZM37 179H39V178H37ZM80 179H81V178H80ZM80 179H79V181H80ZM95 179H96V178H95ZM140 179H141V180H140ZM178 179H179V180H178ZM183 179H184V180H183ZM35 180H36V179L34 178V180H32V182H35ZM39 180H41V179H39ZM39 180H37V181H39ZM45 180H46V179H44L43 181L45 182ZM48 180H49V179H48ZM50 180H51V179H50ZM52 180H54V179H52ZM64 180H63V183H64ZM74 180H75V178H74ZM82 180H83V179H82ZM82 180H81V181H82ZM86 180L89 181L87 178H86ZM86 180H85V185L87 186V181H86ZM90 180H91V179H90ZM181 180H182V182H181ZM79 181H77V182H79ZM94 181H95V180H94ZM137 181H138V182H137ZM23 182H24V180H23ZM23 182H22V184H23ZM25 182H26V180H25ZM25 182H24V183H25ZM40 182H41V181H40ZM44 182H43V183H44ZM48 182H49V181H48ZM83 182H84V181H83ZM96 182H97V180H96ZM179 182L182 183V184H180V185H182V186L184 185V187H185V189H184V187H183V189H184L183 191H182V189L180 190ZM29 183L31 184V182H29ZM46 183H47V181H46ZM91 183H92V182H91ZM91 183H89V184L91 185ZM138 183H139V184H138ZM186 183H187V182H186ZM190 183H191V185H190ZM79 184H80V183H79ZM79 184H78V185H79ZM82 184H84V183H82ZM89 184H88V185H89ZM192 184H193V185H192ZM28 185H29V184H27V186H28ZM34 185H35V184H34ZM39 185L42 186V183H40ZM43 185H45V184H43ZM56 185H57L58 187H56ZM64 185H65V186H64ZM93 185H94L93 187H95V183H93ZM96 185H97V183H96ZM140 185H143L142 188L140 187ZM185 185H186V186H185ZM41 186H40V187H41ZM46 186H49V185L47 184ZM46 186H43V187H46ZM71 186H72V187H71ZM79 186H81V185H79ZM91 186H92V185H91ZM177 186H178V189L176 190V187H177ZM182 186H181V188H182ZM187 186H188V187L191 186V188L189 187V189H190V190L192 189L191 192H189V193H188V191H190V190L187 188ZM193 186H194V187H193ZM198 186H197V187H198ZM23 187H24V184H23ZM25 187H26V184H25ZM29 187H31V185H30ZM40 187H39V188H40ZM50 187H52L51 184H50ZM139 187H140V188H139ZM192 187H193V188H192ZM202 187H203V188H202ZM31 188H32V187H31ZM31 188H27V189H31ZM84 188H87V187L84 186ZM88 188H89V187H88ZM88 188H87V189H88ZM207 188H208V189H207ZM24 189H25V188H24ZM34 189L37 190V184H36V188H35V186H34L33 190H34ZM90 189H91V187H90ZM187 189H188V190H187ZM193 189H194V190H193ZM197 189H199V190H197ZM200 189H201V190H200ZM33 190H32V191H33ZM42 190L40 189V191H42ZM46 190H47V191H46ZM48 190H49V191H48ZM50 190H51V191H50ZM185 190H187V192H185ZM195 190H197V191H199V192L201 191V192L199 193V192H197V191H195ZM211 190H214V189H211ZM43 191H42V192H43ZM83 191H84V192H83ZM89 191H91V190H89ZM146 191H147V190H146ZM180 191H181V192H180ZM192 191H193L194 193H193ZM202 191H203V193H202ZM25 192H27V190H26ZM37 192H38V193H37ZM184 192H185V193H184ZM195 192H196V193H195ZM204 192H205V193H208V194H205ZM210 192H211V191H210ZM22 193L24 194V191H23ZM181 193H182V194H185V196H184V195H181ZM186 193H188L189 195H192V194H190V193H193V194H196V195H197V196H196V195H192V196H191V200H192L193 196H194V198H195V197H198V198H196V200H192L193 202H196V201L199 202V203H196V204H198V206H196V208L198 209L196 212L192 211L193 209H191V208H193V207L195 208V205H193V204H195V203H193V202L189 199L190 197L187 196L188 194H186ZM197 193H199V194H197ZM212 193H213V192H212ZM27 194H28V193H27ZM30 194H31V197H34V198H31V197L29 198L30 195H28V196H27V195H24V196H27V197H28V198H27V197H24V200H26L25 198H27V199H31L30 201L28 200L29 203H32V202H31L32 200H35V203H36L37 200H38L39 198H38V196H34V195H33V194H35V191H34L33 194H32V192H31ZM36 194H35V195H36ZM79 194L81 195V197H80ZM178 194L181 195L183 198H185L186 196H187V198H188V197H189V198H188V199H187V198L183 199V198H181V196L179 197ZM201 194H203V195H201ZM204 194H205V195H204ZM32 195H33V196H32ZM85 195H86V196H85ZM88 195H89V194H88ZM199 196H201V198H200L201 200H199ZM202 196H203V197L206 196V197L203 199ZM211 196H213V194H212ZM211 196H209V197H211ZM45 197H48V198H45ZM86 197H87V198H86ZM214 197H215V198L217 197V196L215 195V192H214ZM36 198H37V199H36ZM79 198H81V199H79ZM91 198H92V201H90V202H93V203H94L96 200H98V199L95 198L96 200L93 201L94 198H93V197H91ZM180 198L183 199V201H182ZM22 199H23V197H22ZM43 199H42V200H43ZM50 199H48V200H50ZM210 199H211V201H210ZM210 199H209V201H208V199L206 200V201H207V205H208V203L210 204V202H211V204H214V203H215L214 201H216V199L214 200L213 197L210 198ZM51 200H50V201H51ZM90 200H91V199H90ZM162 200L165 201V205H164L163 203H161ZM186 200H187V201L190 200V201H188V204H185V203L187 202ZM198 200H199V201H198ZM213 200H214V201H213ZM38 201H40L39 203L41 204V202H42L41 199H39ZM50 201H47V203L50 202ZM168 201H171V203H172V204H171V205H172L171 207H173L172 209H171V207H169V205L167 204ZM180 201H181L182 204H183V202L185 201V203H184L185 206H184V205H183L184 207L182 206L183 208L181 207ZM201 201H202V202H201ZM203 201H204V202H203ZM45 202H46V201H45ZM45 202H44V200H43V202H42L43 204H41V205H43V206H44V205H49V203L46 204ZM80 202H79V203H80ZM90 202H89V200H88V201H87V204H88V203L90 204ZM96 202H97V201H96ZM189 202H191L192 204L189 203ZM200 202L204 204L205 209H204V206H203L202 204H200ZM213 202H214V203H213ZM23 203H24V205L26 206L25 208H27V207H28V206L26 205L27 203H26V204H25V202H23ZM35 203L33 202L32 204H35ZM39 203H38V204H39ZM44 203H45V204H44ZM50 203H51V202H50ZM54 203H53V205H55ZM57 203H56V205H58ZM79 203H78V204H79ZM36 204H37V203H36ZM36 204H35V205H36ZM76 204H77V203H76ZM160 204L163 205V207H164V208H163L164 210H162V212H163V211L165 212V209H166V210L168 209V210H167L168 212H167V211L165 212V215L168 214V216H167L166 219H165L166 216L164 217V215H161V217L163 216V217H162L163 219H162V218L160 217L161 212H160V211H157V209L159 210V207H158V208H156V207L159 206ZM169 204H170V203H169ZM211 204H210V205H211ZM28 205H29V204H28ZM41 205H38V207L41 206ZM90 205H91L92 208H94V206H92V205H93L92 203H91ZM94 205H96V207H97L99 204L97 205L96 203H94ZM187 205H188V206L191 205V207L189 206V207H190V208H189ZM200 205H202V206H200ZM210 205H209V206H210ZM29 206H32V205H29ZM33 206H34V205H33ZM51 206H52V205H51ZM64 206H65V205H64ZM67 206H68V205H67ZM80 206H79V207H80ZM165 206H168V207L165 208ZM186 206H187V207H186ZM199 206H200V208L203 207V209H202V210H199ZM18 207H19V204H18ZM20 207H22V206L20 205ZM35 207L37 208V205L34 206L33 209H31V207H30V209L33 210V212H34V211L36 212V210H35L36 208H35ZM53 207H54V206H53ZM61 207H62V206H61ZM72 207H74V205H73ZM79 207H78V208H79ZM82 207H81V208H82ZM96 207H95V208H96ZM154 207H155L156 210H154V212H153ZM185 207L187 208L188 211L185 209ZM22 208H23V207H22ZM34 208H35V209H34ZM42 208H43V207H42ZM44 208H45V207H44ZM46 208H47V207H46ZM49 208H50V210H52V207H49ZM49 208H48V209H49ZM76 208H77V207L75 206V209H76ZM81 208H80V209H81ZM83 208H84V207H83ZM85 208H84L83 210H85ZM92 208H90V209H92ZM196 208H195V209H196ZM28 209H29V207H28ZM40 209H41V208L39 207V208H38V212H39ZM48 209H47V210H48ZM54 209H55V208H54ZM56 209H59V208L57 207ZM66 209H67V208H66ZM66 209H65V212L68 211L69 208H68L67 210H66ZM70 209H71V208H70ZM75 209H74V210H75ZM120 209L125 210L126 208H125V209H124V208H120ZM161 209H162V206H160V210H161ZM170 209H171V212H172V213H169V212H170ZM183 209H185V210L182 211ZM24 210H25V209H24ZM31 210H30V211H31ZM42 210H43V209H41V211H42ZM47 210H46V211H47ZM59 210H61V209H59ZM59 210H55V212H58ZM62 210H63V208H62ZM78 210H79V209H78ZM78 210H77V211H78ZM81 210H82V209H81ZM81 210H80V211H81ZM173 210H174V211H173ZM190 210H191V213H192V212L194 213L192 219L194 220L195 216H196V219H198V218H199V219H198V221H197V220H194V221L192 220V224H190V222L188 223V224L191 225L192 228H189V227H188L189 225H188V224H185V225H187V228H186V226L183 225V222L185 221V218H186L185 216L188 214V215H187V218L189 217V218H188V221H191V219H190L191 216H189V215H191V214H190V213L185 214V212H190ZM30 211H29V212H30ZM43 211H44V210H43ZM46 211H45V212H46ZM48 211H49V210H48ZM53 211H54V210H53ZM71 211H72V210H71ZM71 211H70V213L67 212L66 215H67L68 213H69V214H73V213L75 214L74 211H72L73 213H71ZM77 211H76V212H77ZM117 211H118V210H117ZM117 211H116V212H117ZM125 211H126V210H125ZM125 211H124V212H125ZM155 211L160 212L159 216L157 215L158 217H160V219H158V217L154 216V213H157V212H155ZM181 211L184 212V213H182ZM201 211H202V212H201ZM24 212H25V214H26L27 217H29V215H30L32 218H35L34 220H36L37 218H39V217H36V216L38 215V212H36V216L34 215L35 217L32 216V215H33V214H32L33 212H31V213L28 214L27 209H26V211H24ZM26 212H27V213H26ZM49 212H50V211H49ZM88 212H89V213H88ZM119 212H120V210H119ZM164 212H163V213H164ZM200 212H201L202 214H200ZM205 212H206V210H205ZM42 213L44 214V212H42ZM42 213L40 212V214H41L40 217L42 216ZM53 213H54V212H53ZM59 213H60V211H59ZM59 213H58V215H59ZM63 213H64V212H63ZM63 213H62V215H65V214H63ZM91 213H92V212H91ZM93 213H94V212H93ZM117 213H118V212H117ZM122 213H123V212H122ZM181 213H182V214H181ZM197 213H198V217H197ZM31 214H32V215H31ZM48 214H49V213H48ZM48 214L43 215L44 218H45V216L48 215ZM95 214H96V213H95ZM95 214H93L92 216H95ZM120 214H121V213H120ZM120 214H119V215H120ZM123 214H124V213H123ZM126 214H127V213H126ZM157 214H158V213H157ZM176 214H177V216H175ZM183 214H185V215H183ZM195 214H196V215H195ZM199 214H200V215H199ZM204 214H205V213H204ZM56 215H57V214H56ZM58 215H57V216H58ZM60 215H61V214H60ZM62 215H61V216H62ZM117 215H118V214H117ZM155 215H156V214H155ZM180 215H181V216H180ZM194 215H195V216H194ZM201 215H202V216H201ZM43 216L41 217V219H43ZM61 216H60V217H61ZM69 216H70V215H69ZM71 216H72V215H71ZM71 216H70V217H71ZM80 216H83V217H80ZM86 216H87V218H86ZM88 216H89V219H88ZM178 216H179V217H178ZM27 217H26V218H27ZM31 217H29V218H27V219H30ZM62 217H65V216H62ZM66 217H67V216H66ZM70 217H69V218H70ZM118 217H119V216H118ZM175 217H176V218L178 217V218H177L178 220H177ZM180 217H181V218H180ZM183 217H185V218H183ZM24 218H25V217H24ZM26 218H25V220H26ZM56 218H57V217H56ZM92 218H93V217H92ZM122 218H123V217H122V215H121V219H122ZM156 218H157L158 220H157ZM174 218H175V219H174ZM182 218H183L184 220H183ZM187 218H186V219H187ZM200 218H201V220H200ZM41 219H40V220H41ZM118 219L120 220V218H118ZM118 219H117V220H118ZM164 219H165V220H164ZM180 219H181V220H180ZM32 220H33V219H32ZM37 220H38V219H37ZM40 220H38V222H39ZM43 220H44V219H43ZM122 220H123V219H122ZM137 220H139V222H138ZM176 220H177V221H176ZM182 220H183V222H182ZM26 221H27V220H26ZM89 221H90V222H89ZM93 221H94V220H93ZM156 221H157L158 223H157ZM175 221H176V222H175ZM178 221H179V223L182 222V224H178V225H177L176 223H177ZM188 221H187V222H188ZM201 221H202V222H201ZM29 222H31V219H30V221H28V223H29ZM121 222H122V221H121ZM136 222H137V223H136ZM187 222L185 221L184 223H187ZM24 223H25V222H24ZM31 223H32V222H31ZM31 223H30V224H31ZM35 223L37 224V222H35ZM39 223H40V222H39ZM42 223H41V226L38 225V224H37V225L34 224V225L36 226V228H38V229H37V230L39 231L38 235L41 233V231L44 230V227H42V226H44V225H43ZM123 223H124V222H123ZM123 223H122V224H123ZM149 223H150V224H149ZM155 223L157 224V228H158L157 231L160 230V231H158V234H161L162 231L165 232V233H162V234L160 235L159 239H157V240H155L157 237H155V236L152 235V233H151L152 230H151V232H150L149 229H148L149 227H150V229L156 228V225H154ZM200 223H199V226H201ZM32 224H33V223H32ZM91 224H92V225H91ZM97 224H98V223H97ZM99 224H100V223H99ZM122 224H121V225H122ZM169 224H170V225H169ZM173 224H176L177 226H174ZM195 224H194V225H195ZM205 224H206V222H205ZM221 224H222V225H221ZM221 224H220V225H221V228H219V229H222L223 223L221 222ZM34 225H30V226H34ZM100 225H101V224H100ZM118 225H120V223H118ZM123 225H124V224H123ZM150 225H151V226H150ZM153 225H154L155 227H154ZM179 225H180V227H179ZM182 225H183V226H182ZM24 226H26V225L24 224ZM35 226H34V227H35ZM37 226H38V227H37ZM152 226H153V227H152ZM169 226L171 227V230H170V227H169ZM206 226H207L208 228H211L210 225H209V226H208V225H205V226L203 225L204 228H205ZM218 226H219V225H218ZM218 226H217V227H218ZM39 227H40V228L42 227V228H41V231H40V228H39ZM119 227H120V226H119ZM119 227H118V228H119ZM123 227H124V226H123ZM126 227H127V228H126ZM147 227H148V228H147ZM173 227H174V228H173ZM177 227H179V229H178L179 231L176 230ZM193 227H194V228H193ZM203 227H202V228H203ZM217 227H215V229H216ZM219 227H220V226H219ZM223 227H224V226H223ZM27 228H28V227H26V229H27ZM60 228H61V229H60ZM102 228H103V227H102ZM146 228L148 229V230H147L148 233L150 232V233H149L150 236H151V237L153 236V237L150 239V240H151V243H150V240L148 239V238H150V236L148 237L149 234H148V235H147V233L145 234V232H146ZM167 228H168V229H167ZM172 228H173V229H172ZM195 228H196V229H195ZM202 228H201V230H202ZM204 228H203V229H204ZM212 228H213V227H212ZM30 229H31V228H30ZM30 229H29V230H30ZM42 229H43V230H42ZM62 229H64V230H62ZM119 229H120V228H119ZM125 229H122L123 232L125 231ZM174 229H175L176 232H178V233L173 232ZM184 229H185V230H184ZM192 229H193V230H192ZM219 229H218V230H219ZM243 229H244V228H243ZM243 229H242V230H243ZM29 230H28V231H29ZM34 230H35V229H33V231H31V232H34ZM46 230H45V231H46ZM59 230H61V231L59 232ZM71 230H73V231H71ZM74 230H75V233H73ZM122 230H120V231H122ZM153 230H154V229H153ZM190 230H189V232H190ZM201 230H200V231H201ZM208 230H209V229H208ZM218 230H216V231H218ZM222 230H223V229H222ZM222 230H221V231H222ZM38 231H35L33 235H35V233H37ZM45 231H43V234H44ZM47 231H46V234L48 233ZM70 231H71V232H70ZM76 231H78V232H76ZM97 231H100V233L97 232ZM105 231H106V230H105ZM157 231H156V232H157ZM168 231H169V234H171V235H174V234L176 233L175 235L178 237V236H179V233H181L180 236H183V237H181V238H183V239H182L183 241L181 240V238H179L181 241H179V243L176 242V243L179 244V245H178V244H175V245H176V248H175L174 243H172L173 245L171 244V245L174 247V248H173L174 250H173V249H172L173 251H172V250H169V251L171 252V254L169 253L170 255L168 254L169 251H168L167 253H165L166 250L164 251V254H165V255L168 254L170 257L165 256V255L163 254L162 249H161L162 247H164L163 245H164V243H165V242H164V243H162V242H163V241H167L166 243L170 244L168 241L173 237V236L170 235L171 238H168V236H169ZM170 231H172V232H170ZM183 231H182V232H183ZM210 231L212 232L211 229L209 230V232H210ZM219 231H220V230H219ZM221 231H220V232H221ZM243 231H244V230H243ZM29 232H30V231H29ZM109 232H110V231H109ZM117 232H118V230H117ZM160 232H161V233H160ZM201 232H202V231H201ZM205 232H206V231H204V233L202 232L200 235H203V234H204V236H205V234H206ZM222 232H223V231H222ZM58 233L56 232V235H57ZM114 233H116V232H114ZM114 233H113V234H114ZM192 233H193V232H192ZM194 233H195V232H194ZM242 233H243V232H242ZM242 233H241V234H242ZM31 234H32V233H31ZM41 234H42V233H41ZM46 234H44V235H46ZM82 234H83V235H82ZM116 234H118V233H116ZM120 234H119V235H120ZM158 234H157V236H158ZM166 234H167V235H166ZM196 234H197V233H196ZM219 234H220V233H219ZM245 234H246V233H245ZM56 235H55V236H56ZM74 235H75V236H74ZM88 235H89L90 237H89ZM99 235H100V236H99ZM111 235H112V234H111ZM127 235H128V236H127ZM146 235H147V236H146ZM175 235H174V237H176ZM190 235H191L192 238L190 237ZM197 235L200 236V235H199V232H198ZM242 235H243V234H242ZM47 236H49V235H47ZM81 236L78 237V235H77L76 238L74 239L75 241H74L73 239H71L70 241H74L75 243L78 242L77 244L80 245V241H81V239H82ZM95 236H96V235H95ZM103 236H102V237H103ZM114 236H115V235H114ZM180 236H179V237H180ZM235 236H236V235H235ZM235 236H234V238H235ZM38 237H41V235H39ZM44 237H45V236H44ZM53 237H54V234H53ZM58 237H59V234H58ZM104 237H103V238H104ZM119 237H118V238H119ZM126 237H127V238H126ZM145 237H148L147 240H149V241H147V242H149L150 244H152V241H154V240H155V241H158V242H156L157 248L153 249L154 247H156V246H155V242H154V246L152 245L153 248H150L151 246H150V244L148 245V243H147V245L144 246V238H145ZM163 237H164V238L167 237V238H165V240H164ZM177 237H176V238H177ZM195 237H196V238H195ZM49 238H50V237H49ZM54 238H55V237H54ZM77 238H78V239L81 238V239L78 241ZM90 238H91V239H90ZM96 238H95V239H96ZM106 238H105V239H106ZM153 238H155V239H153ZM220 238H221V237H220ZM234 238H233V239H234ZM45 239H46V238H45ZM55 239H56V238H55ZM55 239H54V240H55ZM57 239H58V238H57ZM57 239H56V240H57ZM62 239H63V241H62V242L60 241V242H61L62 244H63V242H64V245H65V243H66L65 246H68V247H69L68 250H69L72 246H73L72 249L76 250V247H74V246H75V245H74V244H75L74 242H71V245H72L71 247H70V243L67 245V243L69 242V241H68V240H69L68 237H67L68 240H65L66 238H61V240H62ZM98 239H96V241H97ZM105 239H104V242L107 241V240H105ZM152 239H153V240H152ZM161 239L163 240L162 242H161ZM166 239H167V240H166ZM168 239H169V240H168ZM39 240H40V239H39ZM43 240H44V239H43ZM76 240H77V241H76ZM172 240L174 241L175 238H173ZM172 240H170V241L173 242ZM217 240L219 241V239H217ZM36 241H38V240H36ZM41 241H42V240H40V242H41ZM44 241H45V240H44ZM44 241H43V242H44ZM67 241H68V242H67ZM86 241H84V242L87 243ZM89 241H90V242H89ZM101 241H102V242H101ZM108 241H109V240H108ZM110 241H109V242H110ZM177 241H178V240H177ZM197 241H198V244H197ZM201 241H202V240H201ZM203 241H204V240H203ZM40 242L37 243V244H39V246H41L42 244H44V245H42V248H43V246H45L43 249H42V248H39V249H42L43 254H45V253H44V249H45V250L48 249L47 251H49V249H50L49 252L51 253L52 250L55 251V252H57L56 250H60L59 248H61V247H60L61 244H59V245H60V246H59L58 244H55V242H54L53 240H52V242H54L53 244H51V242H50V240H49V244H51L50 247H48L49 245H48V246L45 245V244L48 242V240H46L44 243L41 242V244H40ZM81 242H83V241H81ZM109 242H108V243H109ZM118 242H120L121 244L124 245V247H123V245L121 246V248H123L122 250L119 249V246H120L121 244H120V243L118 244ZM145 242H146V241H145ZM56 243H57V241H56ZM91 243H92V244H91ZM160 243H161L162 245H161ZM211 243H212V242H211ZM216 243H217V242H216ZM220 243H222V239H221V242H220ZM37 244H35V245H37ZM47 244H48V243H47ZM54 244L57 245V247H59V248L54 249V248L56 247V246L54 247ZM117 244H118L119 246H117ZM158 244H160V245H158ZM190 244H191V245H190ZM234 244H235V245H234ZM29 245H30V244H29ZM82 245H83V244H81L80 247H79L78 245H76V246H78L77 249H78V248H79V249H80V248L82 249V247H83ZM87 245H86V246H87ZM114 245H115V246H114ZM171 245H169V246H171ZM177 245H178V247H177ZM189 245H190V246H189ZM199 245H200V246H199ZM31 246H32V245H31ZM33 246H34V245H33ZM129 246H130V247H129ZM146 246H147V247H146ZM160 246H162V247H160ZM165 246H166V244H165ZM167 246H168V245H167ZM167 246H166V249H167ZM169 246H168V248L171 249ZM201 246H202V247H201ZM35 247L38 248V245L35 246ZM47 247H48V248H47ZM51 247H52V248L54 247V248L52 249ZM89 247H90V246H89ZM158 247H159V249H161V250H159ZM212 247L215 248V252H216V253H219V252H220V253L218 254L219 256L217 255L218 257L216 256V253L213 251L214 249H212ZM235 247H236V249H235ZM31 248L33 249L34 247H31ZM37 248H36V249H37ZM83 248H85V244H84V247H83ZM127 248H128V249H127ZM200 248H202V249H200ZM204 248H207V250L204 249ZM27 249H28V247H27ZM51 249H52V250H51ZM63 249H67V248L64 247ZM118 249H119V250H118ZM124 249H127V250H124ZM147 249H148V250L151 249V250L148 251ZM208 249H209V250H208ZM28 250H29V249H28ZM30 250H31V249H30ZM112 250H113V251H112ZM154 250H155V251H154ZM157 250H159V251H161V252H158V253H157ZM163 250H164V249H163ZM202 250H204L205 252L202 253V252H203ZM216 250L219 251V252H217ZM40 251H41V250H40ZM40 251H37V252H39V253H38L39 255H40ZM47 251H46V252H47ZM53 251H52V256H53V255L55 256V254H53ZM101 251H102L103 253H101ZM144 251H145V252L147 251V252L150 253V254H152V252H150V251H153L154 254H156V255H158V256H160V257H158V256L155 257L156 255H153L154 258H153V257H149V255L145 254ZM206 251H207V252H206ZM33 252H34V249H33L32 253H33ZM97 252H98V251H97ZM147 252H146V253H147ZM213 252H214L215 254H212ZM222 252H223V253H222ZM235 252H236V253H235ZM261 252H262V251H261ZM26 253H27V252H26ZM47 253H48V252H47ZM88 253H89V254H88ZM104 253H105V254H104ZM207 253H208V254H207ZM233 253H235V254H233ZM263 253H264V252H263ZM30 254H31V252H30ZM33 254H34V255H31V256H35L36 252L33 253ZM38 254H37V255H38ZM41 254H42V253H41ZM57 254H59V252H58ZM133 254H134V255L136 254V255L134 256ZM144 254H145L146 256H145ZM260 254H262V253H260ZM37 255H36V256H37ZM161 255H162V256H161ZM212 255H214L215 257H217V258H219V259H217V261L214 262V260H216V258L213 257ZM262 255H263V254H262ZM262 255H261V256H262ZM28 256H29V255H28ZM42 256H43V255H42ZM44 256H46V255H44ZM84 256H83V257H84ZM130 256H131V257H130ZM261 256H259V257H261ZM37 257H38V256H37ZM47 257H48V256H47ZM56 257H57V256H56ZM56 257H55V259L53 258V261H52V262H49V261H48L49 263L47 262V260H48L49 258H48V259L46 258L45 263H47V264L53 263V262L56 260ZM58 257H59V256H58ZM58 257H57L58 263L56 262L57 260L55 261L57 264H60L61 262L63 263L64 261H65V262H71V261H69L68 259H66V260H68V261H66V260H65V257H64V260H63V259H62V258H63L62 256H60V260H61V262H60L59 259H58ZM61 257H62V258H61ZM211 257H213V258H211ZM262 257H264V255H263ZM41 258H43V260H41ZM66 258H67V256H66ZM80 258H82V257H80ZM139 258H140V260H139ZM150 258H152V259H150ZM34 259H35V258H34ZM36 259H38V258H36ZM69 259H70V257H69ZM72 259H73V258H72ZM84 259H85V260H84ZM207 259H208V258H207ZM213 259H214V260H213ZM238 259H239V258H238ZM38 260H41V261L43 262L45 259H44V257H41V255H40V258H39ZM38 260H37V261H38ZM51 260H52V257H51ZM62 260H63V261H62ZM203 260L201 261L200 264H202V262L204 263ZM261 260H263V258H261ZM37 261L35 260V264H36ZM41 261H40V262L38 261L37 264H39V263L41 264ZM72 261H73V260H72ZM125 261H126V262H125ZM205 261H206V260H205ZM234 261H235V262H234ZM55 262H54L53 264H55ZM74 262L76 263V261H74ZM217 262H218V263H217ZM206 263L208 264V261L205 262V264H206ZM28 264H29V263H28ZM33 264H34V263H33ZM63 264H65V263H63ZM66 264H67V263H66ZM68 264H74V263H68Z\"/></svg>","mask_w":264,"mask_h":264}]
</instances>
